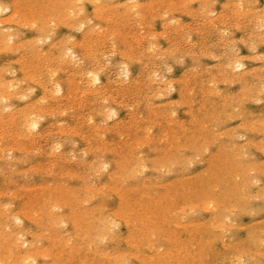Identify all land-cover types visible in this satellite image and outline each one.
<instances>
[{
	"label": "rangeland",
	"instance_id": "1",
	"mask_svg": "<svg viewBox=\"0 0 264 264\" xmlns=\"http://www.w3.org/2000/svg\"><path fill=\"white\" fill-rule=\"evenodd\" d=\"M9 1V2H8ZM14 1V0H13ZM12 0H0V7H2V8H5V7H9L7 10L5 9L4 11H1L0 12V21L2 22H0V27H1V29L3 28V26H4V28H3V30H1L0 29V40H1V38H2V40L0 41V45H2V48H1V46H0V49H2L3 50V45L5 46V50H0V69H2L1 71H0V85L1 84H3L2 86H1V88H0V91L2 90V87H4V88H7L6 87V85H8L9 83V80L10 79H12V80H10V84H9V86L11 85V87H9L8 86V88H10V89H12L11 90V92H10V90L8 89V91L6 90V89H4L5 90V92L7 93V92H9L8 94H10V93H12L13 95H12V97H14V93L16 94V95H18L19 96V93H21L20 95L23 97V95L25 96V94L27 93H29L28 95H29V97H28V95H27V99L24 97V99H26V100H24V99H19L21 96H19L18 98L16 97L15 99L13 98L12 99V97L10 98V99H8L11 95H9L8 96V94L6 95V93H4V92H2V91H4V90H2L1 92H2V94L4 95L5 94V96H8L5 100H4V96L1 94L0 95V117L2 118V119H4V117H5V119L8 117V116H12L11 118H8V120H0V128H2V130H0V135L3 137H1L0 136V148H2V150L0 149V191L3 193L2 195L0 194V230L2 231V233H5L4 235L0 232V238L1 239H3L4 240V236H6V240H2V243H4L5 241H7V242H9L8 243V245H7V242L6 243H4L3 245H1V248H0V254L2 255L3 254V256L5 255V253L7 252V254H6V256H4V257H7L8 255L9 256H11V258H12V260L10 261V257L8 256L7 258H5V259H7L8 260V258H10L8 261L6 260L5 261V259L4 258H2L1 256H0V258H2V260L0 259V263L1 264H11L10 262H15L16 260V262L15 263H12V264H16L17 262H18V260H22L21 259V255L25 252V250H28L31 246H32V244L34 243V247L32 248V250L34 251V252H36V251H38L37 253H38V255H39V252H43V251H41L42 249L44 250V252H46L47 251V253H45V254H42V253H40V256H38L37 255V260H36V262L35 261H31V259H29V260H23L24 262H21V264H23V263H29V264H81V262L83 263H85V264H122L123 262H125L126 261V263H123V264H164V262L165 263H168L169 262V264H176V263H178V264H183V262L185 263V264H200V263H202V264H208V263H210L211 264V262H213L212 264H239V262H240V264H249L248 262L250 261V263H252V264H257V263H255L257 260L256 259H258V264H264V256H261V254H263L264 255V253H262V252H264V246H263V242H264V233H263V235H261L260 236V234H257V233H260V232H262L263 230H264V209H262L261 210V207L262 208H264L263 206H264V196H263V194H264V187H262V185L264 186V174H263V170H264V165L262 164L263 162H264V143H261V139H264V128H263V126H262V128H260L261 127V124H262V120H263V118H264V112H262V111H264V69H262V68H264L263 66H264V16L263 15H261V14H264V0H216V1H213V0H210V2H209V0H188L187 2H188V4L185 2L184 3V1H186V0H182L183 1V3L181 4L182 5V7H180L181 5H180V3L182 2L181 0H165V1H167V3H164V6L162 5V2H165L164 0L163 1H159V2H157L158 0H156V2H155V0H134V2L136 1V4L131 0V2H133L134 4H132L131 2H129L130 0H112V2H111V0H96V1H99V2H97L96 3V1L95 0H74V1H70L69 0V2H68V0H66V2H67V5H65L64 6V4L63 3H66V2H64L65 0H43V3H42V0L40 1V0H15L14 2H13ZM24 1H26L25 3H23ZM78 1V2H77ZM80 1V2H79ZM118 1V2H117ZM153 1L155 2V3H153ZM173 1H175V2H173ZM205 1H206V3H205ZM213 1V2H212ZM237 1H238V4L240 3L241 5H242V9H241V5L239 4H237ZM4 2V3H3ZM11 2H13V5H11ZM16 2V3H15ZM32 2V3H31ZM38 2H40V3H38ZM48 2V3H47ZM61 2V3H60ZM93 2V3H92ZM110 2V3H109ZM115 2V3H114ZM123 3V4H119V5H121L120 7H118V5L116 4V3ZM126 2H127V6H126ZM129 2V3H128ZM137 2H138V4H140V3H142L144 6H142V4L139 6L138 4H137ZM149 2V6H148V3ZM202 2H204L205 4H206V6H204L203 5V3ZM208 2H209V4H208ZM217 2V3H216ZM245 2V3H244ZM249 2V3H248ZM257 2V3H256ZM1 3H3V5H1ZM15 3V4H14ZM35 3H36V5H35ZM58 3L60 4L59 6H58ZM145 3V4H144ZM150 3L152 4L151 5V7H150ZM160 3V4H159ZM169 3H171V5H169ZM174 3V4H173ZM177 3V4H176ZM214 5H213V4ZM235 3V4H234ZM252 3V4H251ZM18 4V5H17ZM98 4V5H97ZM116 6H115V5ZM128 4H130L129 6H128ZM156 4V5H155ZM167 4H168V8H167V11H168V9L170 10L171 9V12H167V11H163V9L165 8V7H167ZM187 4V5H186ZM200 4V6H198ZM223 4H225V5H229L228 7L227 6H225V5H223ZM245 4V5H244ZM250 4V5H249ZM7 5H9V6H7ZM78 7H77V6ZM94 5V6H93ZM132 5V6H131ZM133 5H134V7H136V12L135 13H133L134 11H135V8L133 9V12L131 11L132 9L130 8V7H132L133 8ZM138 5V6H137ZM154 5V6H153ZM173 5H176V7H175V9H174V6ZM180 5V6H179ZM208 5L210 6V7H208ZM62 6H64V7H62ZM79 6H80V8H79ZM83 6V7H82ZM98 6H100V9H101V11L99 10V8H96V7H98ZM108 8H107V7ZM111 6H112V8H111ZM146 6V7H145ZM153 6V7H152ZM171 6V7H170ZM185 6V7H184ZM206 7L205 9H204V7ZM237 6H238V8H237ZM248 7L247 9H245V7ZM48 7H49V9H48ZM62 7V8H61ZM93 7H95V8H93ZM104 7H106V8H104ZM115 7V8H114ZM118 7V8H117ZM138 7V8H137ZM144 7L147 9V11L146 10H144ZM148 7V8H147ZM150 7V8H149ZM156 7L158 8V9H156ZM164 7V8H163ZM170 7V8H169ZM198 7H200V8H198ZM230 7V8H229ZM244 7V8H243ZM253 7H254V11L252 10L253 9ZM16 8V11L14 10ZM25 8H27V9H25ZM31 8V9H30ZM66 8V9H65ZM68 8L70 9L69 11L71 12V14H70V12H68V14H67V11L66 10H68ZM83 9V11H82V13L79 15L78 14V12H80L79 10H82ZM92 8H93V10H92ZM110 8V9H109ZM209 8V9H208ZM211 8V9H210ZM238 9V10H236V9ZM240 8V9H239ZM259 8H261V9H258ZM263 8V9H262ZM13 9V10H12ZM22 9H24L23 11H22ZM30 9V10H29ZM39 9V10H38ZM44 9H47L46 10V12L44 11ZM112 9V10H111ZM129 9V11H127ZM150 9H152V10H150ZM154 9H155V11L157 10V11H159L160 13H162V15H160V13L158 12L157 13V11L155 12L154 11ZM202 9H203V11H204V13H205V15L206 16H204V13H203V11H202ZM10 10V11H9ZM12 10V11H11ZM25 10H28L29 12H27V13H25ZM33 10V11H32ZM43 10V11H42ZM57 10V11H56ZM60 10V11H59ZM62 10V11H61ZM75 10V11H74ZM96 10H98V12L96 11ZM165 10H166V8H165ZM175 10V11H174ZM180 10V11H179ZM187 10V11H186ZM190 10H191V12H190ZM198 10H200V12L198 11ZM210 11V12H207V11ZM215 12H214V11ZM234 10H235V12H234ZM248 12H247V11ZM255 10H258V11H255ZM7 11V12H6ZM120 11H121V13L123 14V12L122 11H124V12H126L125 14H126V16L123 14V15H118V13L120 14ZM140 11V12H139ZM151 11H154L155 13H153L154 15L155 14H158L157 16H154L153 17V14H152V12ZM206 11V12H205ZM241 11V12H240ZM246 11V12H245ZM249 11H251V12H249ZM253 11V12H252ZM3 12V13H2ZM13 12L15 13V14H13ZM17 12V13H16ZM22 12H24L23 14H22ZM33 12H35V13H33ZM45 12V13H44ZM66 12V13H65ZM77 12V13H76ZM83 12H85L84 14H83ZM97 13L96 14V18L94 17V14L95 13ZM109 12H111V13H109ZM138 12V13H137ZM147 12H149V14L151 13L152 14V16H151V14L149 15ZM195 14H194V13ZM213 12V13H212ZM222 12V13H221ZM233 12V13H232ZM245 12V13H244ZM255 12H259V13H255ZM262 12V13H261ZM2 13V14H1ZM12 13V14H11ZM29 13V14H28ZM39 13H41V14H39ZM48 13L50 14V15H52L53 14V16H49L48 15ZM61 13H63V15H59V14H61ZM72 13H73V15H72ZM75 13V14H74ZM108 13V16H105L106 14ZM167 13V14H166ZM189 13V14H188ZM192 13V14H191ZM202 13V14H201ZM224 13L226 14V15H224ZM234 13H235V16H234ZM240 13V14H239ZM248 13V14H247ZM261 13V14H260ZM21 14V15H20ZM28 14V15H27ZM45 14V15H44ZM66 14V16H64ZM93 14V15H92ZM110 14V15H109ZM117 14V16H118V18L116 19L115 18V15ZM134 14V15H133ZM136 14V15H135ZM139 14H140V17H138L139 16ZM163 14H166V16H164ZM218 14V15H217ZM221 14V15H220ZM228 14V15H227ZM242 14V15H241ZM245 14H247V15H245ZM258 14H259V17H260V15H261V19L260 18H258L257 19V16H258ZM15 15H16V17H15ZM24 15H26L25 17H24ZM79 15V16H78ZM99 15V16H98ZM132 15V16H131ZM145 15H148V17L147 16H145ZM170 15V16H169ZM208 15H209V17H208ZM224 15V16H223ZM236 15H238V16H236ZM244 15V16H243ZM254 17H253V16ZM6 16L8 17V19L6 18ZM10 16H12V17H10ZM37 16H38V19H33L34 17L35 18H37ZM56 16H59V17H56ZM62 16V17H61ZM73 16V17H72ZM87 16V17H86ZM124 17V18H126V17H128V18H130V19H122V18H120V17ZM217 18H216V17ZM242 16V17H241ZM262 16H263V18H262ZM24 17V18H23ZM31 17V18H30ZM43 17H47L46 19L45 18H43ZM79 17V18H78ZM88 17H90V18H88ZM106 17H109V18H106ZM153 17V18H152ZM160 17V18H159ZM162 17H164V18H162ZM173 17H177V19L179 18V20H177V21H174L173 22V20L175 19H172ZM203 17V18H202ZM205 17H207V18H205ZM210 17H215V19H213V18H210ZM222 17V18H221ZM226 17H227V19H226ZM245 17V18H244ZM16 18V22L17 21H19L20 19L19 18H23V19H21L20 21L21 22H23L22 20H24L25 19V21L27 22V24H25L26 22H23L22 24V26H21V22L19 23V22H15L14 21V19ZM27 18L29 19V21L32 19V21L33 22H35V23H33L32 21H30L31 22V24H30V22H28V20H27ZM49 18H51L52 19V21H53V23L51 22V21H48V19ZM58 18H59V20H58ZM64 18V19H63ZM77 18V19H76ZM110 18H112V20L110 19ZM114 18L118 21H116L115 22V20H114ZM170 18V19H169ZM6 19L9 21V23L6 21ZM40 19V20H39ZM71 19H73V21L71 20ZM75 19V20H74ZM82 19H83V21H84V23L82 22ZM91 19V20H90ZM101 19H103V20H101ZM106 21H105V20ZM109 19H110V21H112V22H110L109 21ZM172 19V20H171ZM203 19H205V20H203ZM222 19H224V20H222ZM263 19V20H262ZM3 20V21H2ZM42 20H44V21H42ZM50 20V19H49ZM66 20V21H65ZM79 20V21H78ZM99 20V21H98ZM176 20V19H175ZM212 22H211V21ZM236 20H238V21H236ZM258 20V21H257ZM263 21V23L262 22H260V21ZM12 21V22H11ZM60 21H62V22H60ZM88 21H91V22H88ZM103 21H105V22H103ZM131 21V22H130ZM139 21V22H138ZM141 21H143V23L145 22V24H143L142 23V26L144 27L145 25V27L143 28L141 25L139 26V23H141ZM146 21H147V23H146ZM198 21H201V22H198ZM225 21H227L226 23H225ZM236 21V22H235ZM241 21H243L241 24H240V22ZM6 22V23H5ZM10 22H11V24H10ZM15 22V23H14ZM43 22L45 23V24H43ZM68 22V23H67ZM75 22H76V24H75ZM85 22H88V24H86ZM95 22L96 23H99V25H98V28H97V26L95 27ZM115 24H114V23ZM128 22V23H127ZM130 22V23H129ZM136 22V24L135 25H132L133 23H135ZM137 22H138V24H137ZM149 22V23H148ZM164 22V23H163ZM173 22V23H172ZM196 22H198L199 24H197ZM223 22V23H222ZM245 22V23H244ZM256 23V25H255V23ZM260 24H259V23ZM19 23V24H18ZM29 23V24H28ZM43 25H42V24ZM48 23V24H47ZM61 23V24H60ZM65 23V24H69V25H63V24ZM71 23H73V28H69V27H72L70 24ZM78 23H82L83 24V26H82V29L80 30V26H81V24L79 25ZM93 23H94V25H93ZM117 23H118V25H117ZM170 23V24H169ZM178 23V24H177ZM206 23V24H205ZM213 23H215L214 25H213ZM230 23H232V24H230ZM237 23H239V24H237ZM257 23H258V25H257ZM261 23H262V25H263V27H262V25H261ZM3 24V25H2ZM7 24V25H6ZM32 24H36V25H34V26H32L31 27V25ZM53 24V25H52ZM85 24V25H84ZM121 24V25H120ZM148 24V25H147ZM166 24V25H165ZM230 24V25H229ZM238 25V28H237V25ZM244 24V25H243ZM2 25V26H1ZM52 25V26H51ZM58 26L57 28L55 27V26ZM79 25V27H77ZM97 25V24H96ZM104 26L103 28H105V30L107 31V32H105V30L102 28V26ZM117 25V26H116ZM183 27H182V26ZM203 25V26H202ZM216 25V26H215ZM261 25V26H260ZM7 26H8V28H7ZM9 26H11V27H9ZM20 26V27H19ZM27 26V27H26ZM31 28H30V27ZM40 26V28H39V30H38V32H36L37 30H34L35 28L36 29H38V27ZM106 26H107V29L108 30H110V31H108L107 29H106ZM131 26H133V27H131ZM139 26V27H138ZM152 27L153 26V28H150V27ZM255 26H257V27H255ZM15 29H14V28ZM51 27H53V28H51ZM75 27H77L76 29H75ZM93 27V28H92ZM101 29H103L102 30V32L100 31V28ZM114 27H116V28H114ZM131 27V29L129 30V32H128V29L127 28H130ZM149 27V29H147V28ZM173 27V28H172ZM196 27V28H195ZM213 27V28H212ZM216 27V28H215ZM233 27V28H232ZM244 27V28H243ZM260 27H262V28H260ZM11 28V29H10ZM49 28V29H48ZM118 28V29H117ZM179 28V29H178ZM258 28H260V29H258ZM10 29V30H9ZM46 29V30H45ZM73 29V30H72ZM93 31V29H95L93 32H96V34H92V31ZM97 29H99V30H97ZM114 29V30H113ZM145 29V30H144ZM178 29V30H177ZM195 29H197L198 31H196ZM224 29V30H223ZM227 29H228V31H227ZM5 30V31H4ZM43 30V31H42ZM48 30V31H47ZM52 30H54V33H53V31ZM78 30H80V31H78ZM88 30H89V32H88ZM98 32H97V31ZM113 30V32H115V31H120L119 33H125V31L126 32H128V33H126V35L124 34L123 36H125L126 37V39L127 40H125V37H122V35L121 34H119V33H117L116 32V34L114 35V33H112L111 31ZM144 30V31H143ZM195 30V31H194ZM251 30H253L252 32H251ZM21 31V32H20ZM46 31V33H44ZM85 31V32H84ZM100 31V32H99ZM135 31L137 32V34L135 33ZM144 32V33H142V32ZM158 31V32H157ZM164 31V32H163ZM189 31V32H188ZM202 31V32H201ZM222 31L224 32V33H222ZM3 32V36H7L8 35V33H9V35L11 36V35H14L15 36V38H14V36L13 37H11V39L10 38H7V40H6V38L4 37L3 38V36H1V33ZM19 32V33H18ZM49 32V33H48ZM86 32H88V33H86ZM91 32V33H90ZM109 32H111V34L109 33ZM149 32H151V33H153V34H151V33H149ZM154 32H156V33H154ZM161 32H163V33H161ZM179 32V33H178ZM220 32V33H219ZM232 32H233V34H232ZM250 32H251V34H250ZM43 33V34H42ZM48 33V34H47ZM68 34V36H66L67 34ZM105 34V35H103V34ZM110 34V35H107V34ZM135 33V34H134ZM147 35H146V34ZM160 33V34H159ZM166 33V34H165ZM189 33V34H188ZM191 33V34H190ZM230 33V34H229ZM263 33V34H262ZM23 34V35H22ZM41 35V36H39V35ZM54 34V35H53ZM65 34V35H64ZM93 36H92V35ZM127 34H128V36H127ZM144 34V35H143ZM153 35V37L154 38H156V39H153V37H151V36H149V35ZM163 34V35H162ZM228 34V35H227ZM8 35V36H9ZM19 35H21V36H19ZM47 35H50L49 36V38H48V36ZM72 35L74 36V38L72 37ZM87 35V36H86ZM112 35V36H111ZM114 35V36H113ZM120 35V36H119ZM134 35L136 36V37H134ZM140 35V36H139ZM172 35H174V36H172ZM189 35H191V36H189ZM221 35H224V36H221ZM7 36V37H8ZM9 36V37H10ZM36 36L38 37V41L39 40H42L41 42H44V43H42V45L40 44L41 42H38L37 41V38H36ZM46 36H47V38H46ZM95 36V37H94ZM105 36H106V38H105ZM110 36V37H109ZM137 36H139V37H137ZM141 36H144V37H141ZM149 36V37H148ZM157 36V37H156ZM190 38H189V37ZM227 38H226V37ZM249 36V37H248ZM260 36V37H259ZM41 37V39H39ZM43 37V38H42ZM64 37V38H63ZM69 37V38H68ZM84 37H87L86 38V40L84 39ZM110 39H109V38ZM111 37H113L112 39H111ZM172 37V38H171ZM183 37H185V38H183ZM26 38V39H25ZM27 38H28V40H27ZM29 38H32V39H29ZM36 38V41L37 42H33L32 40H34ZM60 38H62V39H60ZM71 38H72V40L73 41H75L76 42V45H75V43L73 44H70L71 42H72V40H71ZM88 38H89V41H90V43H88L89 41H88ZM98 38L99 39H101V38H103L104 40H98ZM124 38V39H123ZM133 38H140L139 40L138 39H136V40H138V41H136L135 39H134V41H132L133 40ZM141 38H143V39H141ZM189 38V39H188ZM219 38V39H218ZM223 40H222V39ZM13 39H16V40H13ZM23 39V40H22ZM45 39V40H44ZM49 39V40H48ZM68 39L70 40V41H68ZM91 39V40H90ZM94 39V40H93ZM188 39V40H187ZM222 41H221V40ZM232 39H233V41L235 40V42H233L232 41ZM237 39H238V41H237ZM243 39V40H242ZM10 40H13V41H10ZM23 42H22V41ZM31 40V42H29ZM47 40V41H46ZM55 40H57V41H55ZM59 40H61L62 42H60L61 44H63V41L65 40V44L66 45H61V44H59ZM109 40H111V41H109ZM130 42H129V41ZM141 40V41H140ZM231 40V41H230ZM248 40H250V41H248ZM258 40H261V42H259ZM11 43H10V42ZM18 43V48H20V49H17V48H15V45H17L16 44V42ZM20 41V42H19ZM35 41V40H34ZM46 41V42H45ZM52 41V42H51ZM55 43H54V42ZM84 41V42H83ZM87 43H86V42ZM121 41H123V42H121ZM128 41V42H127ZM146 41V42H145ZM152 41V42H151ZM228 41V42H227ZM237 41V42H236ZM4 42H5V44H4ZM22 42V43H21ZM27 42V43H26ZM51 42V43H50ZM70 42V43H69ZM80 42H82L81 44H83V45H81L80 44ZM92 42H94L95 43V46H94V43H92ZM102 42H104V43H102ZM133 42V43H132ZM148 42V43H147ZM190 42H196V44H192V43H190ZM210 42H212V44L210 43ZM225 42V43H224ZM244 42H245V44H244ZM257 42V43H256ZM258 42H259V44H258ZM3 43V44H2ZM6 43H8V45H7V47H6ZM10 43V44H9ZM20 43V44H19ZM50 43V44H49ZM53 43V44H52ZM86 43V44H85ZM112 43V44H111ZM132 44V46L130 47V46H128L129 44ZM147 43V44H146ZM151 43V44H150ZM189 43V44H188ZM233 43V44H232ZM236 43V44H235ZM253 44L252 46H251V44ZM254 43H255V45H254ZM14 44V45H13ZM21 44L23 45V47L24 48H22V46H21ZM30 44H33V45H30ZM40 44V45H39ZM56 46H55V45ZM71 46H70V45ZM90 44V45H89ZM109 44H110V46H109ZM148 44H149V47H148ZM154 44V45H153ZM156 44V45H155ZM161 44V45H160ZM232 44V45H231ZM14 47H13V46ZM36 45V46H35ZM62 47H60V46ZM73 45V46H72ZM87 45V47H85ZM93 45V46H92ZM112 45V46H111ZM114 45V46H113ZM152 45V47H150ZM173 45H174V47H173ZM176 45V46H175ZM189 45V46H188ZM193 45V46H192ZM9 46H11L14 50V52L15 53H13V51H12V49L11 48H9L8 49V47ZM20 46V47H19ZM41 47V50L43 51V52H47L45 55L46 56H44V54L42 53V52H40L41 50H39V48ZM48 46H51L50 47V52H49V47ZM70 47V50H68V51H71L72 49V52L74 53V56H73V54H72V52H67V47ZM90 48H89V47ZM92 46V47H91ZM156 46H160L159 48H157ZM225 46V47H224ZM227 46H228V48H227ZM235 46H236V48H235ZM250 46H251V48H250ZM17 47V46H16ZM32 47H33V49H32ZM38 47V48H37ZM61 49H63V53H64V57L62 58L61 56H59L60 54H62V52L60 51V48ZM96 47V48H95ZM97 47H98V49H97ZM112 47V48H111ZM114 47H115V49H114ZM129 47V48H128ZM156 47V48H155ZM178 49H177V48ZM206 47V48H205ZM207 47H208V49H207ZM7 48V49H6ZM27 48V49H26ZM29 48V49H28ZM31 48V49H30ZM35 48V49H34ZM37 48V49H36ZM54 48H56V49H54ZM65 48V49H64ZM91 50L90 52L88 51L89 49ZM169 48H170V50H169ZM237 48H239V49H237ZM17 49V50H16ZM23 49V50H22ZM25 49V50H24ZM95 49H97V50H95ZM110 49V50H109ZM124 49H125V51H126V54H123L125 51H124ZM128 49V50H127ZM163 49V50H162ZM209 49L211 50V51H209ZM229 49V50H228ZM33 50V51H32ZM37 51V53L38 54H35V52ZM38 50H39V52H38ZM53 50V51H52ZM122 50V51H121ZM131 50V51H130ZM169 50V51H168ZM190 50V51H189ZM200 50H202V51H200ZM226 50H228L229 52H231L230 54H227L228 53V51H226ZM254 50V51H253ZM11 51H12V53H11ZM52 51V52H51ZM64 51H66V52H64ZM93 51H95V52H93ZM113 53H112V52ZM121 51V52H120ZM154 51H155V53H154ZM171 51L174 53V54H172L171 53ZM205 51V52H204ZM238 51H239V53H238ZM241 51V52H240ZM2 52H5V53H2ZM34 52V53H33ZM89 52V53H88ZM100 52H102V53H100ZM108 52H110V54H108ZM116 52V53H115ZM130 52V53H129ZM190 54H189V53ZM204 52V53H203ZM208 52V53H207ZM213 52V53H212ZM220 52V53H219ZM226 54H225V53ZM237 52V53H236ZM25 53V54H24ZM52 53V54H51ZM56 54V56L55 57H53V55H55ZM58 53V54H57ZM65 53H68L67 55H65ZM75 53H76V55H75ZM87 53V54H86ZM128 53H129V56H130V58L133 56L134 58L136 57V58H138V55H139V57H140V59H137V61L133 58V59H129V56H128ZM194 53H196V54H194ZM210 53V54H209ZM211 53H212V55H211ZM216 53V54H215ZM260 53V54H259ZM261 53H263V55L261 56ZM9 54H11V55H9ZM23 54H24V56H27V57H25L24 59H23ZM27 54V55H26ZM40 54V55H39ZM47 54L49 55V58H47L48 56H47ZM88 54H91V55H88ZM104 54V55H103ZM105 54H108V55H105ZM113 54V55H112ZM148 54H150V55H148ZM154 54V56H151V55H153ZM162 54H164V56L162 55ZM171 54V55H170ZM220 55V57L221 58H218L217 59V57H219L218 55ZM223 54L225 55V56H223ZM253 54V55H252ZM259 54V55H258ZM34 55V56H33ZM73 57H72V56ZM112 55V56H111ZM123 55H125V56H123ZM137 55V56H136ZM158 55V56H157ZM163 57H162V56ZM183 55H184V57H183ZM205 55V56H204ZM232 55V56H231ZM233 55H235V59H237V56H238V61H240L239 63H238V61L236 62V61H234L235 59H234V56ZM237 55V56H236ZM239 55H240V58H239ZM246 55V58L244 57V56ZM253 57H252V56ZM254 55H255V57H254ZM67 56V57H66ZM78 57L79 56V58H76V57ZM106 56V57H105ZM110 58H109V57ZM127 56H128V58H127ZM157 56V57H156ZM217 56V57H216ZM244 58H243V57ZM259 56H261V57H259ZM34 57H35V59H34ZM39 57V58H38ZM45 57V58H44ZM61 57V60L59 59ZM76 59H75V58ZM154 57V58H153ZM182 57V58H181ZM196 58L197 57V59L196 60H193L192 61V59H194V58ZM213 57H215L214 59H213ZM233 57V58H232ZM247 57H250V58H247ZM257 57H258V59L259 60H256L257 59ZM15 58H17V60H15ZM38 58V59H37ZM44 58V60H42ZM71 58H73V60L71 59ZM149 58H151V59H149ZM243 58V59H242ZM252 58H255V60L254 59H252ZM8 59V60H7ZM10 59H12V60H10ZM21 60V61H18V60ZM51 59H52V61H51ZM79 60V62H77L78 60ZM82 59V60H81ZM110 59V60H109ZM161 59H163V61L161 60ZM179 59H180V61H179ZM15 60V61H14ZM42 60V61H41ZM45 60H47V62H44ZM73 62H72V61ZM77 62V65H76V62ZM105 60H107V61H105ZM133 62H132V61ZM141 60V61H140ZM230 60V61H229ZM33 61V62H32ZM60 61H61V63H60ZM63 61V62H62ZM126 61V65H127V63H128V65L126 66L125 64L124 65H122L121 63L123 62H125ZM183 61V63H181ZM2 62H4V63H2ZM17 62V63H16ZM18 62H21V63H18ZM34 62H36L37 63V65H33L34 64ZM72 62V63H71ZM106 62H108L107 64H106ZM158 62V63H157ZM181 64H180V63ZM221 62V63H220ZM234 62H236V63H234ZM33 63V64H32ZM35 63V64H36ZM44 64V66H40V65H43ZM45 63H47V65L45 64ZM84 63V64H83ZM102 63V64H101ZM155 63V64H154ZM166 63V64H165ZM197 63V64H196ZM229 63H232L233 64V68H232V64H230V66H227ZM238 63V64H237ZM240 63H242L241 64V66H240ZM10 64H11V67H10ZM25 64V65H24ZM33 66H32V65ZM60 64V65H59ZM101 64V65H100ZM110 64V65H109ZM122 66H121V65ZM130 64V65H129ZM165 64V65H164ZM2 65H4V66H6V69H5V67L3 66L2 67ZM12 65H13V67H12ZM48 65H49V67H51V71L54 73V74H56L55 76H54V74L52 73V72H50V70L47 68L48 67ZM168 65H170V66H168ZM194 65H196L195 66V68H194ZM208 65V66H207ZM209 65H211L210 67H209ZM225 65V66H224ZM24 66V67H23ZM79 66V67H78ZM95 66V67H94ZM125 66L127 67V69H128V72L129 73H127V70H126V68H125ZM166 66V67H165ZM169 68H171V70L170 69H167L168 67ZM198 66H199V68H198ZM217 66H220V67H217ZM234 66H236V67H234ZM2 67V68H1ZM36 67H39V69L40 68H42V69H38L39 71H36ZM52 67L53 68H55L56 69V71H55V69H52ZM59 67V69H58V72H57V68ZM67 67V68H66ZM73 67V68H72ZM94 67V68H93ZM105 67V68H104ZM122 69H125V70H121V68ZM192 69H191V68ZM209 67V68H208ZM237 67H238V69H237ZM243 67V68H242ZM260 67H262L261 69H260ZM7 68H9V70L7 69ZM21 70H20V69ZM28 69V71L27 70H24V71H22L23 69ZM30 68V69H29ZM47 68V69H46ZM61 68V69H60ZM70 68H72V69H70ZM119 68V69H118ZM154 68V69H153ZM207 68V70L205 71V69ZM237 69V70H233L232 71V69ZM250 68H252L253 70H251ZM255 68H257V69H255ZM35 71H34V70ZM84 69V70H83ZM88 69L89 70H91V71H89V72H87L88 71ZM99 69V70H98ZM178 69V70H177ZM193 69H195V70H193ZM208 69L210 70V71H212V72H209L208 71ZM245 69H247V70H245ZM250 69V70H249ZM255 69V70H254ZM8 71V73H7V71ZM14 70V71H13ZM30 70H33V71H30ZM49 70V71H48ZM95 71V73H94V71ZM100 70H101V72L102 73H97V71L98 72H100ZM120 70H121V73H120ZM164 70V71H163ZM188 70V71H187ZM244 70H245V72L247 73V75H246V73L244 72ZM4 71H6V72H4ZM15 71H16V73H15ZM83 71V72H82ZM85 71V72H84ZM155 71H158V72H155ZM162 71V72H161ZM167 71H170L169 73L167 72ZM197 71V72H196ZM205 71V72H204ZM224 71H226L225 73H224ZM250 71V72H249ZM253 71H255V72H253ZM262 71V72H261ZM41 72V73H40ZM92 73L93 72V74H99L100 75V78H101V80L99 81V82H97V83H95L94 84V82H92V77H91V75L89 74V73ZM220 72V73H219ZM221 72H223V73H221ZM232 72V73H231ZM244 72V73H243ZM249 72V73H248ZM27 73H28V75H27ZM33 73V74H32ZM40 73V74H39ZM44 73V74H43ZM48 73V74H47ZM51 73H52V75H51ZM76 73H77V75H76ZM80 73V74H79ZM121 75H119V74ZM126 74L127 73V75L129 74V76L128 77H126V75H123V74ZM159 73V74H158ZM160 73L162 74V75H160ZM196 73V74H195ZM198 73V74H197ZM237 73H238V76H237ZM241 73H242V75H241ZM14 74V75H13ZM16 74V75H15ZM23 74H24V76H26L25 78L23 77ZM32 74V75H31ZM37 74H38V76H37ZM86 74H89V76L88 75H86ZM156 74V75H155ZM189 76H188V75ZM212 74V75H211ZM228 74V75H227ZM245 75V78H246V80L245 79H243V77H244V75ZM30 75H31V77H30ZM35 75V76H34ZM40 75H41V77H40ZM118 75V76H117ZM152 77H154V78H152ZM153 75H155V76H153ZM196 75V76H195ZM234 75V76H233ZM256 75H260V77L259 76H256ZM11 76V77H10ZM33 76V77H32ZM50 76H53V77H50ZM72 76V78H70ZM75 76V77H74ZM93 76V75H92ZM149 76V77H148ZM158 76V78H156ZM165 76V78L164 79H162L163 77ZM2 77V78H1ZM20 77H23V78H20ZM30 79H29V78ZM35 77H37V78H35ZM40 77V78H39ZM50 77V78H49ZM89 77H90V79H89ZM125 77H126V79H125ZM188 77V79H185V78H187ZM194 77H196V78H194ZM214 77V78H213ZM259 77V78H258ZM13 78H16L15 80L13 79ZM32 78V79H31ZM33 78H35V80L33 79ZM39 78V79H38ZM68 78V79H67ZM127 78H128V81H127ZM133 78V79H132ZM168 78H170L171 80H172V82L170 81V79H168ZM174 80H173V79ZM181 78L183 79V80H181ZM191 78V79H190ZM211 78L213 79V81L215 80V82L217 83V85H216V83H211ZM232 78V81H230V79ZM233 78H234V80H233ZM20 79V80H19ZM22 79H24V80H22ZM37 79H38V81H37ZM60 79V80H59ZM62 79V80H61ZM70 79V81L68 82V80ZM80 81H79V80ZM89 79V80H88ZM110 79V80H109ZM112 79V80H111ZM115 79V80H114ZM138 80V82L136 81V80ZM156 81H155V80ZM158 79V80H157ZM177 79V80H176ZM219 81H218V80ZM221 79H222V81H221ZM238 79V80H237ZM241 79V80H240ZM30 80H32V81H30ZM56 80V81H55ZM72 80V81H71ZM76 80V81H75ZM91 80V81H90ZM108 80H109V82H108ZM126 80V81H125ZM153 80H154V82H153ZM162 80V82H160ZM176 80V81H175ZM225 80H227V82H224ZM240 80V81H239ZM35 81H37L36 83H35ZM40 81H42V82H40ZM50 81H52L51 83H50ZM55 81V82H54ZM79 81V82H78ZM136 81V82H135ZM144 81V82H143ZM165 81H167V82H165ZM182 81V82H181ZM206 81V82H205ZM234 81H236V82H234ZM238 81V82H237ZM246 81V82H245ZM2 82V83H1ZM22 83V84H19V83ZM25 84H24V83ZM57 82H59V83H57ZM90 82H92V83H90ZM143 84H142V83ZM153 82V83H152ZM171 82V84H169ZM184 82H186V83H184ZM187 82H188V84H187ZM204 82V83H203ZM211 84H210V83ZM219 82V83H218ZM232 82V83H231ZM263 82V83H262ZM39 83H40V85H39ZM46 83V84H45ZM50 83V84H49ZM71 83H74V84H71ZM76 83V84H75ZM166 83V84H165ZM245 83H247V84H245ZM261 83H262V86H261ZM18 84V85H17ZM41 84L43 85V87L41 86ZM52 84V85H51ZM61 85L60 87L62 88V91H60V92H58V91H55V90H57L58 89V87L59 86H57V85ZM89 84H91L90 86H89ZM92 84H94V86H92ZM97 84V85H96ZM131 84V85H130ZM232 84V85H231ZM19 85H20V88H19ZM55 85V86H54ZM69 85H70V87H69ZM74 85H76V86H74ZM158 85V86H157ZM165 85V86H164ZM166 85L168 86V85H173V86H169L170 87V89H169V87H166ZM186 85H188V86H186ZM213 85H215V86H213ZM228 85H230L229 87H228ZM246 85V86H245ZM14 86H15V90H17L18 89V92H13L14 90ZM51 86V87H50ZM96 86V87H95ZM135 86H136V88H135ZM139 86H140V88L142 87V89H140L139 88ZM145 86V87H144ZM210 86V87H209ZM245 86V87H244ZM13 87V88H12ZM24 87V88H23ZM27 87V88H26ZM32 88V89H34V90H30L29 88ZM35 87V88H34ZM72 87H73V90H72ZM77 87H78V89L80 90H78L77 89ZM86 87H87V90H84V89H86ZM92 87H94V88H92ZM148 87V88H147ZM153 87V88H152ZM162 87H163V89H162ZM164 87H166L167 89H164ZM191 87H193L192 89L193 90H191L190 92H188L187 91V89H190ZM207 87V88H206ZM216 87H218V88H216ZM228 87V88H227ZM245 89H249V92H250V94L247 92V90L244 92V91H242L244 88ZM257 87H258V89H257ZM261 87V88H260ZM22 88L24 89V90H22ZM44 88H47V90H45ZM54 88V89H53ZM57 88V89H56ZM70 88V89H69ZM93 89V91H90V93H92V94H90L89 93V90L90 89ZM104 88V89H103ZM108 90H107V89ZM113 88V89H112ZM138 88V89H137ZM172 88V89H171ZM200 88H202V89H200ZM209 88V89H208ZM210 88L212 89V91L210 90ZM215 88L217 89L216 91H214L215 90ZM241 88V89H240ZM243 88V89H242ZM254 88H256V89H254ZM21 89V90H20ZM27 89H29V91H31V92H27ZM53 89V90H52ZM74 89H76V91L74 90ZM91 89V90H92ZM94 89H95V91H94ZM98 89V90H97ZM100 89H102V90H100ZM137 89V90H136ZM157 89H161L160 90V92H159V90H157ZM168 89H169V91H170V94L168 93L167 94V92H168ZM204 89V90H203ZM206 89H207V91H206ZM224 89V90H223ZM240 89V90H239ZM244 89V90H245ZM251 89V90H250ZM254 91H253V90ZM262 89H263V91H262ZM82 90H83V92H82ZM96 90L98 91V92H96ZM149 90V91H148ZM186 90V91H185ZM200 90H202V91H205V92H203L202 93V91H200ZM208 90H210L209 92H208ZM240 92H239V91ZM256 90V91H255ZM23 91L25 92V94H23ZM32 91H33V93H32ZM52 91V92H51ZM55 91V93H57L56 95H55V93H53ZM88 91V92H87ZM103 91V92H102ZM111 91V92H110ZM134 91H136V92H134ZM139 91V92H138ZM158 91V92H157ZM221 91V92H220ZM252 91H253V93L255 92V94L257 95H255V94H253V96H254V98H253V96H252ZM81 92H82V94H81ZM132 92H134V93H132ZM166 92V93H165ZM196 92V93H195ZM216 94H214V93ZM238 92V94H236ZM259 92V93H258ZM261 92V93H260ZM32 93V94H31ZM52 93V94H51ZM71 93V94H70ZM85 95H84V94ZM96 93V94H95ZM110 93H112L111 94V96H110ZM140 93V94H139ZM145 93H147L149 96H147V95H145ZM161 94L162 93V95L164 94V95H168V96H160L159 95V97H158V99H156V97L158 96L157 94ZM214 94V95H211V94ZM224 93V94H223ZM229 93V94H228ZM232 93V94H231ZM245 93V94H244ZM40 94H42L43 96H44V98L40 95ZM62 94V95H61ZM65 95V97L63 98V96ZM107 94H109L107 97H106V95ZM126 94V95H125ZM136 94V95H135ZM150 94H152V95H150ZM184 94V95H183ZM192 94V95H191ZM202 94H204V95H202ZM217 94H219V95H217ZM243 94H244V96H246V97H244L243 96ZM250 95V97H249V95ZM53 95L54 97H56V98H54L53 96L51 97V96ZM61 95V96H60ZM67 95H69L68 96V98H67ZM79 95V96H78ZM99 95V96H98ZM104 95H105V97H104ZM112 95H114V97L112 96ZM154 95H157V96H154ZM222 95V96H221ZM225 95V96H224ZM228 95V96H227ZM230 95H233L232 97H230ZM241 97V98H239V96ZM248 95V96H247ZM261 97H260V96ZM1 96H3V97H1ZM71 96V97H70ZM96 96V97H95ZM102 96H103V99H102ZM203 98H202V97ZM242 96L244 97V98H242ZM252 96V97H251ZM39 97H42V98H39ZM47 97H48V99H47ZM63 99H62V98ZM76 98V100L74 99V103H73V98ZM113 97V98H112ZM123 97H125V98H123ZM143 97V98H142ZM155 99H154V98ZM160 97H162V98H160ZM165 97V98H164ZM224 97V98H223ZM235 97V98H234ZM237 97H238V100H236L237 99ZM247 97H249V98H247ZM256 97H259V98H256ZM1 98H3V100H1ZM38 98V99H37ZM47 100H46V99ZM54 98V99H53ZM60 98V99H59ZM69 98H71V99H69ZM137 100H136V99ZM213 98V99H212ZM228 98V99H227ZM231 98H232V100H231ZM252 98V99H251ZM7 99H8V102H7ZM41 99H43V100H41ZM97 101L96 103H95V101ZM99 99V100H98ZM105 99L107 100V103H106V101H105ZM138 99H140V101H141V104H140V102H139V100ZM175 100L176 101V103H175V101L174 102H172V104H176V106H177V104H179L180 102L182 103H180L177 107H175L174 105H171V107H170V103H168V101L170 102V100ZM178 101H177V100ZM192 99V100H191ZM228 101H227V100ZM236 100V102H235V100ZM240 99H242L241 101H240ZM243 99H244V101H247L246 103L244 102H242L243 101ZM246 99V100H245ZM261 99H262V101H261ZM38 100V101H37ZM66 100V101H65ZM68 100V101H67ZM83 101V103L81 102L80 103V101ZM92 100H93V102H92ZM115 100V101H114ZM142 100H144V101H142ZM153 101V102H151V101ZM214 101V103H213V101ZM231 100V101H230ZM253 100V101H252ZM254 100H256V102L254 101ZM39 101L40 102H42V103H44V104H42V103H39ZM88 101V102H87ZM103 101H104V103H103ZM118 101V102H117ZM136 101H137V104H136ZM146 101V102H145ZM149 101V102H148ZM194 102L193 104L192 103H190V102ZM223 101L225 102V103H223ZM234 101V102H233ZM257 101H259V102H257ZM36 102V103H35ZM50 102V103H49ZM61 102V103H60ZM68 102H69V105H68ZM103 104H102V103ZM110 102V103H109ZM120 102V103H119ZM123 102H126V103H123ZM139 102V103H138ZM163 102H165V104H163ZM228 104H227V103ZM238 102V103H237ZM1 103H4V106H9V107H4L5 109L7 108V110H4V108L3 107H1L2 106V104ZM26 103V104H25ZM33 105H32V104ZM58 103H60L59 105H58ZM63 103V104H62ZM88 103H90V104H88ZM94 103V104H93ZM146 103V104H145ZM148 103H149V105H148ZM158 103H160L159 105H158ZM183 103H185L184 105H183ZM202 103H204L203 105H202ZM235 104V105H233V107H231L232 106V104ZM35 104V105H34ZM81 105V107H83V108H81L80 107V105ZM84 104V105H83ZM107 104H108V106H109V108H108V106H107ZM119 104H122V105H119ZM126 104H127V106H126ZM139 104V105H138ZM152 104H155V105H152ZM186 104H188V105H186ZM219 104V105H218ZM222 104H223V106H224V108L222 109ZM224 104H227V106H225ZM12 105H14V106H12ZM26 105H28L27 106V108L25 107ZM36 105H38V107H39V109L37 110V106ZM49 105V106H48ZM68 105V106H67ZM70 105H72V106H70ZM83 105V106H82ZM89 105V106H88ZM95 105V106H94ZM102 107H101V106ZM104 105V106H103ZM147 105H148V107H147ZM183 105V106H182ZM216 105H217V107H216ZM24 106V107H23ZM36 108V110L33 108ZM57 106V107H56ZM59 106V107H58ZM64 106H65V109L66 110H64L63 112H62V107H63V109H64ZM74 106H75V108H74ZM79 106V107H78ZM85 106V107H84ZM91 106V107H90ZM97 106H100L99 108L97 107ZM107 106V107H106ZM130 106V107H129ZM174 106V107H173ZM199 108H201L200 110H198V107ZM203 106H206V109L205 108H203ZM214 106H215V108H214ZM11 107V108H10ZM42 108V111L40 110L41 108ZM47 107V108H46ZM67 107V108H66ZM69 107V108H68ZM71 107V108H70ZM78 107V108H77ZM106 107V108H105ZM115 107V111L117 110V113L116 112H114L113 111V113L112 112H109L108 110L110 109V111H111V109L113 110V108ZM138 107V108H137ZM173 107V108H172ZM234 107H236V109L234 108ZM8 108H10V109H8ZM30 108V109H29ZM51 108V109H50ZM54 108V109H53ZM59 108V109H58ZM81 108V109H80ZM97 108H98V110H97ZM170 108V109H169ZM171 108H172V110H171ZM217 108V109H216ZM220 108V109H219ZM226 108V109H225ZM231 108H233V109H231ZM244 108H246V109H244ZM248 108H249V110H248ZM1 109H3L4 111H2ZM54 110V111H52L51 112V110ZM67 109H68V111H67ZM70 109V110H69ZM72 109H73V111H72ZM78 109V110H77ZM105 109H107V110H105ZM119 109V110H118ZM151 109H154L155 110V114H154V111H150ZM160 109H161V111H160ZM214 109H216V110H214ZM238 109V110H237ZM24 110V111H23ZM26 110V111H25ZM29 110V111H28ZM33 112H35V113H32V111ZM40 110V111H39ZM58 112H57V111ZM61 110V111H60ZM100 110H102L101 112H100ZM176 111V114H175V112L174 111ZM186 110H188V111H186ZM191 112H190V111ZM219 110H221V113H219L220 111ZM223 110H224V113H223ZM243 110V111H242ZM246 110V112H244ZM248 110V111H247ZM21 111V112H20ZM30 111H31V113H32V115H34L33 117L34 118H36L37 119V115L39 114V112H40V114H39V116H40V118L42 117V119H40L39 117V119L41 120V121H39V125H38V127L36 128V129H33V130H31V128H28L30 131H29V133H28V129L26 130V128L24 127L25 126V122H23L24 121V118H25V116H26V114L28 113V115H31L30 114ZM37 111H39V112H37ZM43 111L45 112V113H43ZM48 111V112H47ZM98 111V112H97ZM129 111V112H128ZM163 111V112H162ZM167 111H168V113H167ZM172 111H173V113H172ZM200 111V112H199ZM212 111H214V112H212ZM252 113H251V112ZM14 112V113H13ZM23 112V113H22ZM42 112V113H41ZM47 112V113H46ZM50 112H51V114H50ZM78 112V113H77ZM102 112H104V113H102ZM106 112H109V113H111V114H113L112 116L114 117H112L110 114H108L107 116H109V117H111L110 118V120H107V119H109V117H106ZM136 112V113H135ZM140 112V113H139ZM213 113L212 115H211V113ZM237 113V115H235L234 116V113ZM259 112H260V114H259ZM10 113V115H8ZM21 113V114H20ZM38 113V114H37ZM66 113V114H65ZM74 114V115H72L71 116V114ZM91 113H94V114H91ZM162 113V114H161ZM171 113V114H170ZM225 113H230L229 114V116H230V118H232V116H234L235 117V119H234V117L232 118V120L233 121H231V119L229 118V116H227L228 114H225ZM235 113V114H236ZM251 115H250V114ZM258 113V114H257ZM263 113V114H262ZM17 114H19L20 116H21V118H20V116L19 115H17ZM84 114V115H83ZM86 114L88 115V116H86ZM130 114V116H128ZM133 114V115H132ZM139 114H141V116L139 115ZM149 114H150V116H149ZM160 114V115H159ZM163 114H165V116L163 115ZM172 115L171 117H170V115ZM218 114L220 115V117L221 118H223L224 119V121L222 122V120L223 119H221V118H218L217 116H218ZM25 115V116H24ZM31 115V116H32ZM49 115V116H48ZM79 115H81V116H79ZM89 115H91L90 117H89ZM116 117H115V116ZM162 115H163V117H162ZM192 115H194L195 117V119L193 118H191V116ZM214 115V116H213ZM224 115H226L227 116V118H226V116H224ZM239 115H240V117H239ZM249 116V118H246V116ZM3 116V117H2ZM16 116V117H15ZM36 116V117H35ZM79 116V117H78ZM85 116V117H84ZM138 116H139V118H140V120L142 119V121H140L139 120V118H138ZM209 116V117H208ZM217 117V120L214 118V117ZM236 116H238V118L236 117ZM245 116V117H244ZM15 117V118H14ZM23 117V118H22ZM45 117V118H44ZM92 117V118H91ZM105 117V118H104ZM155 117V118H154ZM255 117V118H254ZM84 118V119H83ZM90 118V119H89ZM135 118V119H134ZM176 118H178V119H176ZM190 118L192 119V120H190ZM204 118V119H203ZM213 118H214V120H216V121H214L213 120ZM237 118V119H236ZM251 118H252V120L254 119V122L251 120ZM257 118V119H256ZM14 119V120H13ZM38 119V120H39ZM83 119V120H82ZM104 119V120H103ZM119 119H121V120H119ZM125 119L126 120H128V121H125ZM146 119V120H145ZM151 120V122H150V120ZM156 119L157 120H159L160 122H161V124H158V122L159 121H157V123H156ZM164 119H166V120H164ZM167 119H170V123L167 121ZM246 119H248L247 120V123H246V125L244 124V122H246ZM255 119H256V121H255ZM262 121H260V120ZM59 120H60V123H56V122H59ZM64 121V122H61V121ZM89 120H91V121H94V122H89ZM101 120V121H100ZM107 120V121H106ZM172 120H174V121H172ZM178 120V121H177ZM204 120V121H203ZM88 121V122H87ZM104 121H105V124H106V126H105V124H104ZM136 121V122H135ZM220 121L222 122V123H220ZM227 121H229V122H227ZM241 121V123H239ZM251 121H252V123H251ZM257 121L258 122H261V123H257ZM16 122V123H15ZM68 122V123H67ZM118 122V123H117ZM135 122V123H134ZM140 122V123H139ZM159 122V123H160ZM172 122V123H171ZM177 122L179 123V124H177ZM182 123V125H181V123ZM198 122H199V124H198ZM208 122L210 123L211 122V124H208ZM256 122V123H255ZM63 123H64V125H63ZM100 124L101 126H102V128H103V131H104V133L102 132V129L101 128H98V127H100L98 124ZM124 123V124H123ZM136 123H139V124H136ZM147 123H150V124H148L147 125ZM167 123H169V124H167ZM204 123H206V128H204L203 126H204ZM242 123H243V125H245V128L244 129H242L243 128V126H242ZM255 123V124H254ZM10 126H8V125ZM15 124V125H14ZM66 124V125H65ZM67 124H68V126H70V125H72V127H74V125H75V127H76V129H75V127L72 129V127L70 126L69 128H68V126H67ZM94 124V125H93ZM133 124H136V125H133ZM156 124V125H155ZM184 124V125H183ZM203 126H202V125ZM224 124V125H223ZM238 126H237V125ZM239 124H241V126L239 125ZM248 124V125H247ZM254 124V125H253ZM51 125H53V126H51ZM117 125V126H116ZM122 125H124V127H122L121 128V126ZM133 125V126H132ZM145 125H147V126H145ZM155 125V126H154ZM158 125H160L159 127H158ZM186 125V130H184V128H183V126H185ZM212 125V126H211ZM221 125V126H220ZM238 127V128H236V126ZM250 125H252L253 127H254V129H253V127L251 126V127H249ZM263 125H264V122H263ZM5 126H7V127H5ZM59 126V127H58ZM105 126V127H104ZM144 126L145 127H147V128H144ZM153 126V128H151ZM171 126V127H170ZM214 126V127H213ZM218 126V127H217ZM220 126V127H219ZM229 126H234L235 127V129H232V128H234V127H230L229 128ZM240 126V127H239ZM65 127V128H64ZM95 127H96V129H95ZM128 127V128H127ZM129 127L131 128H133V127H135V128H131V129H129ZM140 128V130H139V128ZM213 129H212V128ZM216 127V129H214ZM226 127V128H225ZM242 127V128H241ZM249 127V128H248ZM47 128V129H46ZM50 128V129H49ZM98 128V129H97ZM127 128V129H126ZM171 128H173V129H171ZM190 128L192 129L191 131H190ZM194 128H195V130H194ZM200 130H202V131H200ZM205 129V131H204V129ZM225 128V129H224ZM253 129V132H252V130H251V132H250V129ZM255 128H257V129H255ZM59 129V130H58ZM60 129H62V130H60ZM69 131H68V130ZM70 129H72V132L70 131ZM83 129V130H82ZM93 129V130H92ZM137 129L139 130V131H137ZM145 129H147L146 131L147 132H149L150 131V134L149 133H147L146 131L144 132V130ZM150 129V130H149ZM175 129V133H173L174 130ZM212 129V130H211ZM228 129V130H227ZM249 131H248V130ZM259 129V131H261V129H263V131L262 132H257L256 130H258ZM4 130H6V131H4ZM26 130V131H25ZM63 130H66V131H64V133H63ZM92 130V131H91ZM107 130H109V131H107ZM116 130H119V132H117ZM167 130H168V132H167ZM184 130V131H183ZM189 130V131H188ZM224 130V131H223ZM233 130V131H232ZM235 130V131H234ZM237 130V131H236ZM79 131V132H78ZM95 131V132H94ZM98 131V132H97ZM137 131V132H136ZM141 131H143L144 133H145V135H141V134H143V132L141 133ZM162 131V132H161ZM165 131V132H164ZM172 131V132H171ZM184 133H183V132ZM214 131H221V132H214ZM227 132V134H226V132ZM230 131H232V133H234L232 136L233 137H231V135L230 134H232V133H230ZM255 131V132H254ZM51 132V133H50ZM53 132V133H52ZM65 132H67L68 134H66ZM75 132H76V134H75ZM91 132V133H90ZM101 132L104 134L103 135V137L101 136L102 134H101ZM128 132H130V133H128ZM133 132V133H132ZM163 132H164V134H166V135H164L163 134ZM167 132V133H166ZM213 132L215 133V134H219V135H215V136H213L212 137V134H213ZM223 132L225 133L224 135H222L223 134ZM242 135V137H244V138H242L241 137V135L239 136L238 134L239 133ZM8 133V134H7ZM11 134V136H10V134ZM14 133V134H13ZM24 133H25V136H24ZM27 133H28V135L30 136H28L27 135ZM30 133H34V135H32V134H30ZM35 133H36V135H35ZM40 133V135H37V134H39ZM78 133V134H77ZM80 133V134H79ZM90 133V134H89ZM98 133V134H97ZM126 133V134H125ZM153 133V134H152ZM172 133V134H171ZM235 133H236V135L238 136H236L235 135ZM246 133V134H245ZM16 134V135H15ZM18 134H21V135H18ZM83 135V137H82V135ZM85 134V135H84ZM119 134V135H118ZM128 134H130L129 135V138H127L126 136L128 135ZM135 134V135H134ZM138 135V137H137V135ZM192 134L194 135V136H192ZM203 134H204V136H203ZM259 134V135H258ZM17 135H18V137H17ZM91 135H92V137H91ZM122 137H121V136ZM149 135V136H148ZM172 135L174 136V137H172ZM192 136L191 138L189 137V136ZM222 136V138H221V136ZM226 135L228 136V137H226ZM230 135V136H229ZM8 136H10V137H8ZM19 136H21V137H19ZM43 136V137H42ZM85 136V137H84ZM87 136H88V138H87ZM162 136V137H161ZM197 136V138L199 139H195V137ZM199 136H201V137H199ZM217 136V137H216ZM262 136V137H261ZM28 137V138H27ZM98 137V139H96ZM145 137V138H144ZM149 137H150V139H151V141H150V139H149ZM151 137H153V138H151ZM176 137H178V139L176 138ZM210 137V138H209ZM215 137V138H214ZM246 137V138H245ZM254 139H253V138ZM5 138V139H4ZM16 138H18V139H16ZM137 138H139L140 140H142V142H143V144L141 145V141L139 140V139H137ZM143 138V139H142ZM149 139V141H148V139ZM162 138V139H161ZM193 138V139H192ZM214 138V142L215 143H211V141L213 142V140H211V139H213ZM237 138V139H236ZM239 138V139H238ZM241 138V139H240ZM247 138H249V139H251V140H255L254 142L255 143H257L256 145L258 146H254L253 144H255V143H253V141H251L252 142V145H251V143L249 142L250 140L249 139H247ZM261 138V139H260ZM100 139H101V141H100ZM147 139V140H146ZM158 139V140H157ZM165 139L166 140H168V141H165ZM175 139H177V142H176V140ZM209 139V141H207ZM220 139V140H219ZM245 139H246V144L245 143H243L244 141H245ZM33 140V141H32ZM87 140H89L90 142H88L87 143ZM107 140V141H106ZM111 140V143L109 142ZM114 140V141H113ZM125 140H126V142H125ZM135 140V141H134ZM160 140H162L161 142H160ZM219 140V143H217V141ZM232 140H234V141H232ZM247 140H248V142L250 143V145H248L249 143L247 142ZM258 140V141H257ZM33 142V143H30V142ZM112 141H113V143H112ZM146 141V142H145ZM148 141V142H147ZM194 141H196L198 144H196ZM205 141V142H204ZM222 141V142H221ZM229 142V146L227 145V143ZM264 141V140H263ZM262 141V142H263ZM57 143V144H55V143ZM58 142H60L61 143V146H58ZM115 142V143H114ZM139 145H136V143ZM145 142V143H144ZM160 142V143H159ZM190 142V143H189ZM195 144H194V143ZM202 142H204L205 143V145H203L204 143H202ZM208 142L209 143H211L209 146L207 145L208 144ZM14 143V144H13ZM102 145H101V144ZM110 143V144H109ZM129 143H131V145H130V147H128L129 146ZM132 143H134V145L132 144ZM146 143H148V144H146ZM223 143V144H222ZM233 143H238V144H240V146L237 144L236 146L235 145H233ZM242 143H243V145H242ZM10 146H9V145ZM24 144V145H23ZM38 144V145H37ZM72 144H73V146H72ZM89 144H90V146H89ZM92 144V145H91ZM105 144V146L108 148V149H110L111 151H109L108 149H105V146H103ZM118 146H117V145ZM146 144V145H145ZM170 144H171V146L173 147H171L170 146ZM177 144H180V145H177ZM190 144H193V146L192 147H189V148H191V150H189L188 148H186L185 149V147L187 146V145H190ZM13 145H15V146H13ZM16 145H18V147H16ZM23 145V146H22ZM52 145V146H51ZM59 147V149H58V147ZM101 145V146H100ZM120 145V146H119ZM128 145V146H127ZM144 145V146H143ZM182 145H186L184 148L182 147V149H181V147L179 148V146H182ZM207 145V147H205ZM225 147H224V146ZM231 145H233L234 147H236V148H232L231 147ZM262 146V148H260V146ZM12 146V147H11ZM20 146V147H19ZM36 146V147H35ZM37 146H39V148L37 147ZM54 146H56V148L54 147ZM99 146L101 147V148H99ZM132 146H135V147H133L132 148ZM138 146V147H137ZM142 146V147H141ZM191 146V145H190ZM198 148H197V147ZM221 146V147H220ZM230 147V148H228V147ZM5 147V148H4ZM9 147V148H8ZM14 147V149H12ZM15 147H16V149H15ZM21 147H22V149H21ZM23 147H25V148H23ZM139 147H140V149H139ZM177 147V148H176ZM188 147V146H187ZM205 147V149H201V148H204ZM209 147V148H208ZM220 147V148H219ZM227 147V148H226ZM249 149H248V148ZM27 148L28 149H30V151L29 150H27ZM43 148V149H42ZM52 149V151H51V149ZM93 148H98V149H93ZM120 148V149H119ZM154 148H156V149H154ZM162 148V149H161ZM169 148V149H168ZM171 148V149H170ZM192 148H194L193 150H192ZM198 150H197V149ZM224 148H226L225 150H224ZM237 148L240 150H237ZM244 148V149H243ZM19 151H18V150ZM24 149V150H23ZM70 149H72V150H70ZM177 149V150H176ZM179 149H181L180 151H182L181 153L180 152H177V151H179ZM207 149V153H205L206 150ZM222 149V150H221ZM231 149V151H229ZM234 149H236V150H234L235 151V153L233 152V154H237V155H239L238 153H240V156H238L239 158L240 157H242L243 158V160H241L242 158H240V160H241V162H239V163H241L242 165H241V168H239L240 167V165H239V167H238V169H236V170H234V166L236 165V161H237V159L235 158V160L233 159V161L234 162H232V159H230L229 157H237V155L235 156H233L232 155V151ZM263 149V150H262ZM12 150V151H11ZM21 150H23L22 152H21ZM26 150V151H25ZM34 150V151H33ZM43 150V151H42ZM44 150H46V151H44ZM58 150V151H57ZM61 151V153H60V151ZM89 150V151H88ZM103 150H105V152L103 151ZM132 150V151H131ZM165 150L167 151V152H165ZM196 150V151H195ZM201 151V152H198V151ZM203 150V151H202ZM224 150V151H223ZM251 150V151H250ZM28 151H29V153H28ZM40 151H42L41 153H38V152H40ZM53 151H55V153H53ZM59 152V153H57V152ZM93 151H94V153H93ZM108 151V152H107ZM205 151V152H204ZM219 151V152H218ZM221 151H223V152H221ZM228 152V153H226V152ZM247 151V152H246ZM251 153H250V152ZM263 151V152H262ZM2 152H3V154H2ZM45 152V153H44ZM48 152V153H47ZM104 152V153H103ZM127 152V153H126ZM133 152V153H132ZM165 152V153H164ZM202 152H204L205 154H203V155H201L202 154ZM216 154H214V153ZM216 152H218V153H216ZM224 152H225V155L226 154H228V156L226 155V157H227V159H230L229 161L227 160V159H225V161H224ZM229 152H231V154L229 153ZM241 152H242V154H241ZM56 153H57V155H56ZM120 153V154H119ZM129 153H132V155L131 154H129ZM139 153H141V156L140 157H138L140 154ZM174 153V154H173ZM211 153V154H210ZM245 154V156H244V154ZM253 153V154H252ZM257 153V154H256ZM24 154V155H23ZM47 154H49V155H47ZM59 154V155H58ZM102 154V155H101ZM164 154V155H163ZM174 155V157H172L173 155ZM210 154V155H209ZM214 154V155H213ZM221 154V155H220ZM230 154V155H229ZM255 154V160L256 161H260V162H257V164H258V166H260V164H261V166L259 167V169H257L258 168V166H257V168H254L257 164H253V163H256L255 162V160H254V157H253V155ZM7 157H6V156ZM39 155V156H38ZM61 155V156H60ZM67 155V156H66ZM82 155H83V159H81L82 158ZM85 155V156H84ZM120 155L122 156V158L120 157ZM163 155V156H162ZM172 155V156H171ZM195 155L198 157V156H200L201 155V157H198V158H201V159H203L204 161L203 162H201L202 160L201 159H199V160H197L195 163L193 162V164H192V158H194L195 157ZM2 156V157H1ZM15 156V157H14ZM26 156V157H25ZM58 156V157H57ZM81 156V157H80ZM169 156H171V157H169ZM181 156H184V157H181ZM187 156V158L190 156V157H192V158H188L187 160H185V157ZM207 156H209L208 158H207ZM220 157L219 159H218V161H219V163H216L217 162V158L215 159V158H213V157ZM245 158H244V157ZM248 156V157H247ZM6 159H5V158ZM9 157V158H8ZM13 157V158H12ZM20 157H22V158H20ZM66 157V158H65ZM68 157V158H67ZM127 157V158H126ZM223 157V158H222ZM237 157V158H238ZM250 157V158H249ZM251 157H253V158H251ZM17 158V160H15V159ZM21 160H20V159ZM23 158L24 159H27L26 161H25V163L26 164H24V160H23ZM93 158H95V159H93ZM97 158H99V159H97ZM121 158V159H120ZM124 158H126V159H129L130 158V160H128V162H130V163H128L127 162V160L126 159H124ZM159 158V159H158ZM161 158V159H160ZM179 158H181V159H179ZM184 158V159H183ZM196 158V157H195ZM194 158V159H195ZM197 158V159H198ZM213 158V159H212ZM222 158V159H221ZM238 158V159H239ZM247 158V161H249V162H251V163H249V162H247L246 161V163H248V165H246V163H243V162H245L244 160ZM14 159V160H13ZM18 159L20 160V161H18ZM28 159H29V161H28ZM55 159H56V161H55ZM59 159V160H58ZM67 159V160H66ZM80 159V160H79ZM85 159V160H84ZM102 159V160H101ZM121 160V162H120V160ZM175 159H177L176 160V162H175ZM7 160V161H6ZM50 160H52V161H50ZM81 160H83V161H81ZM94 162H93V161ZM119 160V161H118ZM141 160V162H139ZM170 160H172L173 161V164H172V162L170 161ZM196 160V159H195ZM201 160V161H200ZM210 160V161H209ZM212 160V161H211ZM215 161V163L214 164H212V162H214ZM226 160H227V163H225L226 162ZM239 160V161H240ZM254 162H253V161ZM47 161V162H46ZM77 161V162H76ZM93 163H92V162ZM108 161V162H107ZM117 161H118V163H117ZM136 161H138L137 163H139V164H143V165H139V164H137L136 163ZM177 161H178V164H176L175 165V163H177ZM201 162V163H197V162ZM221 161H223V162H221ZM261 161H263L262 163H261ZM52 162H54L55 164H52ZM90 162V163H89ZM103 162V163H102ZM168 162V163H167ZM169 162H171V163H169ZM175 162V163H174ZM190 162H191V164H190ZM231 162H232V164H231ZM32 163V164H31ZM85 163V164H84ZM90 164V166H91V168L89 167V164ZM107 163H109L108 165L109 166H107V165H104V164H107ZM127 163V165L129 166V167H127V166H124L125 164ZM135 163H136V165L138 166V168H137V166L135 165ZM163 163H164V168H159L160 167V165L162 164V167H163ZM168 165H167V164ZM181 163V164H180ZM184 163V165L185 164H189V165H191L192 167L190 168V166H187V168H189V169H187V170H184L183 169V171L181 172L180 170H182L181 168L183 167V168H185L186 166H184V165H182ZM229 163V164H228ZM34 164L36 165V167L34 168ZM38 164V165H37ZM48 164V165H47ZM62 164V165H61ZM102 164V165H101ZM121 164H123V167H122V165ZM134 164V165H133ZM166 164V165H165ZM171 164L173 165V166H171ZM215 164H218V165H222V166H218V168H221L222 170L220 171V169L219 170H217V171H215L216 169H214V168H217V167H215ZM224 164V165H223ZM237 164H238V162H237ZM31 165V166H30ZM43 165V168L41 167ZM79 167H78V166ZM103 165H104V167L105 166H107V168H106V170L105 169H102V167H103ZM159 165V166H158ZM212 165H214V166H212ZM225 165H227L226 167H225ZM253 166L251 169L250 168H248V166L250 167V166ZM10 166V167H9ZM30 166V167H29ZM33 166V167H32ZM97 166V167H96ZM98 166H99V168H98ZM121 166V167H120ZM132 166H135V167H132ZM140 166L142 167V170H143V174H142V170H141V168H140ZM151 166H154V168H151L150 169V167ZM207 166H209V167H207ZM238 166V165H237ZM242 166H245V167H242ZM26 167V168H25ZM40 167L42 168L41 169V171L39 170L40 169ZM46 167H47V170H46ZM61 167V168H60ZM96 167V168H95ZM127 167V170L126 169H124V168H126ZM144 167L146 168H148V169H144ZM157 169H156V168ZM166 167H167V170H168V168L170 169V170H168L167 172H166V170H164V169H166ZM203 167H205V169L203 168ZM224 167V168H223ZM229 167H230V169H229ZM236 167V166H235ZM263 167V170L261 169ZM30 168V169H29ZM69 168H70V170H69ZM130 168H132V169H130ZM140 168V169H139ZM160 170H159V169ZM193 168V169H192ZM208 168L210 169V170H208ZM228 168V169H227ZM12 169V170H11ZM91 169V170H90ZM93 169V170H92ZM95 169V170H94ZM99 169V170H98ZM102 169V170H101ZM121 169V170H120ZM136 169V170H135ZM137 169H139L140 170V172L137 170ZM205 170L204 172L206 173H208L209 171H211L212 169H214V172H213V174L211 173L210 174V178H207V177H205L206 175L204 174V172H200L201 170ZM227 169V170H226ZM248 169H250V171H251V173H254L253 172V170L252 169H254L255 170V174H256V176L258 175V177H256V179H254L255 178V174H248L247 175V173L249 172V170ZM22 170H26V171H24V172H22ZM103 170H104V173H103ZM123 170H124V172H126V173H123ZM173 170H175V172L173 173L172 171ZM208 170V171H207ZM224 170H226V171H228L227 172V174L226 173H224V172H226V171H224ZM232 170V172H233V170L235 171L234 173L235 174H230V172L229 171H231ZM238 170V171H237ZM242 170V171H241ZM73 171H74V174H73ZM101 172V174H100V177L98 176L97 178L95 177L96 176V173L95 172H97V175H99L98 174V172ZM116 171V172H115ZM136 171H138V173L140 174V176H139V174L137 173L136 174ZM161 171H163V172H161ZM172 173V174H170V172ZM236 171L237 172H239L240 171V173H245L246 172V174H244L243 175V179H240L239 178V180H241V181H243L244 180V177L246 178H250V177H254L253 179H254V181H252L253 179L252 178H250V179H247L248 181H250V182H245L246 180H244L243 182H244V184L242 185V186H244V185H246V187H247V189H246V187H244V188H239V185L240 184H242V183H240L239 184V182H237L236 181V179H238V178H236ZM245 171V172H244ZM259 171V172H258ZM261 171V172H260ZM263 171V172H262ZM62 172V173H61ZM109 172V173H108ZM114 172V173H113ZM135 172V173H134ZM164 172H166V175L165 174H163ZM168 172H169V174H168ZM197 172H199L200 174H202L203 173V175H201L204 179H201V176L199 177L198 175H200L199 173L198 174H196ZM216 172V173H215ZM218 172V173H217ZM221 172V173H220ZM61 173V174H60ZM78 173V175H80L79 176V178H78V176L76 175ZM89 173V174H88ZM133 173V174H132ZM195 173V174H194ZM210 173V172H209ZM208 173V174H209ZM222 173H224V175L222 176V175H220V174H222ZM239 173V174H240ZM258 173V174H257ZM67 174V175H66ZM69 174H72V175H69ZM91 174H93L92 176H91ZM103 174V175H102ZM113 174H116V176L115 175H113ZM118 174V175H117ZM124 174H126V175H124ZM131 174H132V177H131ZM135 174H136V176H135ZM190 174H191V178L190 177H186L187 175L188 176H190ZM192 174H194V175H192ZM216 174H219V175H216ZM229 174L231 175V176H229ZM238 174V173H237ZM238 174V175H239ZM76 175V176H75ZM120 175V176H119ZM122 175H124V176H126L125 178H124V176H123V178H122ZM129 177H131V178H129ZM156 175V176H155ZM160 175V176H159ZM161 175H163L162 177H165L166 176V178L165 179H162V177H161ZM165 175V176H164ZM184 175V176H183ZM214 175V176H213ZM229 176L228 178H227V176ZM238 175H237V177H238ZM246 175V176H245ZM62 176V177H61ZM111 176V177H110ZM114 176V177H113ZM208 177H209V175H207ZM211 176H213V179L211 178ZM216 176H218L217 178H216ZM239 176V177H240ZM67 177H68V179H67ZM70 177V178H69ZM117 177V178H116ZM129 178V180L127 179L126 180V178ZM156 177H158V178H156ZM184 177V178H183ZM200 178V180L199 179H197V178ZM221 177H223V182L220 180V178ZM231 177L234 179V181H233V179H232V182H231ZM72 178V179H71ZM94 178V179H93ZM111 178H112V180H111ZM119 178V179H118ZM171 178H173L174 180H172ZM181 178H183L184 180H185V182H184V180H182V182H180L181 181ZM193 178H195V179H193ZM206 178H207V180H206ZM215 178V179H214ZM261 179V180H258V179ZM89 179H90V182L88 183L87 182V180L89 181ZM118 179V180H117ZM121 179H125L124 181H122ZM158 179V180H157ZM170 179L172 180V181H170ZM209 179H211V180H209ZM92 180H93V182H92ZM95 180V181H94ZM99 180V181H98ZM119 180H120V182H119ZM144 180V181H143ZM197 180H198V182H197ZM205 180V181H204ZM228 180V181H227ZM229 180H230V182L233 184V187L232 188H229L230 187V185H232L230 182H229ZM64 182V185H62L63 184V182ZM126 181V182H125ZM168 181H170V183H171V186L172 185H174V186H168V185H170V184H168L169 182ZM175 181H176V183H175ZM177 181H179V182H177ZM190 181V182H189ZM197 182V183H195V182ZM220 181V182H219ZM236 181V182H235ZM261 181H262V183H261ZM50 182V184H48ZM52 182V183H51ZM57 182V183H56ZM60 182V183H59ZM62 182V183H61ZM115 182V183H114ZM117 182V183H116ZM124 182V183H123ZM166 182H168V183H166ZM184 182V183H183ZM201 182H202V184H201ZM207 182V183H206ZM213 182H217L218 183V185H216L215 187L217 188H214V183ZM229 183V186H228V184H226L225 185V183ZM234 182V183H233ZM257 184V182L259 183V184H257V186L254 184ZM40 183H41V185H42V188L44 189V191H43V189L42 188H40ZM105 183V184H104ZM124 185H123V184ZM156 183H159V184H161L160 186H163V187H160V186H157V185H159V184H156ZM187 183V184H186ZM191 183H192V185H191ZM210 184V185H207V184ZM216 183V184H217ZM220 183H221V185H220ZM237 183V184H236ZM249 183V185L250 184H252V185H250V187H248L247 186V184ZM39 184V185H38ZM56 184V186H54ZM66 184V185H65ZM107 185V187L109 186V188L110 189H112V187H114V190L118 187L120 190V192L122 193V191L124 192H127V194L125 193H123L125 196H123V194H122V196H119V194H120V192L119 191H117L116 192V194L114 193L116 190H118V188L114 191L113 190V192H112V190H108V189H106L107 187H103V186H101L99 189H97L98 187H99V185ZM120 184H122V185H120ZM144 184V185H143ZM166 184H167V186H168V188L169 187H171L169 190H171V189H173L172 191H170L169 192V190H168V188H167V186H166ZM186 184V185H185ZM200 184H201V187H203V189H205L206 191H207V193L209 192V193H211V195L208 193V194H206V196L204 197L203 195H200V194H202L205 190H203V189H201L200 191H203V192H199L198 193V191H199V188H201L200 187ZM214 184V185H213ZM223 184H224V186H223ZM23 185V186H22ZM68 185H70V188H69V186ZM87 185H89V186H87ZM98 185V186H97ZM110 185H113V186H111L110 187ZM115 185V186H114ZM156 185V186H155ZM178 185V186H177ZM193 185H195L194 187H193ZM197 185H198V189H197ZM204 185V186H203ZM238 186L237 187V189L238 190H236V186ZM258 185H260L261 186V188L262 189H260L259 187L260 186H258ZM51 186V187H50ZM85 186H87L86 188H88L89 187V190L88 189H86V188H84ZM95 188H94V187ZM121 186V187H120ZM138 186V187H137ZM143 186V187H142ZM151 186V187H150ZM165 186V187H164ZM214 188V189H216V190H214L212 187ZM218 186V187H217ZM220 186V187H219ZM228 186V187H227ZM252 186V187H251ZM21 187V188H20ZM82 187V188H81ZM94 188V189H92V188ZM104 189H103V188ZM134 187H137L136 189H134ZM175 187H178V188H175ZM193 187V188H192ZM235 187V188H234ZM241 187V186H240ZM20 188V189H19ZM24 188V189H23ZM65 188H68L67 190H69L68 192H67V190L65 189ZM78 188V189H77ZM84 188V189H83ZM90 188H91V190H90ZM102 188V189H101ZM139 188H141V189H139ZM151 188V189H150ZM188 188L189 189H191V192L190 191H188V192H186L187 190H188ZM195 188V192L192 190V189H194ZM219 188H221V189H219ZM227 188H229V190L232 192V190H233V194L229 191V193H231L230 194V196H232V198L230 197V199H232V200H229V198H226L227 200H228V202H226L225 203V198H223L224 196H226V195H228L227 194V192L228 191H226V189ZM258 188V190L256 191L255 189H257ZM11 189L13 190V191H11ZM144 189V190H143ZM174 189H175V192H173L174 191ZM187 189V190H186ZM222 189H223V191H222ZM251 189V190H250ZM6 190V191H5ZM8 190V191H7ZM9 190H10V193L11 194H13L14 193V195H13V197H11V194H9V193H7V194H9V195H5V193L6 192H9ZM92 190H93V192H92ZM97 190H99L98 192H96ZM103 192H101V191ZM103 190H105V192L103 191ZM127 190V191H126ZM177 190V191H176ZM210 190H211V192H210ZM226 192H225V191ZM240 190V191H239ZM245 190V191H244ZM246 190H248V192H249V190H250V194H251V196H250V194H249V198H248V193L246 194ZM255 190V191H254ZM42 191V192H41ZM71 191L73 192V193H71ZM91 191V192H90ZM131 191V192H130ZM143 191V192H142ZM150 192L151 194H149L148 192ZM153 191V192H152ZM205 191V192H206ZM222 192V194H221V196L220 195H217L218 193H215V192ZM259 191V194L261 195L260 196V198L258 197L259 196V194H256L257 192ZM19 192H20V194H19ZM25 192V193H24ZM41 192V193H40ZM49 192H51L50 194H49ZM107 192L109 193L108 195H107ZM119 192V193H118ZM142 192V193H141ZM177 192H178V195L177 196H179V198L176 196V194H177ZM225 192V193H224ZM254 192H256V193H254ZM66 193V194H65ZM77 193V194H76ZM93 193V194H92ZM105 193V194H104ZM145 193V194H144ZM168 193H169V195L170 196H168L167 197V195H168ZM171 193H172V195H171ZM175 193V194H174ZM185 193V194H184ZM188 193H191V194H189V196H192V195H194L193 197H194V199L192 198H190L189 196H187V194ZM195 193L197 194V195H195ZM216 194L215 195V197H214V194ZM244 193V194H243ZM21 194H22V197H21ZM24 194V195H23ZM70 194H71V197H70ZM72 194H73V196H72ZM76 194V195H75ZM89 194V195H88ZM91 194H92V196H91ZM95 194V197H93V195ZM141 194H144V195H146V196H142ZM148 194V195H147ZM204 194V195H205ZM224 194V195H223ZM242 196H241V195ZM254 194V195H253ZM255 194H256V196L260 199H258L257 197H255ZM20 195V196H19ZM35 195V196H34ZM57 195V196H56ZM109 195H112V196H109ZM121 195V194H120ZM164 195H166V196H164ZM173 195H174V197H173ZM209 195V196H208ZM235 195H237V197L235 196ZM254 196V198H253V196ZM20 198H19V197ZM79 196V197H78ZM103 196V197H102ZM107 196V197H106ZM127 196H128V198H127ZM176 196V197H175ZM199 196V197H198ZM200 196H203L202 197V199L200 198ZM208 196V197H207ZM238 196H240L239 197V199H237L238 198ZM81 197H84L83 199V202L81 201ZM86 197V198H85ZM90 197H91V199H90ZM93 197V198H92ZM105 197H106V199H105ZM109 197V198H108ZM131 197H133V198H131ZM148 197V198H147ZM161 197L163 198V199H161ZM181 197H183V198H181ZM190 198L189 199V201H193V202H191L192 204H194L195 205V203H196V201H197V203L199 202L200 203V205H201V208H200V211L198 212L197 210H199L197 207L199 206L200 207V205H199V203H198V205H197V203H196V206H195V208H193V210L196 212L197 211V213H195L194 214V211H192L193 212V216L190 214V216L188 215L189 214V212L190 213H192L191 212V208L194 206V205H190V203H189V201H187L186 203H184V199L186 198L187 200H188V198ZM207 197V199L206 200H204L203 198H206ZM212 197H213V200L215 201V199L216 200H218L219 199V201H220V199L221 200H223L224 199V201H216V204L217 205H219V207L220 206H223V205H221L222 203H225V206L229 209V205H231V203H232V205H235V203L236 204H238V205H236V206H233L232 208H230L232 211L230 212L228 209H226L225 210V208L226 207H223V212L221 213V215L222 214H227V213H229V214H231V213H233L232 215H231V218H233V215H234V217L236 216V215H238V217H235L234 218V220H233V222L231 223V222H229L228 220H229V216H225L226 218H224V216H223V218L222 217H219V216H221V215H215V213L214 212H216L215 210H217L216 208H213V210L214 211H212V210H210V209H207V207H205V206H207V205H204V204H207V201H208V199L211 201L212 200ZM218 197H220V198H218ZM226 197H229V196H226ZM235 197H236V199H235ZM242 197V199H240ZM244 197V198H243ZM252 197V198H251ZM263 197V198H262ZM22 198V199H21ZM43 198H46V199H44V202H45V204H44V202H43ZM47 198H49L48 200H50L49 202L48 201H45V200H47ZM79 198H80V200H79ZM142 198V199H141ZM156 198L158 199V200H160V202L158 201V200H156ZM167 199V200H165V199ZM169 198H170V200H169ZM171 198H173V199H171ZM175 198V199H174ZM178 198V207H176L174 204H176V199ZM198 198H200V199H198ZM255 198H257L258 200H256ZM28 199H30V200H28ZM93 199V200H92ZM127 199V200H126ZM130 199V200H129ZM141 201H140V200ZM186 199H185V201H186ZM233 199H234V201H235V203L233 202ZM244 199H248L247 200V202H248V204L250 203V200L252 201L250 204V206H248V204H247V206H246V204L244 203ZM32 200V201H31ZM37 200V201H36ZM54 200H56V201H59V202H54ZM63 201V202H61L60 203V201ZM65 200V201H64ZM92 200V201H91ZM156 200V201H155ZM163 200V201H162ZM172 200H175V201H173L174 202V204L172 203ZM183 200V201H182ZM199 200V201H198ZM201 200H204V201H202L201 202ZM226 200V201H227ZM237 200L239 201V202H237ZM246 200H245V202H246ZM27 201V202H26ZM32 202V203H30V202ZM132 201V202H131ZM136 201V202H135ZM150 201V202H149ZM170 201V202H169ZM185 204V206H184V204H181L182 202ZM205 201H206V203H205ZM231 203H230V202ZM240 201H242L241 203H240ZM255 201V202H254ZM22 202V203H21ZM35 202V203H34ZM52 202H54V204H55V206L57 205V206H60L61 204L63 205L64 203V205H66V207H61L60 208V210L58 209L57 210V208H59V207H57V208H55V209H53V211H52V209L51 208H53V206H54V204L52 203ZM82 202V203H81ZM152 202V204H150ZM167 202V203H166ZM218 202H219V204H218ZM8 203V204H7ZM23 203H24V206H23ZM34 203V204H33ZM59 203V204H58ZM122 203H124V205L122 204ZM147 203V204H146ZM155 203V204H154ZM166 203V204H165ZM189 203V204H188ZM202 203V204H201ZM240 203V204H239ZM10 204H13V206L11 205L10 206ZM31 204V205H30ZM33 204V205H32ZM50 204H52V205H50ZM78 204H80V205H78ZM122 204V205H121ZM174 205V207H173V205ZM229 204V205H228ZM3 205H5V206H7V208H4V206ZM63 205V206H64ZM106 205V206H105ZM117 205H118V209H117ZM140 205H143V206H141L140 207ZM148 205V206H147ZM157 205V206H156ZM166 205V206H165ZM172 205V207L175 209L176 208V212H174V209L173 210H171L170 211V209L172 208V207H169V206H171ZM204 205V206H203ZM231 205V206H232ZM260 205V206H259ZM1 206H3V208L1 207ZM52 206V207H51ZM103 207V209H102V207ZM133 208H132V207ZM139 206V207H138ZM184 206V207H183ZM188 206V207H187ZM252 206V207H251ZM255 206V207H254ZM260 207V209H259V207ZM10 207V208H9ZM12 207V208H11ZM48 207H51L50 209L48 208ZM76 207V208H75ZM92 207V208H91ZM94 207V208H93ZM101 207V208H100ZM106 209H105V208ZM126 207V208H125ZM179 207H181V208H179ZM187 207V208H186ZM203 207H205V211H203L204 209H203ZM234 207L235 208H237V207H239V209L237 210V209H235L234 210ZM248 207V208H247ZM250 207V208H249ZM253 207H254V209H253ZM256 207H258V208H256ZM84 208L86 209V210H84ZM91 208V210H89ZM99 208V209H98ZM141 208V209H140ZM152 208H154V209H152ZM156 208V209H155ZM163 208H164V210H163ZM167 208H169V212H168V214L167 213H165L166 212V210H167ZM179 208V209H178ZM190 208V210H188ZM79 209V210H78ZM80 209H81V212H80V214H79V211H80ZM111 209L113 210H115V211H117V213H116V215L114 214V213H111ZM117 209V210H116ZM121 209L123 210V214H122V211H121ZM134 209V212H132V210ZM162 209V210H161ZM177 209L179 210V213H177ZM184 209H187L186 211L183 210ZM243 209V211H241ZM247 211H246V210ZM249 209H251V211L249 210ZM256 209V210H255ZM3 210H5V211H3ZM6 210H7V212H6ZM15 210V211H14ZM22 210H23V213H22ZM40 210V211H39ZM41 210H42V212H41ZM44 210V211H43ZM93 210V211H92ZM96 210V211H95ZM99 210H102L101 212H99ZM112 211V212H115V211ZM119 210L121 211V213L119 212ZM138 210H143L142 212H140V211H138ZM145 210V211H144ZM183 212H182V211ZM202 210V211H201ZM246 212H245V211ZM254 210V211H253ZM260 210V211H259ZM24 211H26V215H24V216H22L21 214H24L25 212ZM39 211V212H38ZM51 211V212H50ZM55 211V212H54ZM83 211L85 212V213H83ZM87 211H90V212H87ZM109 211V212H108ZM125 211V212H124ZM128 211V212H127ZM129 211H130V213H129ZM146 211H147V214L149 213V215H147L146 214ZM238 211H241L240 213H238ZM259 213H258V212ZM13 212V213H12ZM16 212H18V213H16ZM32 212V213H31ZM53 212V213H52ZM132 212V213H131ZM150 212H153V213H150ZM155 212V213H154ZM186 212H188V214L185 213ZM227 212V213H226ZM245 212V213H244ZM249 212H251L252 214L250 215V213ZM254 212H256V216H254L255 214H254ZM15 213V214H14ZM43 213V214H42ZM50 213V214H49ZM77 213V215H78V217H81V218H76L75 219V214ZM128 213V214H127ZM139 213H141V214H139ZM169 213H171L172 215L170 216L169 215ZM174 213H176V215L177 214H180V215H177V217H172L173 216V214ZM199 213V214H198ZM238 213V214H237ZM246 213H248V214H246ZM258 213V214H257ZM29 214H31V217H33L32 216V214H34V215H36V216H38V218L37 217H35V219H33V218H31L30 216H29ZM54 214V215H53ZM57 214H58V216H57ZM60 214V215H59ZM84 214H85V216H84ZM100 214V215H99ZM119 214V215H118ZM122 214V215H121ZM125 214V215H124ZM127 214V215H126ZM132 214V215H131ZM145 216H144V215ZM168 216H167V215ZM211 216H215V218H214V216L213 217H211ZM216 214H217V212H216ZM11 215H13V216H15V215H19V216H21L22 218L24 217V220L23 221H20V222H14L15 220L14 219H12V217H11ZM66 215V216H65ZM80 215V216H79ZM115 215V216H114ZM118 215V216H117ZM121 215V216H120ZM136 215V216H135ZM152 215H157V216H155V217H153ZM252 215H253V217H252ZM29 216V217H28ZM41 216V217H40ZM64 217V218H66V221H65V224L63 223V222H61V223H63L64 225H65V227H64V225L62 224V226H61V224H59L60 223V218H62V217ZM69 216H70V218H69ZM108 216H110V217H108ZM122 217V219L120 218V217ZM139 216V217H138ZM140 216H142V217H140ZM146 218H144V217ZM178 216L179 217H181V219L183 220H179L178 219ZM185 216V217H184ZM112 217H114V218H116V219H114L115 220V222L116 221H119L120 222V224L118 223L117 225L115 224L114 225V221H113V219H112ZM118 217V218H117ZM124 217V218H123ZM126 217L128 218V220L126 219ZM138 217V219H136ZM150 217V218H149ZM153 217V218H152ZM183 217H184V219H183ZM186 217H188V218H186ZM210 217L211 218H213V219H215L214 221H215V223L218 221V222H220L221 223V221H223L224 222V220H226L224 223H225V225H222V223H221V228L219 229V225H220V223H219V225L218 224H215L214 222H213V219H210ZM248 217V218H247ZM104 218V219H103ZM108 218V221L110 222V220H111V222H112V225H111V222L109 223L110 225H108L109 227L108 228H106V229H101L100 230V224H101V222H104V220H106ZM139 218H142L143 220H141V219H139ZM172 218H177L176 220L178 221H176V220H172ZM262 218V219H261ZM29 219H32V221L31 220H29ZM82 219H84L83 220V225H80V223L82 222ZM124 219H126V220H124ZM130 219V220H129ZM136 219V220H135ZM147 219H148V221H147ZM153 219V220H152ZM204 219H206V220H204ZM211 221H210V220ZM224 219V220H223ZM239 220V222H237L238 220ZM255 219H257V220H255ZM260 219V220H259ZM53 220H54V222H53ZM72 220V221H71ZM74 220H76V221H74ZM86 220H88L87 221V223L86 222H84V221H86ZM89 220H90V223L88 224V222H89ZM92 220H93V222H92ZM144 220H145V222H148V224L146 223H144ZM169 220V221H168ZM196 220V221H195ZM198 220H200V221H202L201 223H200V221H198ZM204 220V221H203ZM221 220V221H220ZM232 220V219H231ZM235 220H236V222H235ZM254 222H253V221ZM77 221H79L78 223L79 224H77L76 222ZM124 221L126 222V223H124ZM134 221H136V222H134ZM160 221V222H159ZM186 221H187V223H191L192 224V221H194V225L192 224V226L191 225H186L187 223H186ZM198 221V222H197ZM259 222V223H261V224H256L255 226H254V224H255V222ZM261 221V222H260ZM4 222H7V223H4ZM72 222H74V224L72 223ZM128 222V223H127ZM138 222V223H137ZM141 222H143V224L141 223ZM153 222V223H152ZM203 222H205V224H203L204 226H202L201 224L203 223ZM210 222L212 223L213 222V225H214V227L213 226H210V225H212V224H210ZM217 222V223H218ZM226 222H227V224H228V226L229 225H234V226H232L231 225V227L229 228L228 226H226L227 224H226ZM250 222H251V224H250ZM14 223V224H13ZM16 223H18V224H16ZM19 223H20V225H19ZM58 223V224H57ZM108 223H106V224H108ZM137 223V225H135ZM149 223H151V224H149ZM175 223H178V224H175ZM183 223H185V225H182ZM198 223V224H197ZM209 223V224H208ZM230 223V224H229ZM238 223V225H236ZM243 223L244 224H246V226L244 225L243 226ZM250 224V225H248V224ZM5 224V225H4ZM13 224V225H12ZM50 224H52V226H50V227H48ZM54 224V225H53ZM175 224V225H174ZM179 224H181L182 226H180ZM197 224V225H196ZM208 224V225H207ZM4 225V226H3ZM16 225H18V226H16ZM44 225H45V227H44ZM56 225H58V226H56ZM60 225V226H59ZM80 225V226H79ZM86 225V226H85ZM113 225H114V227H113ZM136 227H134V226ZM150 225V226H149ZM152 225H154L153 227H155V228H157V229H154L153 227H152ZM198 225H200L199 227H198ZM216 225H217V227H216ZM248 225V226H247ZM261 225H263V226H261ZM75 226V227H74ZM79 226V227H78ZM113 227V228H111V227ZM119 226V227H118ZM133 226V227H132ZM148 226V227H147ZM175 226V227H174ZM186 226V227H185ZM219 226V227H218ZM237 226L239 227V228H237ZM240 226H242V227H240ZM253 226V227H252ZM6 227H8V228H6ZM15 227V228H14ZM26 227H29V228H26ZM54 227V228H53ZM83 227H85L84 229H83ZM122 227V229H120ZM137 227H139L138 229H137ZM143 227V228H142ZM145 227V228H144ZM164 227V228H163ZM203 227V228H202ZM224 227V228H223ZM233 227V228H232ZM255 227V228H254ZM260 227V228H259ZM26 228V230H24ZM53 228V229H52ZM79 228V229H78ZM117 229V230H113V229ZM128 228H129V232H127L128 231ZM133 228V229H132ZM158 228H159V230H158ZM215 228H218V229H215ZM238 229V230H234V229ZM261 228H263L262 230H261ZM6 229V231H4ZM30 229V230H29ZM61 229V230H60ZM112 230L111 232L109 231V230ZM136 229V230H135ZM139 229H140V231H139ZM145 229V230H144ZM147 229V230H146ZM151 229H152V232H151ZM173 229V230H172ZM204 229L206 230L205 231V233L203 232L204 231ZM257 229V230H256ZM258 229H260V230H258ZM46 230V231H45ZM56 230V231H55ZM104 230V231H103ZM144 230V231H143ZM149 230V231H148ZM165 230V231H164ZM176 230V231H175ZM201 230V231H200ZM231 230H232V234H229V233H231ZM253 230H255L256 231V233H255V231H253ZM4 231V232H3ZM15 231H17L16 233H15ZM26 231V232H25ZM39 231H40V233H41V235H39L40 233H39ZM44 231V232H43ZM53 231H55V232H53ZM68 231V232H67ZM87 233H86V232ZM101 231V232H100ZM122 231V232H121ZM160 231V232H159ZM164 231V232H163ZM169 231H171V232H169ZM200 231V232H199ZM210 231H213V232H215V234L213 233V232H210ZM222 231H224V235H223V233H222ZM234 231V232H233ZM253 231V232H252ZM10 232L12 233V234H10ZM19 232H23V235L25 234V237L23 236V240L24 241H26L25 243V247H24V244L23 245H21V247H22V249H17V248H15L14 247V245L12 244L13 242H11V241H14L13 239V236L15 235V234H17V233H19ZM30 232V233H29ZM35 232L37 233V235L35 234ZM65 234H64V233ZM67 232V233H66ZM80 234H79V233ZM100 232V233H99ZM110 232V233H109ZM119 232V233H118ZM144 232V233H143ZM150 232V233H149ZM166 232V233H165ZM190 232V233H189ZM198 232V233H197ZM203 232V233H202ZM207 232H210V233H207ZM27 233H29V234H27ZM44 233V234H43ZM49 233H50V235H49ZM117 233H118V235H117ZM147 235H146V234ZM152 233H154V235H155V237H153L152 235H151V237H153V238H151V237H149L150 236V234H152ZM165 233V234H164ZM197 233V234H196ZM206 234V235H202V234ZM234 233L235 234H237V235H234ZM248 233V234H247ZM251 233H253V235L251 234ZM76 234V235H75ZM103 234V235H102ZM104 234H106L105 236H107L108 237V235H110V237H106L105 238V236H104ZM208 234V235H207ZM218 234V236H216ZM222 234V235H221ZM228 234V235H227ZM257 234V235H256ZM262 234V233H261ZM11 235V237L9 238V236ZM33 235H36L37 236V238H36V236H33ZM66 235V236H65ZM82 235V236H81ZM117 235V236H116ZM135 235V237H133ZM138 235V236H137ZM203 237V236H205V237H201V236ZM221 235V236H220ZM1 236H3V237H1ZM8 236V237H7ZM40 236V237H39ZM47 236H50V237H47ZM56 236V237H55ZM70 236L72 237L71 239H69L71 242H67V241H69L67 238L69 237L70 238ZM94 236H96V237H94ZM98 236H102V237H104V239H100L101 237H98ZM132 236V237H131ZM141 236H144V238H142ZM215 236V237H214ZM224 236V237H223ZM259 236H260V238H259ZM44 237H46L45 239H44ZM67 237V238H66ZM114 237V238H113ZM130 237V238H129ZM145 237H146V239H145ZM168 237H170V239L168 238ZM201 237V238H200ZM219 237H222L221 239L219 238ZM254 237H257V238H255L254 239ZM8 238V239H7ZM54 238V239H53ZM56 238V239H55ZM110 238V239H109ZM120 238V239H119ZM124 238H127V239H125V240H127V241H125L124 240ZM131 238H132V241H131ZM133 238H134V240H133ZM137 238H139V239H137ZM225 240H224V239ZM230 238H232V240L230 239ZM259 238V239H258ZM1 239H0V241H1ZM30 239V240H29ZM66 239H67V241H66ZM100 239V240H99ZM107 239H109V240H107ZM112 239V240H111ZM147 239H149V240H147ZM167 239V240H166ZM175 239V240H174ZM212 239L213 241H210V240ZM229 239V241H226V240H228ZM233 239H234V241H233ZM240 239V240H239ZM247 239H248V241H247ZM253 239H254V241H253ZM37 240H39V241H37ZM94 240V241H93ZM104 240V242H103V244H102V241ZM107 240V241H106ZM130 240V241H129ZM139 240V241H138ZM140 240H142V242H140ZM156 240H157V242H156ZM186 240V241H185ZM195 240V241H194ZM237 240V241H236ZM258 240H261V241H259L258 242ZM29 241L32 243H29ZM92 241H93V243L94 244H91L92 243ZM117 241V242H116ZM137 241V243H139L138 244V248L136 247L137 245H136V243L134 244V242H136ZM151 241H153V243H151ZM182 241V242H181ZM220 241V242H219ZM237 243H236V242ZM239 241H241L240 243H239ZM11 242V243H10ZM15 242V241H14ZM38 242H39V245H38ZM88 242H91L89 245L91 246V248L89 249V247L90 246H88ZM112 242H114V243H112ZM128 242H131V243H129L128 245H127V243ZM133 242V243H132ZM155 242V243H154ZM186 244H185V243ZM198 242V243H197ZM213 242V243H212ZM227 244H226V243ZM232 242H233V244H232ZM247 242L249 243V244H247ZM1 242H0V244H2ZM68 243V244H67ZM119 243V244H118ZM175 245H174V244ZM213 244V245H211V244ZM220 243V244H219ZM258 243V244H257ZM262 243V244H261ZM29 244V245H28ZM30 244H31V246H30ZM66 244H67V246H66ZM71 244L73 245V246H71ZM96 244H99V245H96ZM130 244H132V245H130ZM191 244V245H190ZM192 244H194L195 246L193 247L192 246ZM205 244V245H204ZM231 244V245H230ZM245 244V245H244ZM248 246H247V245ZM259 244H261V245H259ZM56 245V246H55ZM79 245V246H78ZM95 245V246H94ZM134 245V246H133ZM154 246V248H153V246ZM188 245V246H187ZM211 245V246H210ZM224 245V246H223ZM239 245H240V247H239ZM9 246H11V250H10V247ZM86 246H88V247H86ZM133 246V247H132ZM158 246V247H157ZM164 246V247H163ZM184 246V247H183ZM187 248H186V247ZM203 246V247H202ZM205 246V247H204ZM214 246V247H213ZM256 246L258 247V248H256ZM260 246H262V247H260ZM8 248L9 247V249H7V250H4L3 248ZM53 247V248H52ZM98 247V248H97ZM160 247V249H158V250H156L157 248H159ZM162 247V248H161ZM174 247L176 248V249H174ZM183 247V248H182ZM188 247H190V249L188 248ZM201 247V248H200ZM209 248V250H210V248H211V250L212 251H208V249L207 248ZM219 249H218V248ZM232 247H233V249H232ZM244 247V248H243ZM248 247H250V249L248 250V249H245V248H248ZM45 248V249H44ZM51 248H52V250H51ZM94 248V249H93ZM97 248V250L99 251V252H97V250H95ZM149 248H151V249H149ZM180 248V249H179ZM204 248V249H203ZM217 248V249H216ZM222 248H224V249H222ZM228 248V249H227ZM239 248H241V249H239ZM260 248V249H259ZM68 249V251H66ZM107 249H109L108 251H107ZM162 249V250H161ZM164 249H166V250H168L167 252H162V253H160L161 251H166V250H164ZM192 249V250H191ZM198 252H195V250ZM201 249H203V250H201ZM216 249V250H215ZM227 249V250H226ZM236 249V250H235ZM9 250H10V252H9ZM56 250V251H55ZM85 250H87V251H85ZM89 250H92V251H89ZM96 251V253H94L95 251ZM147 250V251H146ZM149 250V251H148ZM172 250V251H171ZM180 250V251H179ZM193 250H194V253H193ZM235 250V251H234ZM245 250H247L246 252H245ZM251 250H255V251H259L260 250V252H258V254L254 251V253H253V251H251ZM12 251V252H11ZM60 251L62 252V254H60ZM94 251V252H93ZM157 251H160V252H157ZM177 251H179V252H177ZM187 253H186V252ZM189 251V252H188ZM202 251L205 253V254H203L202 253ZM207 251V252H206ZM217 251V252H216ZM251 251V252H250ZM262 251V252H261ZM54 252H56L55 254H54ZM78 252V253H77ZM110 252H111V254H110ZM112 252H113V254H112ZM124 252V253H123ZM125 252H128L129 253V255H131V257L130 256H128V253H125ZM131 252H133L132 254H131ZM170 252V254H172V256L173 257H175V260L174 259H172L173 257H171V255H169L168 254V256H167V254L166 253H169ZM185 252V253H184ZM208 252L210 253V254H208ZM215 252V253H214ZM10 253H11V255H10ZM97 253H99V254H97ZM105 254V253H108V254H106V255H104V257H103V255H101V254ZM117 253H123L122 254V256L125 254V255H127L126 257H128V258H125V257H118L116 254ZM137 253H138V255H140V256H138L137 255ZM147 253V254H146ZM163 253H165V254H163ZM184 253V254H183ZM191 253H193V255L194 256H190V255H192ZM197 253V254H196ZM240 254V256H242V257H240L241 258V261H240V259H238V257H239V254ZM246 253V254H245ZM253 253V254H252ZM18 255V256H16V258H15V256L14 255ZM41 254L42 255H45L44 257H42L41 256ZM115 254V255H114ZM136 255V257L138 256L139 258H136L135 257V255ZM145 254V255H144ZM157 254H158V256H157ZM163 256H162V255ZM176 254H178V255H176ZM181 254H183V256H181ZM200 254V255H199ZM207 254H208V256L209 257H207L206 258V256H207ZM225 254V255H224ZM228 254V255H227ZM238 254V257L236 258L235 256ZM107 255H111L110 257L108 256L107 257ZM124 255V256H125ZM146 255H148V256H146ZM152 255V258H149L151 261H149V259H147L148 257H150ZM164 255L166 256V257H164ZM204 255H205V257H204ZM244 255V256H243ZM250 255H252V256H250ZM258 255H260V256H258ZM47 256H50L49 258H45V257H47ZM54 256H55V258H54ZM157 256V257H156ZM171 257V259L172 260H170V257ZM187 256V257H186ZM190 256V257H189ZM201 256V257H200ZM212 256V257H211ZM221 256L223 257V258H221ZM246 256H248L247 258H246ZM254 256H258V257H255L256 259V261L254 260ZM120 258V259H118V258ZM153 257H156V258H153ZM159 257H161V258H159ZM164 257V258H163ZM168 257H169V259H168ZM196 257V261L194 260V258ZM210 257H211V259H210ZM216 257V258H215ZM233 257H235V258H233ZM252 257V259L250 260V258ZM20 258V259H19ZM121 258L123 259V260H121ZM183 258H186V259H184L183 260ZM189 259V261H188V259ZM203 258H206V259H203ZM130 259V260H129ZM143 259V261H141ZM156 259H158V261H155ZM165 259H168V261L166 262V261H164ZM213 259V260H212ZM236 259H237V261L239 260V262L238 263H234V261H236ZM249 261H248V260ZM261 259V260H260ZM40 260V261H39ZM115 260V261H114ZM125 260V261H124ZM144 260L146 261V262H144ZM148 260V261H147ZM178 260V261H177ZM205 260V261H204ZM215 260V261H214ZM10 261V262H9ZM27 261H29V262H27ZM161 261V262H160ZM164 261V262H163ZM182 261V262H181ZM188 261V262H187ZM195 263H194V262ZM219 261V262H218ZM255 261V262H254ZM259 261H260V263H259ZM3 262V263H2ZM33 262V263H32ZM156 262V263H155ZM158 262V263H157ZM187 262V263H186ZM192 262V263H191ZM206 262V263H205ZM215 262V263H214ZM216 262H218V263H216ZM221 262V263H220ZM17 264H19V262L17 263Z\"/></svg>",
	"mask_w": 264,
	"mask_h": 264
},
{
	"label": "bare ground",
	"instance_id": "2",
	"mask_svg": "<svg viewBox=\"0 0 264 264\" xmlns=\"http://www.w3.org/2000/svg\"><path fill=\"white\" fill-rule=\"evenodd\" d=\"M12 1H13V0H12ZM14 1H15V0H14ZM14 1H13V2H14ZM40 1H41V0H40ZM44 1H45V0H44ZM70 1H71V0H70ZM72 1H74V0H72ZM80 1H81V0H80ZM80 1H79V2H80ZM84 1H85V0H84ZM86 1H87V0H86ZM90 1H91V0H90ZM95 1H96V0H95ZM123 1H124V0H123ZM125 1H126V0H125ZM125 1H124V2H125ZM132 1L134 2V0H132ZM159 1H163V0H158L157 2H159ZM164 1H165V0H164ZM177 1H178V0H177ZM181 1H182V0H181ZM183 1H184V0H183ZM183 1L180 3V5L183 3ZM187 1H188V0L184 1V3L186 2V3L188 4V2H189L190 0H189L188 2H187ZM202 1H203V0H202ZM206 1H207V0H206ZM206 1H205V3H206ZM213 1H216V0H213ZM213 1H212V2H213ZM8 2H9V1H8ZM13 2H11V5H13ZM22 2H23V1H22ZM25 2H26V1H24L23 3H25ZM64 2H66V0H65ZM68 2H69V0H68ZM77 2H78V1H77ZM97 2H99V1H96V3H97ZM111 2H112V0H111ZM117 2H118V1H117ZM124 2H123V3H124ZM129 2H131V0H130ZM129 2H128V3H129ZM133 2H131V3H132V4H134V3L136 4V1H135L134 3H133ZM155 2H156V0H155ZM155 2L153 1V3H155ZM173 2H175V1H173ZM190 2H191V1H190ZM209 2H210V0H209ZM209 2H208V4H209ZM3 3H4V2H3ZM3 3H1V5H3ZM15 3H16V2H15ZM15 3H14V4H15ZM31 3H32V2H31ZM38 3H40V2H38ZM42 3H43V0H42ZM47 3H48V2H47ZM60 3H61V2H60ZM92 3H93V2H92ZM109 3H110V2H109ZM114 3H115V2H114ZM123 3L121 2V3H116V4L118 5V7H120L121 5H119V4H123ZM164 3H167V1L162 2V5H163V6H164ZM202 3H203V5L205 4L204 2H202ZM216 3H217V2H216ZM240 3H241V2H240ZM240 3H239V4H240ZM244 3H245V2H244ZM248 3H249V2H248ZM256 3H257V2H256ZM63 4H64V6H65V5H67V2H66V3H63ZM135 4H134V5H135ZM137 4H138V2H137ZM141 4H142V3H140V4H138V5L140 6ZM144 4H145V3H144ZM147 4H148V6H149V2H148ZM159 4H160V3H159ZM173 4H174V3H173ZM176 4H177V3H176ZM187 4H186V5H187ZM212 4H213V3H212ZM234 4H235V3H234ZM237 4H238V1H237ZM239 4H238V5H239ZM251 4H252V3H251ZM17 5H18V4H17ZM35 5H36V3H35ZM59 5H60V4L58 3V6H59ZM97 5H98V4H97ZM114 5H115V4H114ZM129 5H130V4H128V6H129ZM134 5H133V8L130 7V8L132 9V10H131L132 12H133V9L135 8V11H134L133 13H135V12L137 11V10H136V7H134ZM138 5H137V6H138ZM151 5H152V4L150 3V7H151ZM155 5H156V4H155ZM169 5H171V3H169ZM180 5H179V6H180ZM213 5H214V4H213ZM223 5H225V4H223ZM240 5H241V4H240ZM244 5H245V4H244ZM249 5H250V4H249ZM7 6H9V5H7ZM64 6H62V7H64ZM76 6H77V5H76ZM93 6H94V5H93ZM115 6H116V5H115ZM126 6H127V2H126ZM131 6H132V5H131ZM142 6H144V5L142 4ZM153 6H154V5H153ZM153 6H152V7H153ZM171 6H172V5H171ZM171 6H170V7H171ZM173 6H174V9H175L176 5H173ZM198 6H200V4H199ZM204 6H206V4H205ZM204 6H203V7H204ZM225 6H227V5H225ZM228 6H229V5H228ZM228 6H227V7H228ZM62 7H61V8H62ZM77 7H78V6H77ZM82 7H83V6H82ZM106 7H107V6H106ZM106 7H104V8H106ZM118 7H117V8H118ZM140 7H141V6H140ZM145 7H146V6H145ZM145 7H144V10L147 11V9H146ZM150 7H149V8H150ZM170 7H169V8H170ZM180 7H182V5H181ZM184 7H185V6H184ZM200 7H201V6H200ZM200 7H198V8H200ZM208 7H210V6L208 5ZM248 7H249V6H248ZM248 7L246 6L245 9H247ZM8 8H9V7H5V8L0 7V12H1V11H4L5 9L7 10ZM79 8H80V6H79ZM93 8H95V7H93ZM93 8H92V10H93ZM96 8H99L100 11H101V9H102V8L100 9V6H98V7H96ZM107 8H108V7H107ZM111 8H112V6H111ZM114 8H115V7H114ZM137 8H138V7H137ZM141 8H142V7H141ZM147 8H148V7H147ZM163 8H164V7H163ZM165 8H166V10H165ZM165 8L163 9V11H167L168 4H167V7H165ZM176 8H177V7H176ZM205 8H206V7H204V9H205ZM229 8H230V7H229ZM237 8H238V6H237ZM243 8H244V7H243ZM249 8H250V7H249ZM25 9H27V8H25ZM30 9H31V8H30ZM30 9H29V10H30ZM48 9H49V7H48ZM65 9H66V8H65ZM81 9H82V8H81ZM109 9H110V8H109ZM156 9H158V8L156 7ZM208 9H209V8H208ZM210 9H211V8H210ZM235 9H236V8H235ZM239 9H240V8H239ZM241 9H242V5H241ZM257 9H258V8H257ZM259 9H261V8H259ZM259 9H258V10H259ZM262 9H263V8H262ZM12 10H13V9H12ZM12 10H11V11H12ZM14 10L16 11V8H15ZM23 10H24V9H22V11H23ZM38 10H39V9H38ZM46 10H47V9H44L45 12H46ZM69 10H70L69 8H68V10H66V11H67V14H68V12H70ZM94 10H95V9H94ZM94 10H93V11H94ZM111 10H112V9H111ZM150 10H152V9H150ZM236 10H238V9H236ZM252 10L254 11V7H253ZM258 10H255V11H258ZM9 11H10V10H9ZM26 11L29 12L28 10H25V13H27ZM32 11H33V10H32ZM42 11H43V10H42ZM56 11H57V10H56ZM59 11H60V10H59ZM61 11H62V10H61ZM74 11H75V10H74ZM79 11H80V12H78V14L80 15V14L82 13L83 9H82V10H79ZM96 11L98 12V10H96ZM127 11H129V9H128ZM154 11H155V9H154ZM154 11H151L152 14L155 13L157 10H156L155 12H154ZM168 11L171 12V9H170V10L168 9ZM168 11H167V12H168ZM174 11H175V10H174ZM179 11H180V10H179ZM186 11H187V10H186ZM198 11L200 12V10H198ZM202 11H203V9H202ZM206 11H207V10H206ZM206 11H205V12H206ZM210 11H211V10H210ZM210 11H207V12H210ZM213 11H214V10H213ZM246 11H247V10H246ZM246 11H245V12H246ZM253 11H252V12H253ZM259 11H260V10H259ZM6 12H7V11H6ZM45 12H44V13H45ZM122 12H123V14L126 16V14H125L126 12H124V11H122ZM139 12H140V11H139ZM158 12H159V11H157V13H158ZM190 12H191V10H190ZM214 12H215V11H214ZM234 12H235V10H234ZM240 12H241V11H240ZM245 12H244V13H245ZM247 12H248V11H247ZM249 12H251V11H249ZM2 13H3V12H2ZM2 13H1V14H2ZM16 13H17V12H16ZM23 13H24V12H22V14H23ZM25 13H24V14H25ZM33 13H35V12H33ZM65 13H66V12H65ZM76 13H77V12H76ZM84 13H85V12H83V14H84ZM94 13H95V12H94ZM109 13H111V12H109ZM137 13H138V12H137ZM147 13L149 14V12H147ZM159 13H160V12H159ZM193 13H194V12H193ZM203 13H204V11H203ZM212 13H213V12H212ZM221 13H222V12H221ZM232 13H233V12H232ZM255 13L257 14V13H259V12H255ZM261 13H262V12H261ZM261 13H260V14H261ZM11 14H12V13H11ZM13 14H15V13L13 12ZM28 14H29V13H28ZM28 14H27V15H28ZM39 14H41V13H39ZM70 14H71V12H70ZM74 14H75V13H74ZM96 14H97V13L94 14V17L96 16ZM123 14L121 13V11H120V14L118 13V15H123ZM150 14H151V13H150ZM150 14H149V15H150ZM152 14H151V16H152ZM166 14H167V13H166ZM166 14H163V15L166 16ZM188 14H189V13H188ZM191 14H192V13H191ZM194 14H195V13H194ZM201 14H202V13H201ZM239 14H240V13H239ZM247 14H248V13H247ZM247 14H245V15H247ZM20 15H21V14H20ZM44 15H45V14H44ZM48 15H49L50 17L53 16V14L50 15L49 13H48ZM59 15H63V13H61V14H59ZM72 15H73V13H72ZM79 15H78V16H79ZM92 15H93V14H92ZM109 15H110V14H109ZM133 15H134V14H133ZM135 15H136V14H135ZM157 15H158V14H155V15L153 14V17H154V16H157ZM160 15H162V13H160ZM217 15H218V14H217ZM220 15H221V14H220ZM224 15H226V14L224 13ZM224 15H223V16H224ZM227 15H228V14H227ZM241 15H242V14H241ZM261 15L264 16V14H261ZM261 15H260V17H261ZM25 16H26V15H24V17H25ZM64 16H66V14H65ZM98 16H99V15H98ZM105 16H108V13H107ZM131 16H132V15H131ZM145 16L148 17V15H145ZM158 16H159V15H158ZM158 16H157V17H158ZM169 16H170V15H169ZM204 16H206L205 13H204ZM234 16H235V13H234ZM236 16H238V15H236ZM243 16H244V15H243ZM252 16H253V15H252ZM263 16H262V18H263ZM10 17H12V16H10ZM15 17H16V15H15ZM24 17H23V18H24ZM56 17H59V16H56ZM61 17H62V16H61ZM72 17H73V16H72ZM86 17H87V16H86ZM119 17H120V16H119ZM138 17H140V14H139ZM153 17H152V18H153ZM166 17H167V16H166ZM208 17H209V15H208ZM215 17H216V16H215ZM215 17H210V18L215 19ZM241 17H242V16H241ZM253 17H254V16H253ZM260 17H259V14H258L257 19L260 18ZM6 18L8 19L7 16H6ZM23 18H19V19L21 20V19H23ZM30 18H31V17H30ZM30 18H29V19H30ZM43 18H45V17H43ZM46 18H47V17H46ZM46 18H45V19H46ZM78 18H79V17H78ZM88 18H90V17H88ZM95 18H96V17H95ZM106 18H109V17H106ZM115 18H116V19L118 18L117 14L115 15ZM115 18H114V20H115V22H116L117 20H116ZM120 18L123 19L124 17H120ZM154 18H155V17H154ZM159 18H160V17H159ZM162 18H164V17H162ZM174 18H175V17H173L172 19H174ZM179 18H180V17H179ZM179 18L177 19V17H176V18H175L176 20L174 19L173 22L179 20ZM202 18H203V17H202ZM205 18H207V17H205ZM216 18H217V17H216ZM221 18H222V17H221ZM244 18H245V17H244ZM0 19H1V18H0ZM7 19H6V21L9 23V21H8ZM29 19L27 18L28 22L32 21V19H31L30 21H29ZM33 19H38V16H37V18L34 17ZM49 19H50V20H49ZM49 19H48V21H51V22L53 23L52 19H51V18H49ZM63 19H64V18H63ZM76 19H77V18H76ZM110 19L112 20V18H110ZM110 19H109V21H110ZM124 19H130V18L126 17V18H124ZM169 19H170V18H169ZM172 19H171V20H172ZM226 19H227V17H226ZM260 19H261V18H260ZM15 20H16V18L14 19V21H15ZM20 20L17 21V22L20 23V22H21ZM39 20H40V19H39ZM58 20H59V18H58ZM71 20L73 21V19H71ZM74 20H75V19H74ZM90 20H91V19H90ZM101 20H103V19H101ZM104 20H105V19H104ZM203 20H205V19H203ZM222 20H224V19H222ZM262 20H263V19H262ZM2 21H3V20H2ZM22 21H23V22H26L25 19L22 20ZM42 21H44V20H42ZM65 21H66V20H65ZM78 21H79V20H78ZM98 21H99V20H98ZM105 21H106V20H105ZM105 21H103V22H105ZM112 21H113V20H112ZM112 21H110V22H112ZM210 21H211V20H210ZM212 21H213V20H212ZM212 21H211V22H212ZM236 21H238V20H236ZM236 21H235V22H236ZM257 21H258V20H257ZM259 21H260V20H259ZM0 22H1V21H0ZM11 22H12V21H11ZM11 22H10V24H11ZM15 22H16V21H15ZM15 22H14V23H15ZM17 22H16V23H17ZM23 22H21V26L24 24ZM32 22H33V21H32ZM44 22H45V21H44ZM44 22H43V24L46 23V22H45V23H44ZM60 22H62V21H60ZM82 22L84 23L83 19H82ZM88 22H91V21H88ZM88 22H85V23L88 24ZM117 22H118V21H117ZM130 22H131V21H130ZM130 22H129V23H130ZM138 22H139V21H138ZM138 22H137V24H138ZM173 22H172V23H173ZM177 22H178V21H177ZM198 22H201V21H198ZM198 22H196V23L199 24ZM226 22H227V21H225V23H226ZM242 22H243V21H241L240 24H241ZM260 22L263 23V21H260ZM1 23H2V22H1ZM5 23H6V22H5ZM19 23H18V24H19ZM22 23H23V24H22ZM33 23H35V22H33ZM67 23H68V22H67ZM105 23H106V22H105ZM113 23H114V22H113ZM127 23H128V22H127ZM142 23H143V21H141V23H139V26H140V25L142 26ZM146 23H147V21H146ZM148 23H149V22H148ZM163 23H164V22H163ZM222 23H223V22H222ZM244 23H245V22H244ZM254 23H255V22H254ZM258 23H259V22H258ZM258 23H257V25H258ZM262 23H261V25H262ZM25 24H27V22H26ZM28 24H29V23H28ZM30 24H31V22H30ZM41 24H42V23H41ZM43 24H42V25H43ZM47 24H48V23H47ZM60 24H61V23H60ZM62 24H63V23H62ZM64 24H65V23H64ZM64 24H63V25H64ZM75 24H76V22H75ZM78 24H79V25L81 24V26H80V27H81L80 30H81L83 24H82V23H78ZM96 24H97V25H96ZM114 24H115V23H114ZM135 24H136V22L133 23L132 25H135ZM143 24H145V22H144ZM169 24H170V23H169ZM177 24H178V23H177ZM205 24H206V23H205ZM214 24H215V23H213V25H214ZM230 24H232V23H230ZM230 24H229V25H230ZM237 24H239V23H237ZM237 24H236V25H237ZM259 24H260V23H259ZM2 25H3V24H2ZM2 25H1V26H2ZM6 25H7V24H6ZM34 25H36V24H32L31 27L34 26ZM52 25H53V24H52ZM52 25H51V26H52ZM65 25H69V24H65ZM70 25H71L72 27H69V28H73V27H74V26H73V23H71ZM79 25H78L77 27H79ZM84 25H85V24H84ZM93 25H94V23H93ZM98 25H99V23H96V22H95V27L97 26V28H98ZM117 25H118V23H117ZM117 25H116V26H117ZM120 25H121V24H120ZM147 25H148V24H147ZM165 25H166V24H165ZM241 25H242V24H241ZM243 25H244V24H243ZM255 25H256V23H255ZM261 25H260V26H261ZM101 26H102V25H101ZM139 26H138V27H139ZM145 26H146V25H145ZM145 26H144V27H145ZM181 26H182V25H181ZM202 26H203V25H202ZM215 26H216V25H215ZM9 27H11V26H9ZM19 27H20V26H19ZM22 27H23V26H22ZM26 27H27V26H26ZM29 27H30V26H29ZM31 27H30V28H31ZM55 27L57 28L58 26L56 25ZM77 27H75V29H76ZM103 27H104V26H102V28H103ZM131 27H133V26H131ZM131 27H130V28H127V29H128V32H129V30L131 29ZM142 27H143V26H142ZM144 27H143V28H144ZM149 27H150V26H149ZM149 27H148V28L146 27V28L149 29ZM182 27H183V26H182ZM255 27H257V26H255ZM262 27H263V25H262ZM262 27H260V28H262ZM3 28H4V26H3ZM3 28L1 29V27H0L1 30H3ZM7 28H8V26H7ZM13 28H14V27H13ZM39 28H40V26L38 27V29L35 28L34 30H37L36 32H38ZM51 28H53V27H51ZM92 28H93V27H92ZM99 28H100V27H99ZM114 28H116V27H114ZM133 28H134V27H133ZM150 28H153V26L150 27ZM172 28H173V27H172ZM195 28H196V27H195ZM212 28H213V27H212ZM215 28H216V27H215ZM232 28H233V27H232ZM237 28H238V25H237ZM243 28H244V27H243ZM260 28H258V29H260ZM4 29H5V28H4ZM10 29H11V28H10ZM10 29H9V30H10ZM14 29H15V28H14ZM48 29H49V28H48ZM73 29H74V28H73ZM73 29H72V30H73ZM77 29H78V28H77ZM103 29L105 30V28H103ZM103 29L100 28V31L102 32ZM106 29H107V26H106ZM117 29H118V28H117ZM178 29H179V28H178ZM178 29H177V30H178ZM45 30H46V29H45ZM80 30H78V31H80ZM90 30H91V29H90ZM94 30H95V29H93V31H94ZM97 30H99V29H97ZM97 30H96V31H97ZM107 30H108V29H107ZM113 30H114V29H113ZM113 30H112L111 32L114 33V35H115L117 31L113 32ZM144 30H145V29H144ZM144 30H143V31H144ZM195 30L198 31L197 29H195ZM195 30H194V31H195ZM223 30H224V29H223ZM4 31H5V30H4ZM39 31H40V30H39ZM42 31H43V30H42ZM47 31H48V30H47ZM52 31H53V33H54V30H52ZM91 31H92V30H91ZM93 31H92V34H93V33L96 34V32H93ZM100 31H99V32H100ZM108 31H110V30H108ZM227 31H228V29H227ZM252 31H253V30H251V32H252ZM20 32H21V31H20ZM84 32H85V31H84ZM88 32H89V30H88ZM88 32H86V33H88ZM97 32H98V31H97ZM105 32H107V31L105 30ZM111 32H109V33L111 34ZM119 32H120V31H118L117 33H119ZM128 32L125 31V33H124V32H123V33L126 35V33H128ZM141 32H142V31H141ZM157 32H158V31H157ZM163 32H164V31H163ZM163 32H161V33H163ZM188 32H189V31H188ZM201 32H202V31H201ZM251 32H250V34H251ZM18 33H19V32H18ZM44 33H46V31H45ZM48 33H49V32H48ZM48 33H47V34H48ZM90 33H91V32H90ZM109 33H108L107 35H110ZM123 33L121 32V33H119V34H121L122 37H125V36H123V35H124ZM135 33L137 34L136 31H135ZM135 33H134V34H135ZM142 33H144V32H142ZM149 33H151V32H149ZM154 33H156V32H154ZM178 33H179V32H178ZM219 33H220V32H219ZM222 33H224V32L222 31ZM2 34H3V32L1 33V36H3ZM42 34H43V33H42ZM66 34H67V33H66ZM92 34H91V35H92ZM102 34H103V33H102ZM145 34H146V33H145ZM151 34H153V33H151ZM151 34H150L149 36L153 37V35H151ZM156 34H157V33H156ZM159 34H160V33H159ZM163 34H164V33H163ZM163 34H162V35H163ZM165 34H166V33H165ZM188 34H189V33H188ZM190 34H191V33H190ZM229 34H230V33H229ZM232 34H233V32H232ZM262 34H263V33H262ZM8 35H9V33H8ZM8 35H7V36H8ZM14 35H15V34H14ZM14 35H11V36L9 35L10 37H9V36H8V37H7V36H6V37L3 36V38L5 37L6 40H7V38H10V39H11V37H13ZM16 35H17V34H16ZM16 35H15V36H16ZM22 35H23V34H22ZM38 35H39V34H38ZM53 35H54V34H53ZM64 35H65V34H64ZM103 35H105V34H103ZM114 35H113V36H114ZM143 35H144V34H143ZM146 35H147V34H146ZM227 35H228V34H227ZM263 35H264V34H263ZM15 36H14V38H15ZM17 36H18V35H17ZM19 36H21V35H19ZM39 36H41V35H39ZM39 36H38V37H39ZM47 36H48V38H49L50 35H47ZM47 36H46V38H47ZM66 36H68V34H67ZM86 36H87V35H86ZM92 36H93V35H92ZM111 36H112V35H111ZM119 36H120V35H119ZM127 36H128V34H127ZM139 36H140V35H139ZM139 36H137V37H139ZM149 36H148V37H149ZM172 36H174V35H172ZM189 36H191V35H189ZM189 36H188V37H189ZM221 36H224V35H221ZM38 37L36 36L37 41H38ZM72 37L74 38L73 35H72ZM94 37H95V36H94ZM109 37H110V36H109ZM109 37H108V38H109ZM134 37H136V36L134 35ZM141 37H144V36H141ZM156 37H157V36H156ZM225 37H226V36H225ZM227 37H228V36H227ZM227 37H226V38H227ZM248 37H249V36H248ZM259 37H260V36H259ZM36 38L34 39L35 41H34V40H32V41H33V42H37V41H36ZM42 38H43V37H42ZM63 38H64V37H63ZM68 38H69V37H68ZM86 38H87V37H84L85 40H86ZM105 38H106V36H105ZM112 38H113V37H111V39H112ZM171 38H172V37H171ZM183 38H185V37H183ZM189 38H190V37H189ZM189 38H188V39H189ZM25 39H26V38H25ZM29 39H32V38H29ZM39 39H41V37H40ZM60 39H62V38H60ZM101 39L104 40L103 38H101ZM101 39L98 38L99 41H100ZM106 39H107V38H106ZM109 39H110V38H109ZM123 39H124V38H123ZM134 39H135V38H133L132 41H134ZM136 39H138V38H136ZM136 39H135V40H136ZM139 39H140V38H139ZM139 39H138V40H139ZM141 39H143V38H141ZM153 39H156V38L153 37ZM188 39H187V40H188ZM218 39H219V38H218ZM221 39H222V38H221ZM221 39H220V40H221ZM1 40H2V38H1ZM1 40H0V41H1ZM13 40H16V39H13ZM13 40H10V41H13ZM22 40H23V39H22ZM22 40H21V41H22ZM27 40H28V38H27ZM42 40H43V39H42ZM42 40H39L38 42H41ZM44 40H45V39H44ZM48 40H49V39H48ZM71 40H72V38H71ZM73 40H74V39H73ZM73 40H72L71 43H70V42H69V43H70V44H72V43L74 44V43H75V45H76V42L73 41ZM90 40H91V39H90ZM93 40H94V39H93ZM125 40H127L126 37H125ZM138 40H136V41H138ZM222 40H223V39H222ZM222 40H221V41H222ZM242 40H243V39H242ZM10 41H9V42H10ZM46 41H47V40H46ZM46 41H45V42H46ZM55 41H57V40H55ZM68 41H70V40L68 39ZM88 41H89V38H88ZM109 41H111V40H109ZM128 41H129V40H128ZM128 41H127V42H128ZM140 41H141V40H140ZM230 41H231V40H230ZM232 41H233V39H232ZM237 41H238V39H237ZM237 41H236V42H237ZM248 41H250V40H248ZM258 41L261 42V40H258ZM15 42H16V41H15ZM17 42H18V41H17ZM17 42H16L17 45H15V48L20 49V48H18V43H17ZM19 42H20V41H19ZM22 42H23V41H22ZM22 42H21V43H22ZM29 42H31V40H30ZM51 42H52V41H51ZM51 42H50V43H51ZM53 42H54V41H53ZM60 42H62V41L59 40V44H61ZM64 42H65V40L63 41V44L66 45V44H65L66 42H65V43H64ZM83 42H84V41H83ZM85 42H86V41H85ZM111 42H112V41H111ZM121 42H123V41H121ZM129 42H130V41H129ZM145 42H146V41H145ZM151 42H152V41H151ZM227 42H228V41H227ZM233 42H235V40H234ZM259 42H258V44H259ZM10 43H11V42H10ZM10 43H9V44H10ZM26 43H27V42H26ZM42 43H44V42H41L40 44L42 45ZM50 43H49V44H50ZM54 43H55V42H54ZM81 43H82V42H80V44H81ZM86 43H87V42H86ZM86 43H85V44H86ZM88 43H90V41H89ZM92 43H94V42H92ZM102 43H104V42H102ZM112 43H113V42H112ZM112 43H111V44H112ZM132 43H133V42H132ZM147 43H148V42H147ZM147 43H146V44H147ZM190 43L193 44L194 42H190ZM210 43L212 44V42H210ZM224 43H225V42H224ZM256 43H257V42H256ZM2 44H3V43H2ZM4 44H5V42H4ZM19 44H20V43H19ZM40 44H39V45H40ZM52 44H53V43H52ZM63 44H61V45H63ZM70 44H69V45H70ZM150 44H151V43H150ZM188 44H189V43H188ZM194 44H196V42H195ZM232 44H233V43H232ZM232 44H231V45H232ZM235 44H236V43H235ZM244 44H245V42H244ZM250 44H251V43H250ZM7 45H8V43H6V47H7ZM13 45H14V44H13ZM13 45H12V46H13ZM23 45H24V44H23ZM23 45L21 44L22 48L25 47V46L23 47ZM30 45H33V44H30ZM54 45H55V44H54ZM64 45H63V46H64ZM81 45H83V44H81ZM89 45H90V44H89ZM130 45L132 46L131 43H130L128 46H130ZM153 45H154V44H153ZM155 45H156V44H155ZM160 45H161V44H160ZM212 45H213V44H212ZM252 45H253V44H251V46H252ZM254 45H255V43H254ZM0 46H1V48H2V45H0ZM16 46H17V47H16ZM35 46H36V45H35ZM55 46H56V45H55ZM59 46H60V45H59ZM70 46H71V45H70ZM72 46H73V45H72ZM92 46H93V45H92ZM92 46H91V47H92ZM94 46H95V43H94ZM109 46H110V44H109ZM111 46H112V45H111ZM113 46H114V45H113ZM131 46H130V47H131ZM175 46H176V45H175ZM188 46H189V45H188ZM192 46H193V45H192ZM251 46H250V48H251ZM3 47L5 48L4 45H3ZM13 47H14V46H13ZM19 47H20V46H19ZM39 47H40V46H39ZM48 47H49V52H50V47H51V46H48ZM60 47H61V46H60ZM60 47H59V48H60ZM66 47H67V46H66ZM85 47H87V45H86ZM88 47H89V46H88ZM148 47H149V44H148ZM150 47H152V45H151ZM156 47L159 48L160 46H159V47L156 46ZM156 47H155V48H156ZM173 47H174V45H173ZM224 47H225V46H224ZM4 48H3V50H5ZM9 48H11L12 51L15 49V48L13 49L11 46H9L8 49H9ZM37 48H38V47H37ZM37 48H36V49H37ZM61 48H62V47H61ZM61 48H60V51L62 52L63 49H61ZM67 48H68V49H67V52H69V53L72 52L73 49H72L71 51H68V50H70V47H67ZM89 48H90V47H89ZM89 48H88V49H89ZM95 48H96V47H95ZM111 48H112V47H111ZM128 48H129V47H128ZM176 48H177V47H176ZM205 48H206V47H205ZM227 48H228V46H227ZM235 48H236V46H235ZM6 49H7V48H6ZM17 49H16V50H17ZM26 49H27V48H26ZM28 49H29V48H28ZM30 49H31V48H30ZM32 49H33V47H32ZM34 49H35V48H34ZM54 49H56V48H54ZM64 49H65V48H64ZM97 49H98V47H97ZM97 49H95V50H97ZM114 49H115V47H114ZM177 49H178V48H177ZM207 49H208V47H207ZM237 49H239V48H237ZM0 50H2V49H0ZM3 50H2V51H3ZM22 50H23V49H22ZM24 50H25V49H24ZM39 50H41V47L39 48ZM39 50H38V52H39ZM109 50H110V49H109ZM127 50H128V49H127ZM162 50H163V49H162ZM169 50H170V48H169ZM169 50H168V51H169ZM228 50H229V49H228ZM228 50H226V51H228ZM12 51H11V53H12ZM32 51H33V50H32ZM35 51H36V50H35ZM52 51H53V50H52ZM52 51H51V52H52ZM88 51L90 52L91 50L89 49ZM121 51H122V50H121ZM121 51H120V52H121ZM124 51H125V49H124ZM130 51H131V50H130ZM189 51H190V50H189ZM200 51H202V50H200ZM209 51H211V50L209 49ZM253 51H254V50H253ZM40 52H42V53L44 54V56H46L45 54H46L47 52H43L42 50H41ZM64 52H66V51H64ZM89 52H88V53H89ZM93 52H95V51H93ZM111 52H112V51H111ZM173 52H174V51H173ZM173 52L171 51L172 54H174ZM204 52H205V51H204ZM204 52H203V53H204ZM240 52H241V51H240ZM0 53H1V52H0ZM2 53H5V52H2ZM13 53H15V52L13 51ZM13 53H12V54H13ZM33 53H34V52H33ZM100 53H102V52H100ZM112 53H113V52H112ZM115 53H116V52H115ZM129 53H130V52H129ZM129 53H128V56H129ZM154 53H155V51H154ZM188 53H189V52H188ZM207 53H208V52H207ZM212 53H213V52H212ZM212 53H211V55H212ZM219 53H220V52H219ZM224 53H225V52H224ZM226 53H227V52H226ZM226 53H225V54H226ZM230 53H231V52L228 51L227 54H230ZM236 53H237V52H236ZM238 53H239V51H238ZM24 54H25V53H24ZM24 54H23V56H24ZM35 54H38L37 51L35 52ZM51 54H52V53H51ZM54 54H55V53H54ZM57 54H58V53H57ZM67 54H68V53H65V55H67ZM70 54H71V53H70ZM72 54H73V56H74V53H73V52H72ZM86 54H87V53H86ZM108 54H110V52H108ZM108 54H105V55H108ZM123 54H126V51H125ZM189 54H190V53H189ZM194 54H196V53H194ZM209 54H210V53H209ZM215 54H216V53H215ZM259 54H260V53H259ZM259 54H258V55H259ZM9 55H11V54H9ZM26 55H27V54H26ZM39 55H40V54H39ZM61 55H62V56H61ZM75 55H76V53H75ZM88 55H91V54H88ZM103 55H104V54H103ZM112 55H113V54H112ZM112 55H111V56H112ZM148 55H150V54H148ZM162 55L164 56V54H162ZM162 55H161V56H162ZM170 55H171V54H170ZM217 55H218V54H217ZM252 55H253V54H252ZM252 55H251V56H252ZM262 55H263V53H261V56H262ZM0 56H1V55H0ZM33 56H34V55H33ZM47 56H48L47 58H49V55H48V54H47ZM55 56H56V54L53 55V57H55ZM59 56H61V57L63 58V57H64V53L62 52V54H60ZM67 56H68V55H67ZM67 56H66V57H67ZM71 56H72V55H71ZM73 56H72V57H73ZM123 56H125V55H123ZM128 56H127V58H128ZM136 56H137V55H136ZM151 56H154V54L151 55ZM157 56H158V55H157ZM157 56H156V57H157ZM163 56H162V57H163ZM204 56H205V55H204ZM212 56H213V55H212ZM218 56H219V57L216 56L217 59H218V58H221L220 55H218ZM223 56H225V55L223 54ZM231 56H232V55H231ZM233 56H234V59H235V55H233ZM236 56H237V55H236ZM243 56H244V55H243ZM243 56H242V57H243ZM261 56H259V57H261ZM25 57H27V56H24L23 59H24ZM61 57L59 58L60 60H61ZM75 57H76V56H75ZM75 57H74V58H75ZM105 57H106V56H105ZM108 57H109V56H108ZM183 57H184V55H183ZM244 57L246 58V55H245ZM244 57H243V58H244ZM252 57H253V56H252ZM254 57H255V55H254ZM38 58H39V57H38ZM38 58H37V59H38ZM44 58H45V57H44ZM44 58H43L42 60H44ZM76 58H79V56L76 57ZM76 58H75V59H76ZM109 58H110V57H109ZM133 58H134L133 56H132L131 58H130V56H129V59H133ZM153 58H154V57H153ZM181 58H182V57H181ZM193 58H194V57H193ZM214 58H215V57H213V59H214ZM232 58H233V57H232ZM239 58H240V55H239ZM243 58H242V59H243ZM247 58H250V57H247ZM255 58H256V57H255ZM255 58H252V59L255 60ZM261 58H262V57H261ZM263 58H264V57H263ZM263 58H262V59H263ZM25 59H26V58H25ZM34 59H35V57H34ZM71 59L73 60V58H71ZM134 59H135L136 61H137V59H140L139 55H138V58L135 57ZM149 59H151V58H149ZM196 59H197V57L194 58V59H192V61H193V60H196ZM215 59H216V58H215ZM237 59H238V56H237ZM237 59H235L234 61H236ZM7 60H8V59H7ZM10 60H12V59H10ZM15 60H17V58H15ZM15 60H14V61H15ZM21 60H22V59H21ZM21 60L19 59L18 61H21ZM42 60H41V61H42ZM72 60H71V61H72ZM77 60H78V59H77ZM81 60H82V59H81ZM109 60H110V59H109ZM161 60L163 61V59H161ZM256 60H259L258 57H257ZM12 61H13V60H12ZM51 61H52V59H51ZM74 61H75V60H74ZM105 61H107V60H105ZM131 61H132V60H131ZM133 61H134V60H133ZM133 61H132V62H133ZM140 61H141V60H140ZM179 61H180V59H179ZM229 61H230V60H229ZM237 61H238V60H237ZM237 61H236V62H237ZM21 62H22V61H21ZM21 62H18V63H21ZM32 62H33V61H32ZM44 62H47V60H45ZM62 62H63V61H62ZM72 62H73V61H72ZM72 62H71V63H72ZM75 62H76V61H75ZM77 62H79V60H78ZM77 62H76V65H77ZM236 62H234V63H236ZM239 62H240V61H238V63H239ZM2 63H4V62H2ZM16 63H17V62H16ZM35 63H36V62H34V64H33V63H32V64H33V65H37V63H36V64H35ZM60 63H61V61H60ZM107 63H108V62H106V64H107ZM125 63H126V61H125L124 63L122 62L121 64L124 65ZM157 63H158V62H157ZM179 63H180V62H179ZM181 63H183V61H182ZM181 63H180V64H181ZM220 63H221V62H220ZM238 63H237V64H238ZM32 64H31V65H32ZM42 64H43V63H42ZM45 64L47 65V63H45ZM83 64H84V63H83ZM101 64H102V63H101ZM101 64H100V65H101ZM121 64H120V65H121ZM154 64H155V63H154ZM165 64H166V63H165ZM165 64H164V65H165ZM196 64H197V63H196ZM230 64H232V63H229L227 66H230ZM241 64H242V63H240V66H241ZM24 65H25V64H24ZM33 65H32V66H33ZM59 65H60V64H59ZM109 65H110V64H109ZM122 65H121V66H122ZM125 65H126V64H125ZM127 65H128V63H127ZM127 65H126V66H127ZM129 65H130V64H129ZM3 66H4V65H2V67H3ZM6 66H7V65H6ZM6 66H4L5 69H6ZM40 66H44V64H43V65H40ZM126 66H125V68H126V70H127V73H129V72H128V69H127ZM168 66H170V65H168ZM168 66H167V67H168ZM195 66H196V65H194V68H195ZM207 66H208V65H207ZM210 66H211V65H209V67H210ZM224 66H225V65H224ZM231 66H232V68H233V64H232ZM2 67H1V68H2ZM7 67H8V66H7ZM10 67H11V64H10ZM12 67H13V65H12ZM23 67H24V66H23ZM78 67H79V66H78ZM94 67H95V66H94ZM94 67H93V68H94ZM165 67H166V66H165ZM209 67H208V68H209ZM217 67H220V66H217ZM234 67H236V66H234ZM263 67H264V66H263ZM13 68H14V67H13ZM37 68L39 69V67H36V71H39L40 69H42V68H40V69L38 70ZM47 68H48V69H49V68L51 69V67H49V65H48ZM47 68H46V69H47ZM66 68H67V67H66ZM72 68H73V67H72ZM72 68H70V69H72ZM104 68H105V67H104ZM120 68H121V67H120ZM171 68H172V67H171ZM171 68L168 67L167 69H170V70H171ZM190 68H191V67H190ZM198 68H199V66H198ZM242 68H243V67H242ZM261 68H262V67H260V69H261ZM7 69L9 70V68H7ZM19 69H20V68H19ZM29 69H30V68H29ZM50 69H49V70H50ZM52 69H55V68L52 67ZM58 69H59V67L57 68V72H58ZM60 69H61V68H60ZM118 69H119V68H118ZM153 69H154V68H153ZM191 69H192V68H191ZM204 69H205V68H204ZM237 69H238V67H237ZM237 69L234 68V69H232V71H233V70H237ZM250 69L253 70L252 68H250ZM250 69H249V70H250ZM255 69H257V68H255ZM255 69H254V70H255ZM262 69H264V68H262ZM1 70H2V69H0V71H1ZM20 70H21V69H20ZM24 70H27V71H28V69H26V68L23 69L22 71H24ZM33 70H34V69H33ZM33 70H30V71H33ZM49 70H48V71H49ZM83 70H84V69H83ZM98 70H99V69H98ZM121 70L123 71V70H125V69H122V68H121ZM121 70H120V73H121ZM177 70H178V69H177ZM193 70H195V69H193ZM206 70H207V68L205 69V71H206ZM245 70H247V69H245ZM245 70H244V72H245ZM2 71H3V70H2ZM2 71H1V72H2ZM6 71H7V70H6ZM6 71H4V72H6ZM13 71H14V70H13ZM34 71H35V70H34ZM55 71H56V69H55ZM89 71H91V70L88 69L87 72H89ZM93 71H94V70H93ZM95 71H96V70H95ZM95 71H94V73H95ZM163 71H164V70H163ZM187 71H188V70H187ZM205 71H204V72H205ZM208 71H209V72H212V71H210L209 69H208ZM263 71H264V70H263ZM50 72H52V71L50 70ZM53 72H54V71H53ZM53 72H52V73H53ZM82 72H83V71H82ZM84 72H85V71H84ZM155 72H158V71H155ZM161 72H162V71H161ZM167 72L169 73L170 71H167ZM196 72H197V71H196ZM225 72H226V71H224V73H225ZM244 72H243V73H244ZM249 72H250V71H249ZM249 72H248V73H249ZM253 72H255V71H253ZM261 72H262V71H261ZM7 73H8V71H7ZM15 73H16V71H15ZM40 73H41V72H40ZM40 73H39V74H40ZM52 73H51V75H52ZM97 73H102V72H101V70H100V72L97 71ZM127 73H126V74H123V73H122V74H123V75H126V77H128L129 74L127 75ZM219 73H220V72H219ZM221 73H223V72H221ZM231 73H232V72H231ZM245 73H246V72H245ZM32 74H33V73H32ZM32 74H31V75H32ZM43 74H44V73H43ZM47 74H48V73H47ZM53 74H54V73H53ZM79 74H80V73H79ZM89 74L91 75V77H92V82H94V84L97 83V82H99V81L101 80L99 74H93V72H92V73L90 72ZM89 74H86V75L89 76ZM118 74H119V73H118ZM158 74H159V73H158ZM195 74H196V73H195ZM197 74H198V73H197ZM13 75H14V74H13ZM15 75H16V74H15ZM27 75H28V73H27ZM31 75H30V77H31ZM55 75H56V74H54V76H55ZM76 75H77V73H76ZM92 75H93V76H92ZM119 75H120V74H119ZM155 75H156V74H155ZM155 75H153V76H155ZM160 75H162V74L160 73ZM187 75H188V74H187ZM211 75H212V74H211ZM227 75H228V74H227ZM241 75H242V73H241ZM243 75H244V74H243ZM246 75H247V73H246ZM34 76H35V75H34ZM37 76H38V74H37ZM117 76H118V75H117ZM120 76H121V75H120ZM150 76H151V75H150ZM188 76H189V75H188ZM195 76H196V75H195ZM233 76H234V75H233ZM237 76H238V73H237ZM256 76H259V77H260V75H256ZM10 77H11V76H10ZM23 77L25 78L26 76H24V74H23ZM23 77H20V78H23ZM32 77H33V76H32ZM40 77H41V75H40ZM40 77H39V78H40ZM50 77H53V76H50ZM50 77H49V78H50ZM74 77H75V76H74ZM126 77H125V79H126ZM148 77H149V76H148ZM151 77H152V76H151ZM259 77H258V78H259ZM1 78H2V77H1ZM28 78H29V77H28ZM35 78H37V77H35ZM35 78H33V79L35 80ZM39 78H38V79H39ZM70 78H72V76H71ZM152 78H154V77H152ZM156 78H158V76H157ZM159 78H160V77H159ZM159 78H158V79H159ZM164 78H165V76H164L162 79H164ZM194 78H196V77H194ZM213 78H214V77H213ZM13 79L15 80L16 78H13ZM29 79H30V78H29ZM31 79H32V78H31ZM38 79H37V81H38ZM67 79H68V78H67ZM89 79H90V77H89ZM89 79H88V80H89ZM132 79H133V78H132ZM158 79H157V80H158ZM168 79H170V78H168ZM172 79H173V78H172ZM185 79H188V77L185 78ZM190 79H191V78H190ZM243 79L246 80L245 75H244ZM10 80H12V79H10ZM10 80H9V82H8L9 84H10ZM19 80H20V79H19ZM22 80H24V79H22ZM59 80H60V79H59ZM61 80H62V79H61ZM78 80H79V79H78ZM109 80H110V79H109ZM109 80H108V82H109ZM111 80H112V79H111ZM114 80H115V79H114ZM135 80H136V79H135ZM154 80H155V79H154ZM154 80H153V82H154ZM173 80H174V79H173ZM176 80H177V79H176ZM176 80H175V81H176ZM181 80H183V79L181 78ZM211 80H212L211 83H213V82L216 83V82H217V81L215 82V80L213 81L212 78H211ZM217 80H218V79H217ZM233 80H234V78H233ZM237 80H238V79H237ZM240 80H241V79H240ZM240 80H239V81H240ZM12 81H13V80H12ZM15 81H16V80H15ZM30 81H32V80H30ZM37 81H35V83H36ZM55 81H56V80H55ZM55 81H54V82H55ZM69 81H70V79L68 80V82H69ZM71 81H72V80H71ZM75 81H76V80H75ZM79 81H80V80H79ZM79 81H78V82H79ZM90 81H91V80H90ZM125 81H126V80H125ZM127 81H128V78H127ZM136 81L138 82V80H136ZM136 81H135V82H136ZM155 81H156V80H155ZM170 81L172 82L171 79H170ZM218 81H219V80H218ZM221 81H222V79H221ZM230 81H232V78L230 79ZM40 82H42V81H40ZM51 82H52V81H50V83H51ZM92 82H90V83H92ZM143 82H144V81H143ZM153 82H152V83H153ZM160 82H162V80H161ZM165 82H167V81H165ZM171 82H170L169 84H171ZM181 82H182V81H181ZM205 82H206V81H205ZM224 82H227V80H225ZM234 82H236V81H234ZM237 82H238V81H237ZM245 82H246V81H245ZM1 83H2V82H1ZM23 83H24V82H23ZM42 83H43V82H42ZM50 83H49V84H50ZM57 83H59V82H57ZM141 83H142V82H141ZM172 83H173V82H172ZM184 83H186V82H184ZM203 83H204V82H203ZM209 83H210V82H209ZM211 83H210V84H211ZM218 83H219V82H218ZM227 83H228V82H227ZM231 83H232V82H231ZM262 83H263V82H262ZM262 83H261V86H262ZM9 84L6 85L7 88L2 87V90L6 89V90L8 91V89H9L10 92H11L12 89L8 88ZM19 84H22V83L20 82ZM24 84H25V83H24ZM45 84H46V83H45ZM71 84H74V83H71ZM75 84H76V83H75ZM94 84H92V86H94ZM142 84H143V83H142ZM165 84H166V83H165ZM187 84H188V82H187ZM245 84H247V83H245ZM2 85H3V84L0 85V88H1ZM17 85H18V84H17ZM39 85H40V83H39ZM51 85H52V84H51ZM90 85H91V84H89V86H90ZM96 85H97V84H96ZM130 85H131V84H130ZM216 85H217V83H216ZM231 85H232V84H231ZM3 86H4V85H3ZM41 86L43 87L42 84H41ZM54 86H55V85H54ZM57 86H59V87H58V89L56 88L57 90H55V91H58V92L62 91V88L60 87L61 85L58 84ZM74 86H76V85H74ZM157 86H158V85H157ZM164 86H165V85H164ZM169 86L171 87V86H173V85H168V86L166 85V87H169ZM186 86H188V85H186ZM213 86H215V85H213ZM229 86H230V85H228V87H229ZM245 86H246V85H245ZM245 86H244V87H245ZM9 87H11V85H10ZM50 87H51V86H50ZM69 87H70V85H69ZM95 87H96V86H95ZM144 87H145V86H144ZM166 87H164V89H167ZM170 87H169V89H170ZM209 87H210V86H209ZM228 87H227V88H228ZM244 87H243V88H244ZM3 88H4V89H3ZM12 88H13V87H12ZM19 88H20V85H19ZM23 88H24V87H23ZM23 88H22V90H24ZM26 88H27V87H26ZM34 88H35V87H34ZM92 88H94V87H92ZM92 88H91V89H92ZM135 88H136V86H135ZM139 88H140V86H139ZM147 88H148V87H147ZM152 88H153V87H152ZM192 88H193V87H191L190 89H187V91L189 90L188 92H190L191 90H193ZM206 88H207V87H206ZM216 88H218V87H216ZM216 88H215L214 91L217 90ZM243 88H242V89H243ZM260 88H261V87H260ZM15 89H16V88H15V86H14V89H13L14 91H13V92H18V89H17V90H15ZM29 89H30V90H34V89H32L31 87H30ZM29 89H27V92L29 91ZM44 89L47 90V88H44ZM53 89H54V88H53ZM53 89H52V90H53ZM69 89H70V88H69ZM77 89H78V87H77ZM91 89L89 90V93H90V91H93V89H92V90H91ZM103 89H104V88H103ZM106 89H107V88H106ZM112 89H113V88H112ZM137 89H138V88H137ZM137 89H136V90H137ZM140 89H142V87H141ZM162 89H163V87H162ZM169 89H168L167 94H168V93L170 94ZM171 89H172V88H171ZM200 89H202V88H200ZM208 89H209V88H208ZM240 89H241V88H240ZM240 89H239V90H240ZM244 89H245V88H244ZM244 89H243L242 91L245 92L247 89H245V90H244ZM254 89H256V88H254ZM257 89H258V87H257ZM257 89H256V90H257ZM2 90H1V91H2ZM20 90H21V89H20ZM72 90H73V87H72ZM74 90L76 91V89H74ZM78 90H79V89H78ZM84 90H87V87H86V89H84ZM97 90H98V89H97ZM97 90H96V92H98ZM100 90H102V89H100ZM107 90H108V89H107ZM157 90H159V89H157ZM160 90H161V89H160ZM160 90H159V92H160ZM203 90H204V89H203ZM210 90L212 91L211 88H210ZM210 90H208V92H209ZM223 90H224V89H223ZM239 90H238V91H239ZM250 90H251V89H250ZM252 90H253V89H252ZM256 90H255V91H256ZM1 91H0L1 94H2V92L6 93L5 90L2 91V92H1ZM55 91H54L53 93H55ZM79 91H80V90H79ZM94 91H95V89H94ZM148 91H149V90H148ZM185 91H186V90H185ZM200 91H202V90H200ZM206 91H207V89H206ZM211 91H210V92H211ZM253 91H254V90H253ZM253 91H252V96H253V94H255V92L253 93ZM257 91H258V90H257ZM262 91H263V89H262ZM25 92H26V91H25ZM25 92L23 91V94H25ZM29 92H31V91H29ZM51 92H52V91H51ZM82 92H83V90H82ZM82 92H81V94H82ZM87 92H88V91H87ZM102 92H103V91H102ZM110 92H111V91H110ZM134 92H136V91H134ZM134 92H132V93H134ZM138 92H139V91H138ZM157 92H158V91H157ZM191 92H192V91H191ZM191 92H190V93H191ZM203 92H205V91H202V93H203ZM216 92H217V91H216ZM216 92H215V93H216ZM220 92H221V91H220ZM239 92H240V91H239ZM247 92L250 94L251 91L249 92V89H248ZM8 93H9V92H7L6 95H7ZM18 93H19V92H18ZM32 93H33V91H32ZM32 93H31V94H32ZM92 93H93V92H92ZM92 93H90V94H92ZM165 93H166V92H165ZM165 93H164V94H165ZM195 93H196V92H195ZM213 93H214V92H213ZM213 93H212L211 95H214V94H215V93H214V94H213ZM245 93H246V92H245ZM245 93H244V94H245ZM258 93H259V92H258ZM260 93H261V92H260ZM1 94H0V95H1ZM16 94H17V93H16ZM16 94L14 93V97H12V95H13L12 93L8 94V96L11 95L8 99H10L11 97H12V99H13V98L15 99L16 97L18 98L19 96L22 95L21 93H19V96L16 95ZM20 94H21V95H20ZM28 94H29V93H28ZM28 94L26 93L25 96L23 95V97L21 96L19 99H24V97L26 98ZM51 94H52V93H51ZM56 94H57V93H55V95H56ZM70 94H71V93H70ZM83 94H84V93H83ZM95 94H96V93H95ZM111 94H112V93H110V96H111ZM139 94H140V93H139ZM156 94H157V93H156ZM164 94L162 95V93H161V94L159 93V94H157L158 96H157V95H154V96H157L156 99H158L159 95H160V96H168V95H164ZM223 94H224V93H223ZM228 94H229V93H228ZM231 94H232V93H231ZM236 94H238V92H237ZM244 94H243V96H244ZM249 94H248V95H249ZM263 94H264V93H263ZM2 95H3V94H2ZM40 95L44 98V96H43L42 94H40ZM61 95H62V94H61ZM61 95H60V96H61ZM63 95H64V94H63ZM84 95H85V94H84ZM108 95H109V94H107L106 97H107ZM125 95H126V94H125ZM135 95H136V94H135ZM145 95L149 96L147 93H145ZM150 95H152V94H150ZM183 95H184V94H183ZM191 95H192V94H191ZM202 95H204V94H202ZM215 95H216V94H215ZM217 95H219V94H217ZM248 95H247V96H248ZM255 95H256V94H255ZM3 96L5 97L4 100L8 97V96H5V94H4ZM3 96H1V97H3ZM50 96H51V95H50ZM52 96H53V95H52ZM52 96H51V97H52ZM68 96H69V95H67V98H68ZM78 96H79V95H78ZM98 96H99V95H98ZM112 96L114 97V95H112ZM221 96H222V95H221ZM224 96H225V95H224ZM227 96H228V95H227ZM232 96H233V95H230V97H232ZM238 96H239V95H238ZM243 96H242V98L246 97V96H244V97H243ZM252 96H251V97H252ZM256 96H257V95H256ZM259 96H260V95H259ZM28 97H29V95H28ZM42 97H39V98H42ZM53 97H54V96H53ZM64 97H65V95L63 96V98H64ZM70 97H71V96H70ZM95 97H96V96H95ZM104 97H105V95H104ZM106 97H105V98H106ZM113 97H112V98H113ZM149 97H150V96H149ZM201 97H202V96H201ZM249 97H250V95H249ZM249 97H247V98H249ZM260 97H261V96H260ZM54 98H56V97H54ZM54 98H53V99H54ZM61 98H62V97H61ZM63 98H62V99H63ZM65 98H66V97H65ZM123 98H125V97H123ZM142 98H143V97H142ZM153 98H154V97H153ZM160 98H162V97H160ZM164 98H165V97H164ZM202 98H203V97H202ZM223 98H224V97H223ZM234 98H235V97H234ZM239 98H241V97L239 96ZM253 98H254V96H253ZM256 98H259V97H256ZM8 99H7V102H8ZM26 99H27V98H26ZM26 99H24V100H26ZM37 99H38V98H37ZM45 99H46V98H45ZM47 99H48V97H47ZM47 99H46V100H47ZM56 99H57V98H56ZM59 99H60V98H59ZM69 99H71V98H69ZM74 99L76 100V98L74 97V98L72 99V100H73V103H74ZM102 99H103V96H102ZM135 99H136V98H135ZM154 99H155V98H154ZM212 99H213V98H212ZM227 99H228V98H227ZM227 99H226V100H227ZM251 99H252V98H251ZM1 100H3V98H1ZM4 100H3V101H4ZM41 100H43V99H41ZM93 100H94V99H93ZM93 100H92V102H93ZM98 100H99V99H98ZM103 100H104V99H103ZM136 100H137V99H136ZM138 100H139V102H140V104H141L140 99H138ZM169 100H170V99H169ZM176 100H177V99H176ZM191 100H192V99H191ZM231 100H232V98H231ZM231 100H230V101H231ZM234 100H235V99H234ZM236 100H238V97H237ZM236 100H235V102H236ZM241 100H242V99H240V101H241ZM245 100H246V99H245ZM5 101H6V100H5ZM37 101H38V100H37ZM43 101H44V100H43ZM65 101H66V100H65ZM67 101H68V100H67ZM94 101H95V100H94ZM105 101H106V103H107V100H106V99H105ZM114 101H115V100H114ZM142 101H144V100H142ZM150 101H151V100H150ZM174 101H175V100H173V101L170 100V102L168 101V103H170V107H171V105H174V104H172V102H174ZM177 101H178V100H177ZM212 101H213V100H212ZM227 101H228V100H227ZM238 101H239V100H238ZM247 101H248V100H247ZM247 101H244V99H243L242 102H243V103H244V102L246 103ZM252 101H253V100H252ZM254 101L256 102V100H254ZM261 101H262V99H261ZM81 102L83 103L82 100L80 101V103H81ZM87 102H88V101H87ZM96 102H97V101H95V103H96ZM117 102H118V101H117ZM139 102H138V103H139ZM145 102H146V101H145ZM148 102H149V101H148ZM151 102H153V101H151ZM233 102H234V101H233ZM257 102H259V101H257ZM262 102H263V101H262ZM35 103H36V102H35ZM39 103H42V102L39 101ZM49 103H50V102H49ZM60 103H61V102H60ZM60 103H58V105H59ZM101 103H102V102H101ZM103 103H104V101H103ZM103 103H102V104H103ZM109 103H110V102H109ZM119 103H120V102H119ZM123 103H126V102H123ZM175 103H176V101H175ZM180 103H181V102H180ZM180 103H179V104H180ZM190 103L193 104L194 102L192 101V102H190ZM213 103H214V101H213ZM223 103H225V102L223 101ZM226 103H227V102H226ZM228 103H229V102H228ZM228 103H227V104H228ZM237 103H238V102H237ZM1 104H2L1 107H3V106H4V103H1ZM25 104H26V103H25ZM31 104H32V103H31ZM42 104H44V103H42ZM62 104H63V103H62ZM88 104H90V103H88ZM93 104H94V103H93ZM136 104H137V101H136ZM145 104H146V103H145ZM159 104H160V103H158V105H159ZM163 104H165V102H163ZM179 104H177V106H178ZM181 104H182V103H181ZM184 104H185V103H183V105H184ZM203 104H204V103H202V105H203ZM227 104H224V105L227 106ZM32 105H33V104H32ZM34 105H35V104H34ZM68 105H69V102H68ZM68 105H67V106H68ZM79 105H80V104H79ZM83 105H84V104H83ZM83 105H82V106H83ZM119 105H122V104H119ZM138 105H139V104H138ZM148 105H149V103H148ZM148 105H147V107H148ZM152 105H155V104H152ZM183 105H182V106H183ZM186 105H188V104H186ZM204 105H205V104H204ZM218 105H219V104H218ZM233 105H235V104L233 103L231 107H233ZM12 106H14V105H12ZM27 106H28V105H26L25 107L27 108ZM36 106H37V110H38L39 107H38V105H36ZM48 106H49V105H48ZM59 106H60V105H59ZM59 106H58V107H59ZM70 106H72V105H70ZM88 106H89V105H88ZM94 106H95V105H94ZM100 106H101V105H100ZM100 106H97V107L99 108ZM103 106H104V105H103ZM107 106H108V104H107ZM107 106H106V107H107ZM126 106H127V104H126ZM174 106L177 107L176 104H175ZM174 106H173V107H174ZM235 106H236V105H235ZM4 107H9V106H4ZM4 107H3V108H4ZM23 107H24V106H23ZM32 107H33V106H32ZM34 107H35V106H34ZM34 107H33V108H34ZM56 107H57V106H56ZM78 107H79V106H78ZM78 107H77V108H78ZM80 107H81V105H80ZM84 107H85V106H84ZM90 107H91V106H90ZM101 107H102V106H101ZM106 107H105V108H106ZM129 107H130V106H129ZM173 107H172V108H173ZM197 107H198V106H197ZM199 107H200V106H199ZM199 107H198V110L201 109V108H199ZM216 107H217V105H216ZM10 108H11V107H10ZM10 108H8V109H10ZM40 108H41V107H40ZM46 108H47V107H46ZM66 108H67V107H66ZM68 108H69V107H68ZM70 108H71V107H70ZM74 108H75V106H74ZM81 108H83V107H81ZM81 108H80V109H81ZM98 108H97V110H98ZM108 108H109V106H108ZM112 108H113V107H112ZM137 108H138V107H137ZM172 108H171V110H172ZM203 108L206 109V106H203ZM214 108H215V106H214ZM223 108H224V106H223V104H222V109H223ZM234 108L236 109V107H234ZM29 109H30V108H29ZM34 109L36 110V108H34ZM50 109H51V108H50ZM53 109H54V108H53ZM53 109L51 110V112L54 111ZM58 109H59V108H58ZM114 109H115V107L113 108V110L111 109V111H110V109H109L108 111H109V112H112V113H113V111H114V112L117 113V110L115 111ZM169 109H170V108H169ZM216 109H217V108H216ZM216 109H214V110H216ZM219 109H220V108H219ZM225 109H226V108H225ZM231 109H233V108H231ZM244 109H246V108H244ZM1 110L4 111V110H7V108H6V109L4 108V110L1 109ZM40 110L42 111V108H41ZM40 110H39V111H40ZM61 110H62V112H63L64 110H66V109H65V106H64V109H63V107H62ZM61 110H60V111H61ZM69 110H70V109H69ZM77 110H78V109H77ZM105 110H107V109H105ZM118 110H119V109H118ZM149 110H150V109H149ZM151 110L154 111V114H155V110H154V109H151ZM151 110H150V111H151ZM237 110H238V109H237ZM248 110H249V108H248ZM248 110H247V111H248ZM23 111H24V110H23ZM25 111H26V110H25ZM28 111H29V110H28ZM31 111H32V110H31ZM31 111H30V114H31V115H32V113H35V112H33V111H32V113H31ZM39 111H37V112H39ZM56 111H57V110H56ZM67 111H68V109H67ZM72 111H73V109H72ZM101 111H102V110H100V112H101ZM160 111H161V109H160ZM173 111H174V110H173ZM173 111H172V113H173ZM186 111H188V110H186ZM189 111H190V110H189ZM219 111H220L219 113H221V110H219ZM242 111H243V110H242ZM20 112H21V111H20ZM47 112H48V111H47ZM47 112H46V113H47ZM51 112H50V114H51ZM54 112H55V111H54ZM57 112H58V111H57ZM64 112H65V111H64ZM97 112H98V111H97ZM109 112H106V117H109V116H107L108 114H110L111 116L114 114V113L111 114V113H109ZM128 112H129V111H128ZM162 112H163V111H162ZM174 112H175V114H176V111H174ZM190 112H191V111H190ZM199 112H200V111H199ZM212 112H214V111H212ZM244 112H246V110H245ZM250 112H251V111H250ZM262 112H264V111H262ZM13 113H14V112H13ZM22 113H23V112H22ZM28 113H29V112H28ZM28 113L26 114V116L24 115V116H25L24 121H23V122H25V126H24V127L26 128V130H27L28 128H31V130L36 129V128L38 127V125H39V121H41L40 119H42V117L40 118V116H39L40 112H39V114L37 113V114H38V115H37V119L33 117L35 114L31 116V115H28ZM41 113H42V112H41ZM43 113H45V112L43 111ZM52 113H53V112H52ZM77 113H78V112H77ZM102 113H104V112H102ZM135 113H136V112H135ZM139 113H140V112H139ZM167 113H168V111H167ZM210 113H211V112H210ZM214 113H215V112H214ZM223 113H224V110H223ZM235 113H236V112H235ZM235 113H234V116L237 115V113H236V114H235ZM251 113H252V112H251ZM20 114H21V113H20ZM53 114H54V113H53ZM65 114H66V113H65ZM70 114H71V113H70ZM74 114H75V113H74ZM74 114H71V116L74 115ZM91 114H94V113H91ZM161 114H162V113H161ZM170 114H171V113H170ZM170 114H169V115H170ZM212 114H213V113H211V115H212ZM225 114H228V113H225ZM229 114H230V113H229ZM229 114H228L227 116H229ZM249 114H250V113H249ZM257 114H258V113H257ZM259 114H260V112H259ZM262 114H263V113H262ZM8 115H10V113H9ZM17 115H19V114H17ZM54 115H55V114H54ZM83 115H84V114H83ZM132 115H133V114H132ZM139 115L141 116V114H139ZM159 115H160V114H159ZM163 115L165 116V114H163ZM163 115H162V117H163ZM250 115H251V114H250ZM250 115H249V116H250ZM0 116H1V115H0ZM19 116H20V115H19ZM21 116H22V115H21ZM21 116H20V118H21ZM48 116H49V115H48ZM79 116H81V115H79ZM79 116H78V117H79ZM86 116H88V115L86 114ZM90 116H91V115H89V117H90ZM114 116H115V115H114ZM128 116H130V114H129ZM149 116H150V114H149ZM171 116H172V115H170V117H171ZM213 116H214V115H213ZM224 116H226V115H224ZM227 116H226V118H227ZM234 116H232V118H233ZM249 116L247 115L246 118H249ZM2 117H3V116H2ZM11 117H12V116H11ZM11 117L8 116L6 119H5V117H4V119H5V120H8V118H11ZM15 117H16V116H15ZM15 117H14V118H15ZM35 117H36V116H35ZM38 117H39L40 119H39ZM84 117H85V116H84ZM112 117H113V116H112ZM115 117H116V116H115ZM192 117L194 118L195 116L192 115L191 118H192ZM208 117H209V116H208ZM217 117H218V118H221L219 114H218ZM217 117L215 116L214 118L217 120ZM236 117L238 118V116H236ZM239 117H240V115H239ZM244 117H245V116H244ZM22 118H23V117H22ZM44 118H45V117H44ZM91 118H92V117H91ZM104 118H105V117H104ZM110 118H111V117H109V119H107V120H110ZM113 118H114V117H113ZM138 118H139V116H138ZM154 118H155V117H154ZM191 118H190V120L193 119V118H192V119H191ZM214 118H213V120H214ZM229 118H230V116H229ZM232 118H230L231 121H233V120L235 119V117H234L233 120H232ZM237 118H236V119H237ZM254 118H255V117H254ZM4 119H2V118L0 117V120L3 121ZM38 119H39V120H38ZM83 119H84V118H83ZM83 119H82V120H83ZM89 119H90V118H89ZM111 119H112V118H111ZM134 119H135V118H134ZM176 119H178V118H176ZM194 119H195V118H194ZM203 119H204V118H203ZM221 119H223V118H221ZM256 119H257V118H256ZM256 119H255V121H256ZM13 120H14V119H13ZM42 120H43V119H42ZM103 120H104V119H103ZM107 120H106V121H107ZM119 120H121V119H119ZM139 120H140V118H139ZM145 120H146V119H145ZM149 120H150V119H149ZM164 120H166V119H164ZM216 120H214V121H216ZM247 120H248V119H246V122H244L245 125H246V123H247ZM251 120H252V118H251ZM259 120H260V119H259ZM261 120H262V119H261ZM261 120H260V121H261ZM90 121H91V120H89V122H90ZM100 121H101V120H100ZM125 121H128V120L125 119ZM140 121H142V119H141ZM157 121H159V120L156 119V123H157ZM167 121L169 122L170 119H167ZM172 121H174V120H172ZM177 121H178V120H177ZM203 121H204V120H203ZM223 121H224V119L222 120V122H223ZM252 121L254 122V119H253ZM252 121H251V123H252ZM262 121L264 122V118H263ZM262 121H261V122H262ZM61 122H64V121L62 120ZM87 122H88V121H87ZM91 122H94V121H91ZM135 122H136V121H135ZM135 122H134V123H135ZM150 122H151V120H150ZM159 122H160V121H159ZM159 122H158V124H161V122H160V123H159ZM222 122L220 121V123H222ZM227 122H229V121H227ZM261 122H258V121H257V123H261ZM263 122H262L260 128H262V126H263V128H264ZM15 123H16V122H15ZM56 123H57V124L60 123V120H59V122H56ZM67 123H68V122H67ZM117 123H118V122H117ZM139 123H140V122H139ZM139 123H136V124H139ZM151 123H152V122H151ZM169 123H170V122H169ZM169 123H167V124H169ZM171 123H172V122H171ZM180 123H181V122H180ZM239 123H241V121H240ZM255 123H256V122H255ZM255 123H254V124H255ZM61 124H62V123H61ZM61 124H60V125H61ZM97 124H98V123H97ZM104 124H105V121H104ZM123 124H124V123H123ZM136 124H133V125H136ZM148 124H150V123H147V125H148ZM177 124H179V123L177 122ZM198 124H199V122H198ZM208 124H211V122H210V123L208 122ZM254 124H253V125H254ZM7 125H8V124H7ZM14 125H15V124H14ZM58 125H59V124H58ZM60 125H59V126H60ZM63 125H64V123H63ZM65 125H66V124H65ZM93 125H94V124H93ZM98 125L100 126V127H98V128H101V129H102V132L104 133L102 126H101L100 124H98ZM133 125H132V126H133ZM147 125H145V126H147ZM155 125H156V124H155ZM155 125H154V126H155ZM161 125H162V124H161ZM181 125H182V123H181ZM183 125H184V124H183ZM201 125H202V124H201ZM205 125H206V123H204V126H203V125H202V126H203L204 128H206ZM223 125H224V124H223ZM236 125H237V124H236ZM236 125H235V126H236ZM239 125L241 126V124H239ZM245 125H243V123H242L243 128H242V127H241V128L244 129V128H245ZM247 125H248V124H247ZM8 126H9V125H8ZM51 126H53V125H51ZM59 126H58V127H59ZM67 126H68V124H67ZM70 126L72 127V125H70ZM70 126H68V128H69ZM105 126H106V124H105ZM105 126H104V127H105ZM116 126H117V125H116ZM136 126H137V125H136ZM145 126H144V128H147V127H145ZM159 126H160V125H158V127H159ZM211 126H212V125H211ZM220 126H221V125H220ZM220 126H219V127H220ZM237 126H238V125H237ZM237 126H236V128H238ZM240 126H239V127H240ZM251 126H252V125H250L249 127H251ZM5 127H7V126H5ZM9 127H10V126H9ZM74 127H75V125H74ZM74 127H72V129H73ZM122 127H124V125H122L121 128H122ZM170 127H171V126H170ZM184 127H185V128H184ZM213 127H214V126H213ZM217 127H218V126H217ZM230 127H234V126H229V128H230ZM249 127H248V128H249ZM252 127H253V126H252ZM254 127H255V126H254ZM254 127H253V129H254ZM2 128H3V127H2ZM2 128H0V130H2ZM64 128H65V127H64ZM98 128H97V129H98ZM124 128H125V127H124ZM127 128H128V127H127ZM127 128H126V129H127ZM131 128H132V127H131ZM131 128L129 127V129H131ZM133 128H135V127H133ZM133 128H132V129H133ZM138 128H139V127H138ZM151 128H153V126H152ZM183 128H184V130H186V125L183 126ZM204 128H203V129H204ZM211 128H212V127H211ZM225 128H226V127H225ZM225 128H224V129H225ZM46 129H47V128H46ZM49 129H50V128H49ZM72 129H70L71 132H72ZM75 129H76V127H75ZM95 129H96V127H95ZM171 129H173V128H171ZM198 129H199V128H198ZM200 129H201V128H200ZM200 129H199V130H200ZM212 129H213V128H212ZM212 129H211V130H212ZM214 129H216V127H215ZM232 129H235V127L232 128ZM253 129L251 128V129H250V132H251V130H252V132H253ZM255 129H257V128H255ZM26 130H25V131H26ZM58 130H59V129H58ZM60 130H62V129H60ZM67 130H68V129H67ZM82 130H83V129H82ZM92 130H93V129H92ZM92 130H91V131H92ZM139 130H140V128H139ZM139 130L137 129V131H139ZM146 130H147V129H145L144 132H145ZM149 130H150V129H149ZM184 130H183V131H184ZM191 130H192V129L190 128V131H191ZM194 130H195V128H194ZM227 130H228V129H227ZM247 130H248V129H247ZM4 131H6V130H4ZM29 131H30V130L28 129V133H29ZM64 131H66V130H63V133H64ZM68 131H69V130H68ZM107 131H109V130H107ZM116 131L119 132V130H116ZM137 131H136V132H137ZM173 131H174L173 133H175V129H174ZM183 131H182V132H183ZM188 131H189V130H188ZM200 131H202V130H200ZM204 131H205V129H204ZM223 131H224V130H223ZM232 131H233V130H232ZM232 131H230V133H232ZM234 131H235V130H234ZM236 131H237V130H236ZM248 131H249V130H248ZM256 131H257V132H262L263 129H261V131H259V129L256 130ZM30 132H31V131H30ZM73 132H74V131H73ZM73 132H72V133H73ZM78 132H79V131H78ZM94 132H95V131H94ZM97 132H98V131H97ZM102 132H101V134H102L101 136L103 137L104 134H103ZM142 132H143V131H141V133H142ZM144 132H143V134H141V135H145ZM146 132H147V131H146ZM161 132H162V131H161ZM164 132H165V131H164ZM164 132H163V134H164ZM167 132H168V130H167ZM167 132H166V133H167ZM171 132H172V131H171ZM202 132H203V131H202ZM214 132H216V133L218 132V133H219V132H221V131H214ZM214 132H213V134H212V137L215 136V135H219V134H220V133H219V134H215ZM225 132H226V131H225ZM254 132H255V131H254ZM28 133H27V135H28ZM50 133H51V132H50ZM52 133H53V132H52ZM65 133L68 134L67 132H65ZM90 133H91V132H90ZM90 133H89V134H90ZM128 133H130V132H128ZM132 133H133V132H132ZM147 133L150 134V131L147 132ZM183 133H184V132H183ZM238 133H239V132H238ZM7 134H8V133H7ZM9 134H10V133H9ZM13 134H14V133H13ZM30 134L34 135V133H30ZM75 134H76V132H75ZM77 134H78V133H77ZM79 134H80V133H79ZM97 134H98V133H97ZM125 134H126V133H125ZM152 134H153V133H152ZM171 134H172V133H171ZM224 134H225V133L223 132L222 135H224ZM226 134H227V132H226ZM233 134H234V133L230 134L231 137H233V136H232ZM245 134H246V133H245ZM1 135H2V134H1ZM1 135H0V136H1ZM15 135H16V134H15ZM18 135H21V134H18ZM18 135H17V137H18ZM35 135H36V133H35ZM37 135H40V133L37 134ZM81 135H82V134H81ZM84 135H85V134H84ZM118 135H119V134H118ZM129 135H130V134H128L126 137L129 138ZM134 135H135V134H134ZM136 135H137V134H136ZM164 135H166V134H164ZM194 135H195V134H194ZM194 135L192 134V136H194ZM230 135H229V136H230ZM235 135H236V133H235ZM238 135L240 136L241 134L239 133ZM258 135H259V134H258ZM10 136H11V134H10ZM10 136H8V137H10ZM24 136H25V133H24ZM28 136H29V135H28ZM30 136H31V135H30ZM30 136H29V137H30ZM120 136H121V135H120ZM148 136H149V135H148ZM192 136L190 135L189 137L191 138ZM203 136H204V134H203ZM220 136H221V135H220ZM224 136H225V135H224ZM236 136H237V135H236ZM1 137H2V136H1ZM11 137H12V136H11ZM19 137H21V136H19ZM42 137H43V136H42ZM82 137H83V135H82ZM84 137H85V136H84ZM91 137H92V135H91ZM121 137H122V136H121ZM137 137H138V135H137ZM161 137H162V136H161ZM172 137H174V136L172 135ZM199 137H201V136H199ZM204 137H205V136H204ZM216 137H217V136H216ZM226 137H228V136L226 135ZM237 137H238V136H237ZM241 137H242V135H241ZM261 137H262V136H261ZM2 138H3V137H2ZM27 138H28V137H27ZM87 138H88V136H87ZM144 138H145V137H144ZM151 138H153V137H151ZM176 138L178 139V137H176ZM196 138H197V136L195 137V139H196ZM209 138H210V137H209ZM214 138H215V137H214ZM214 138L211 139V140H213V142L211 141V143H215V142H214ZM221 138H222V136H221ZM242 138H244V137H242ZM245 138H246V137H245ZM252 138H253V137H252ZM252 138H251V139H252ZM0 139H1V138H0ZM4 139H5V138H4ZM16 139H18V138H16ZM96 139H98V137H97ZM137 139H139V138H137ZM142 139H143V138H142ZM147 139H148V138H147ZM147 139H146V140H147ZM149 139H150V137H149ZM149 139H148V141H149ZM161 139H162V138H161ZM177 139H175L176 142H177ZM192 139H193V138H192ZM197 139H198V138H197ZM236 139H237V138H236ZM238 139H239V138H238ZM240 139H241V138H240ZM247 139H249V138H247ZM251 139H249V140H250L249 142H250L251 145H252V142H251V141H253V140H251ZM253 139H254V138H253ZM260 139H261V138H260ZM139 140H140V139H139ZM157 140H158V139H157ZM178 140H179V139H178ZM198 140H199V139H198ZM219 140H220V139H219ZM219 140L217 141V143H219ZM263 140H264V139H261V140H260L261 143H264ZM32 141H33V140H32ZM32 141H31L30 143H33ZM100 141H101V139H100ZM106 141H107V140H106ZM113 141H114V140H113ZM113 141H112V143H113ZM134 141H135V140H134ZM140 141L142 142V140H140ZM148 141H147V142H148ZM150 141H151V139H150ZM150 141H149V142H150ZM161 141H162V140H160V142H161ZM165 141H168V140L165 139ZM207 141H209V139H208ZM232 141H234V140H232ZM254 141H255V140H254ZM254 141H253V143H255ZM257 141H258V140H257ZM262 141H263V142H262ZM0 142H1V141H0ZM88 142H90V141L87 140V143H88ZM109 142L111 143V140H110ZM125 142H126V140H125ZM145 142H146V141H145ZM145 142H144V143H145ZM160 142H159V143H160ZM194 142H195L196 144H198L196 141H194ZM194 142H193V143H194ZM204 142H205V141H204ZM204 142H202V143H204ZM221 142H222V141H221ZM227 142H228V141H227ZM245 142H246V139H245V141H244L243 143H245ZM247 142H248V140H247ZM249 142H248V143H249ZM54 143H55V142H54ZM110 143H109V144H110ZM114 143H115V142H114ZM135 143H136V142H135ZM189 143H190V142H189ZM195 143H194V144H195ZM211 143L208 142L207 145L209 146ZM243 143H242V145H243ZM250 143H249L248 145H250ZM13 144H14V143H13ZM55 144H57V143H55ZM100 144H101V143H100ZM132 144L134 145V143H132ZM142 144H143V142L141 143V145H142ZM146 144H148V143H146ZM146 144H145V145H146ZM222 144H223V143H222ZM228 144H229V142L227 143V145H228ZM237 144H238V143H236V144L233 143V145H235V146H236ZM245 144H246V143H245ZM256 144H257V143H255V144H253V145L255 146ZM8 145H9V144H8ZM10 145H11V144H10ZM10 145H9V146H10ZM23 145H24V144H23ZM23 145H22V146H23ZM37 145H38V144H37ZM91 145H92V144H91ZM101 145H102V144H101ZM101 145H100V146H101ZM116 145H117V144H116ZM130 145H131V143H129V146H128V145H127V146L130 147ZM136 145H138V144L136 143ZM177 145H180V144H177ZM190 145H191V146H190ZM190 145H187L188 147H187L186 145H185L186 147H185L184 145H182V146H179V148L181 147V149H182V147L184 146L185 149L188 148L189 150H191V148H189V147H192L193 144H190ZM203 145H205V143H204ZM207 145H206L205 147H207ZM229 145H230V144H229ZM229 145H228V146H229ZM233 145H231L232 148L234 147ZM238 145L240 146V144H238ZM251 145H250V146H251ZM263 145H264V144H263ZM13 146H15V145H13ZM51 146H52V145H51ZM56 146H57V145H56ZM56 146H54V147L56 148ZM58 146H61V143H60V142H58ZM58 146H57V147H58ZM72 146H73V144H72ZM89 146H90V144H89ZM100 146H99V148H101ZM103 146H105V144H104ZM117 146H118V145H117ZM119 146H120V145H119ZM138 146H139V145H138ZM138 146H137V147H138ZM143 146H144V145H143ZM170 146H171V144H170ZM223 146H224V145H223ZM228 146H227V147H228ZM256 146H257V145H256ZM259 146H260V145H259ZM11 147H12V146H11ZM16 147H18V145H16ZM16 147H15V149H16ZM19 147H20V146H19ZM35 147H36V146H35ZM37 147L39 148V146H37ZM133 147H135V146H132V148H133ZM141 147H142V146H141ZM171 147H172V146H171ZM184 147H183V148H184ZM196 147H197V146H196ZM205 147H204V148H201V149H205ZM220 147H221V146H220ZM220 147H219V148H220ZM224 147H225V146H224ZM227 147H226V148H227ZM236 147H237V146H236ZM236 147H234V148H236ZM257 147H258V146H257ZM2 148H3V147H2ZM2 148H0V149L2 150ZM4 148H5V147H4ZM8 148H9V147H8ZM23 148H25V147H23ZM172 148H173V147H172ZM176 148H177V147H176ZM197 148H198V147H197ZM197 148H196V149H197ZM208 148H209V147H208ZM226 148H224V150H225ZM228 148H230V147H228ZM247 148H248V147H247ZM260 148H262V146H260ZM263 148H264V147H263ZM12 149H14V147H13ZM21 149H22V147H21ZM25 149H26V148H25ZM42 149H43V148H42ZM50 149H51V148H50ZM58 149H59V147H58ZM93 149H98V148H93ZM105 149H108V148L105 146ZM119 149H120V148H119ZM139 149H140V147H139ZM154 149H156V148H154ZM161 149H162V148H161ZM168 149H169V148H168ZM170 149H171V148H170ZM181 149H179V151H177V152H180V153H181V152L183 151V150L180 151ZM193 149H194V148H192V150H193ZM243 149H244V148H243ZM248 149H249V148H248ZM17 150H18V149H17ZM23 150H24V149H23ZM23 150H21V152H22ZM27 150L30 151V149H28V148H27ZM70 150H72V149H70ZM108 150L111 151L110 149H108ZM176 150H177V149H176ZM197 150H198V149H197ZM221 150H222V149H221ZM224 150H223V151H224ZM232 150H233V149H232ZM234 150H236V149H234ZM234 150L232 151V155H233V156L235 155V154H233V152L235 153ZM237 150H239V149L237 148ZM262 150H263V149H262ZM11 151H12V150H11ZM18 151H19V150H18ZM25 151H26V150H25ZM29 151H28V153H29ZM33 151H34V150H33ZM42 151H43V150H42ZM42 151H40V152H38V153H41ZM44 151H46V150H44ZM51 151H52V149H51ZM57 151H58V150H57ZM57 151H56V152H57ZM59 151H60V150H59ZM88 151H89V150H88ZM103 151L105 152V150H103ZM131 151H132V150H131ZM195 151H196V150H195ZM202 151H203V150H202ZM205 151H206V152H205ZM205 151H204V152L207 153V149H206ZM223 151H221V152H223ZM229 151H231V149H230ZM239 151H240V150H239ZM250 151H251V150H250ZM250 151H249V152H250ZM263 151H264V150H263ZM263 151H262V152H263ZM104 152H103V153H104ZM107 152H108V151H107ZM165 152H167V151L165 150ZM165 152H164V153H165ZM198 152H201V151L199 150ZM204 152H202L201 155L205 154ZM218 152H219V151H218ZM218 152H216V153H218ZM225 152H226V151H225ZM225 152H224V157H225V158H224V161H225V159H227L226 155L228 156V154L225 155ZM246 152H247V151H246ZM44 153H45V152H44ZM47 153H48V152H47ZM53 153H55V151H53ZM57 153H59V152H57ZM57 153H56V155H57ZM60 153H61V151H60ZM60 153H59V154H60ZM93 153H94V151H93ZM126 153H127V152H126ZM132 153H133V152H132ZM132 153H129V154L132 155ZM213 153H214V152H213ZM226 153H228V152H226ZM229 153L231 154V152H229ZM250 153H251V152H250ZM263 153H264V152H263ZM0 154H1V153H0ZM2 154H3V152H2ZM59 154H58V155H59ZM119 154H120V153H119ZM139 154H140V155H139L138 157L141 156V153H139ZM173 154H174V153H173ZM173 154H172V155H173ZM210 154H211V153H210ZM210 154H209V155H210ZM214 154H215V153H214ZM214 154H213V155H214ZM230 154H229V155H230ZM238 154H239V155L236 154L237 157L240 156V153H238ZM241 154H242V152H241ZM243 154H244V153H243ZM252 154H253V153H252ZM256 154H257V153H256ZM23 155H24V154H23ZM47 155H49V154H47ZM101 155H102V154H101ZM163 155H164V154H163ZM163 155H162V156H163ZM172 155H171V156H172ZM201 155L198 156V157H201ZM215 155H216V154H215ZM220 155H221V154H220ZM236 155H235V156H236ZM5 156H6V155H5ZM38 156H39V155H38ZM60 156H61V155H60ZM66 156H67V155H66ZM84 156H85V155H84ZM171 156H169V157H171ZM244 156H245V154H244ZM244 156H243V157H244ZM1 157H2V156H1ZM6 157H7V156H6ZM14 157H15V156H14ZM25 157H26V156H25ZM57 157H58V156H57ZM80 157H81V156H80ZM120 157L122 158L121 155H120ZM172 157H174V155H173ZM181 157H184V156H181ZM195 157H196V158H195ZM195 157H194V158H195L196 160H195L194 158L190 157V156L188 157V158H192V159H191V160H192V161H191L192 164H193L194 161L196 162L197 160L201 159V158H198L196 155H195ZM208 157H209V156H207V158H208ZM220 157H221V156H220ZM220 157H219V158H220ZM228 157H229V156H228ZM237 157H233V158H232V157H229L230 159H232V162H234L233 159H234V160H235V158L237 159V161L235 162V163H236V165H235L236 167L234 166V170L238 169L239 165H240L239 168H241V165H242V164H241V163H242L241 160H243V158L240 157V158H242V159L240 160V158L238 157V158H239V159H238ZM247 157H248V156H247ZM253 157H254V160H255V157H256L255 154L253 155ZM253 157H251V158H253ZM4 158H5V157H4ZM8 158H9V157H8ZM12 158H13V157H12ZM20 158H22V157H20ZM20 158H19V159H20ZM65 158H66V157H65ZM67 158H68V157H67ZM121 158H120V159H121ZM126 158H127V157H126ZM126 158H124V159H126ZM188 158H187V156H186V157H185V160H187ZM197 158H198V159H197ZM213 158H215V159L217 158V159H216V160H217L216 163H219V161H218L219 158H218L217 156H216V157H213ZM213 158H212V159H213ZM222 158H223V157H222ZM222 158H221V159H222ZM244 158H245V157H244ZM249 158H250V157H249ZM5 159H6V158H5ZM14 159H15V158H14ZM14 159H13V160H14ZM19 159H18V161L21 160V159H20V160H19ZM81 159H83V155H82V158H81ZM93 159H95V158H93ZM97 159H99V158H97ZM120 159H119V160H120ZM158 159H159V158H158ZM160 159H161V158H160ZM179 159H181V158H179ZM183 159H184V158H183ZM230 159H227V160L229 161ZM15 160H17V158H16ZM23 160H24V164H26L25 161H26L27 159H24V158H23ZM58 160H59V159H58ZM66 160H67V159H66ZM79 160H80V159H79ZM84 160H85V159H84ZM101 160H102V159H101ZM119 160H118V161H119ZM126 160H127V162H128V160H130V158H129V159H126ZM176 160H177V159H175V162H176ZM193 160H194V161H193ZM201 160H202V161H201ZM201 160H200L201 162L204 161L203 159H201ZM227 160H226L225 163H227ZM239 160H240V161H239ZM6 161H7V160H6ZM28 161H29V159H28ZM50 161H52V160H50ZM55 161H56V159H55ZM81 161H83V160H81ZM92 161H93V160H92ZM92 161H91V162H92ZM118 161H117V163H118ZM170 161H171L172 164H173V161H172V160H170ZM209 161H210V160H209ZM211 161H212V160H211ZM213 161H214V160H213ZM244 161H245V162H243V163H246L247 158H246ZM252 161H253V160H252ZM46 162H47V161H46ZM76 162H77V161H76ZM83 162H84V161H83ZM93 162H94V161H93ZM93 162H92V163H93ZM107 162H108V161H107ZM120 162H121V160H120ZM137 162H138V161H136V163H137ZM139 162H141V160H140ZM171 162H169V163H171ZM175 162H174V163H175ZM191 162H190V164H191ZM195 162H194V163H195ZM201 162L198 161L197 163H201ZM221 162H223V161H221ZM229 162H230V161H229ZM232 162H231V164H232ZM237 162H238V164H237ZM239 162H241V163H239ZM247 162H249V161H247ZM253 162H254V161H253ZM255 162H256V163H253V164H257V162H260V161H256V160H255ZM262 162H263V161H261V163H262ZM89 163H90V162H89ZM89 163H88V164H89ZM102 163H103V162H102ZM121 163H122V162H121ZM128 163H130V162H128ZM136 163H135V165H136ZM167 163H168V162H167ZM167 163H166V164H167ZM214 163H215V161L212 162V164H214ZM223 163H224V162H223ZM249 163H251V162H249ZM31 164H32V163H31ZM52 164H55V163L52 162ZM84 164H85V163H84ZM108 164H109V163L104 164V165L109 166ZM118 164H119V163H118ZM137 164H139V163H137ZM166 164H165V165H166ZM172 164H171V166L174 165V164H173V165H172ZM176 164H178V161H177V163H175V165H176ZM180 164H181V163H180ZM228 164H229V163H228ZM233 164H234V163H233ZM233 164H232V165H233ZM258 164H259V163H258ZM258 164H257L254 168H257ZM262 164L264 165V162H263ZM37 165H38V164H37ZM47 165H48V164H47ZM61 165H62V164H61ZM101 165H102V164H101ZM104 165H103L102 169H105V170H106L107 166L104 167ZM121 165H122V167H123V164H121ZM133 165H134V164H133ZM139 165H143V164H139ZM167 165H168V164H167ZM182 165H184V163H183ZM186 165H187V164H185L184 166H186ZM217 165H218V164H215V167H217V168H214V169H216L215 171H217V170H219V169H220V171H221L222 169H221V168H218V166L220 167V166H222V165H221V164L218 165V166H217ZM223 165H224V164H223ZM237 165H238V166H237ZM246 165H248V163H246ZM30 166H31V165H30ZM30 166H29V167H30ZM77 166H78V165H77ZM91 166H92V165H91ZM91 166H90V164H89V167H90V168H91ZM124 166L129 167V166L127 165V163H126ZM136 166H137V165H136ZM158 166H159V165H158ZM187 166H190V168L192 167V166L189 165V164H188ZM187 166H186L185 168L182 167V168H181L182 170H180V171L182 172L183 169H184V170L189 169V168H187ZM212 166H214V165H212ZM226 166H227V165H225V167H226ZM253 166H254V165H253ZM253 166H252V165H251L250 167L248 166V168L251 169ZM260 166H261V164H260ZM260 166H258L257 169H259ZM9 167H10V166H9ZM32 167H33V166H32ZM35 167H36V165L34 164V168H35ZM41 167L43 168V165H42ZM41 167H40V169H39L40 171H41V169H42ZM78 167H79V166H78ZM92 167H93V166H92ZM96 167H97V166H96ZM96 167H95V168H96ZM120 167H121V166H120ZM127 167L124 168V169L127 170ZM132 167H135V166H132ZM142 167H143V166H142ZM142 167L140 166L141 170H142ZM207 167H209V166H207ZM227 167H228V166H227ZM242 167H245V166H242ZM25 168H26V167H25ZM36 168H37V167H36ZM60 168H61V167H60ZM98 168H99V166H98ZM137 168H138V166H137ZM140 168H139V169H140ZM151 168H154V166H151L150 169H151ZM155 168H156V167H155ZM159 168H161V169L164 168V163H163V167H162V164H161ZM159 168H158V169H159ZM186 168H187V169H186ZM203 168L205 169V167H203ZM223 168H224V167H223ZM29 169H30V168H29ZM102 169H101V170H102ZM130 169H132V168H130ZM139 169H137V170L140 172ZM144 169H148V168H147V167H146V168L144 167ZM156 169H157V168H156ZM170 169H171V168H170ZM170 169L168 168V170H170ZM192 169H193V168H192ZM214 169H212L211 171H209V172H210V173L208 172L209 174H208L207 172H206V173L204 172L206 169H205V170H201V169H200V170H201L200 172H204L205 175H206V174L209 175V177H208L207 175H206L205 177L210 178V174H211V173L213 174ZM227 169H228V168H227ZM227 169H226V170H227ZM229 169H230V167H229ZM250 169H248L249 172L247 173V175H248V174H250V175H251V174H252V175L255 174V170L252 169L254 173H251ZM261 169L263 170V167H262ZM11 170H12V169H11ZM46 170H47V167H46ZM69 170H70V168H69ZM90 170H91V169H90ZM92 170H93V169H92ZM94 170H95V169H94ZM98 170H99V169H98ZM120 170H121V169H120ZM135 170H136V169H135ZM159 170H160V169H159ZM162 170H163V169H162ZM164 170H166V172H167V171H168V170H167V167H166V169H164ZM189 170H190V169H189ZM208 170H210V169L208 168ZM208 170H207V171H208ZM226 170H224V171H226ZM234 170H233V172H232V170L229 171L230 174H231V173H232V174H235V173H234V172H235ZM24 171H26V170H22V172H24ZM127 171H128V170H127ZM138 171H136V174L138 173ZM171 171H172V170H171ZM237 171H238V170H237ZM237 171H236V178H238V179H236V181L238 180L237 182H239V184L242 183L244 180H246L245 182H247V181H248L247 179L252 178V177H250V178H247V177H246V178H247V179H246V178L244 177V180L241 181V180H239V178H240V179H243L242 177H243L244 174H246V172L244 171L245 173L243 174V173H240V171H239V172H237ZM241 171H242V170H241ZM263 171H264V170H263ZM263 171H262V172H263ZM115 172H116V171H115ZM161 172H163V171H161ZM166 172H164L163 174L166 175ZM169 172H170V171H169ZM169 172H168V174H169ZM172 172L174 173L175 170H173ZM227 172H228V171H226V172H224V173L227 174ZM258 172H259V171H258ZM260 172H261V171H260ZM61 173H62V172H61ZM61 173H60V174H61ZM95 173H96V176H95L96 178H97L98 176L100 177V174H101L100 171L98 172L99 175H97V172H95ZM103 173H104V170H103ZM108 173H109V172H108ZM113 173H114V172H113ZM123 173H126V172H124V170H123ZM134 173H135V172H134ZM143 173H144V172H143V170H142V174H143ZM198 173H199V172H197L196 174H198ZM215 173H216V172H215ZM217 173H218V172H217ZM220 173H221V172H220ZM224 173H222V174H220V175L223 176ZM237 173H238V174L240 173V174L238 175ZM73 174H74V171H73ZM88 174H89V173H88ZM132 174H133V173H132ZM132 174H131V177H132ZM136 174H135V176H136ZM138 174H139V173H138ZM170 174H172V173L170 172ZM194 174H195V173H194ZM194 174H192V175H194ZM199 174H200V173H199ZM230 174H229V176L232 175V174H231V175H230ZM241 174H242V175H241ZM257 174H258V173H257ZM263 174H264V172H263ZM66 175H67V174H66ZM69 175H72V174H69ZM76 175H77L78 178H79L80 175H78V173H77ZM76 175H75V176H76ZM92 175H93V174H91V176H92ZM102 175H103V174H102ZM113 175L116 176V174H113ZM117 175H118V174H117ZM124 175H126V174H124ZM124 175H122V178H123ZM165 175H164V176H165ZM201 175H203V173L200 174V175H198V176L200 177ZM216 175H219V174H216ZM227 175H228V174H227ZM227 175H226V176H227ZM237 175H238V177H237ZM240 175H241L242 177H241ZM252 175H251V176H252ZM119 176H120V175H119ZM127 176H128V175H127ZM139 176H140V174H139ZM155 176H156V175H155ZM159 176H160V175H159ZM162 176H163V175H161V177H162ZM183 176H184V175H183ZM203 176H204V175H203ZM213 176H214V175H213ZM213 176H211L212 179H213ZM229 176H227V178H228ZM232 176H233V175H232ZM239 176H240V177H239ZM245 176H246V175H245ZM248 176H249V175H248ZM254 176H255V178L253 177L254 179H256V177H258V175L256 176V174H255ZM61 177H62V176H61ZM80 177H81V176H80ZM110 177H111V176H110ZM113 177H114V176H113ZM125 177H126V176H124V178H125ZM128 177H129V176H128ZM128 177L126 178V180H127V179L129 180V178H131V177H129V178H128ZM186 177H190V178H191V174H190V176L187 175ZM199 177H198L197 179L200 180ZM217 177H218V176H216V178H217ZM69 178H70V177H69ZM116 178H117V177H116ZM156 178H158V177H156ZM165 178H166V176H165V177H162V179H165ZM183 178H184V177H183ZM183 178H181V181H180V182H182V180H184ZM207 178H206V180H207ZM218 178H219V177H218ZM233 178H234V177H233ZM233 178L231 177V179H230L231 182H232V179H233ZM253 178H252V179H253ZM258 178H259V177H258ZM258 178H257V179H258ZM67 179H68V177H67ZM71 179H72V178H71ZM93 179H94V178H93ZM118 179H119V178H118ZM118 179H117V180H118ZM171 179L174 180L173 178H171ZM171 179H170V181H172ZM193 179H195V178H193ZM201 179H204V178L201 176ZM214 179H215V178H214ZM221 179H222V180H221ZM234 179H235V178H234ZM234 179H233V181H234ZM254 179H253L252 181H254ZM111 180H112V178H111ZM121 180L124 181L125 179H124V180L121 179ZM157 180H158V179H157ZM185 180H186V179H185ZM185 180H184V182H185ZM195 180H196V179H195ZM209 180H211V179H209ZM220 180L223 182V177H221ZM230 180H229V182H230ZM258 180H261V179H258ZM94 181H95V180H94ZM98 181H99V180H98ZM143 181H144V180H143ZM170 181H168L169 183L166 182V183L170 184V185H168V186H171V183H172V182L170 183ZM204 181H205V180H204ZM207 181H208V180H207ZM227 181H228V180H227ZM236 181H235V182H236ZM62 182H63V181H62ZM62 182H61V183H62ZM87 182L89 183V182H90V179H89V181L87 180ZM92 182H93V180H92ZM119 182H120V180H119ZM125 182H126V181H125ZM177 182H179V181H177ZM184 182H183V183H184ZM189 182H190V181H189ZM194 182H195V181H194ZM197 182H198V180H197ZM197 182H195V183H197ZM219 182H220V181H219ZM231 182H230V183H231ZM248 182H250V181H248ZM254 182H255V181H254ZM254 182H253V183H254ZM51 183H52V182H51ZM56 183H57V182H56ZM59 183H60V182H59ZM114 183H115V182H114ZM116 183H117V182H116ZM123 183H124V182H123ZM123 183H122V184H123ZM175 183H176V181H175ZM206 183H207V182H206ZM213 183L215 184V185L213 184V185H214V188H216L215 186L218 185V183H217V182H216L217 184H216L215 182H213ZM224 183H225V182H224ZM233 183H234V182H233ZM250 183H251V182H250ZM259 183H260V182H259ZM259 183L257 182V184H259ZM261 183H262V181H261ZM48 184H50V182H49ZM104 184H105V183H104ZM104 184H103V185H102V184L99 185V187H98L97 189H99L101 186H103V187H107V185L105 186ZM122 184H120V185H122ZM156 184H159V183H156ZM186 184H187V183H186ZM186 184H185V185H186ZM197 184H198V183H197ZM201 184H202V182H201ZM201 184H200V187H201ZM226 184H228V186H229V183H225V185H226ZM231 184H232V183H231ZM236 184H237V183H236ZM243 184H244V182H243L242 184L239 185V188H240V189L246 187V185L242 186ZM254 184H255V183H254ZM257 184H255V185L257 186ZM38 185H39V184H38ZM62 185H64V182H63ZM65 185H66V184H65ZM123 185H124V184H123ZM143 185H144V184H143ZM160 185H161V184H159V185H157V186H160ZM191 185H192V183H191ZM207 185H210V184L208 183ZM220 185H221V183H220ZM250 185H252V184H250ZM250 185H249V183L247 184L248 187H250ZM22 186H23V185H22ZM39 186H40V188H42L41 183H40ZM54 186H56V184H55ZM68 186H69V188H70V185H68ZM87 186H89V185H87ZM87 186H85L84 188H86ZM97 186H98V185H97ZM111 186H113V185H110V187H111ZM114 186H115V185H114ZM155 186H156V185H155ZM166 186H167V184H166ZM168 186H167V188H168ZM172 186H174V185H172ZM172 186H171V187H172ZM177 186H178V185H177ZM194 186H195V185H193V187H194ZM203 186H204V185H203ZM223 186H224V184H223ZM228 186H227V187H228ZM231 186L233 187V184L230 185L229 188H232ZM235 186H236V185H235ZM240 186H241V187H240ZM258 186H260V185H258ZM50 187H51V186H50ZM93 187H94V186H93ZM95 187H96V186H95ZM95 187H94V188H95ZM103 187H102V188H103ZM120 187H121V186H120ZM137 187H138V186H137ZM137 187H134V189H136ZM142 187H143V186H142ZM150 187H151V186H150ZM160 187H163V186H160ZM164 187H165V186H164ZM171 187H169L168 190H169ZM193 187H192V188H193ZM195 187H196V186H195ZM211 187H212V186H211ZM217 187H218V186H217ZM219 187H220V186H219ZM224 187H225V186H224ZM237 187H238V186H236V190L239 189V188L237 189ZM251 187H252V186H251ZM262 187H264V186L262 185ZM20 188H21V187H20ZM20 188H19V189H20ZM81 188H82V187H81ZM84 188H83V189H84ZM91 188H92V187H91ZM91 188H90V190H91ZM94 188H92V189H94ZM102 188H101V189H102ZM117 188H118V187H117ZM117 188H116V189H117ZM175 188H178V187H175ZM212 188H213V187H212ZM214 188H213V189H214ZM229 188H227L226 191H228ZM234 188H235V187H234ZM259 188L262 189L261 186H260ZM23 189H24V188H23ZM42 189H43V188H42ZM65 189L67 190L68 188H65ZM70 189H71V188H70ZM77 189H78V188H77ZM86 189L89 190V187L86 188ZM103 189H104V188H103ZM106 189H108V190H112V192H113L114 187H112V189H110L109 186H108ZM116 189H115V190H116ZM139 189H141V188H139ZM150 189H151V188H150ZM197 189H198V185H197ZM201 189H203V187L199 188L198 193H199V192H203V191H200ZM205 189H206V188H205ZM205 189H203V190H205ZM216 189H217V188H216ZM216 189H214V190H216ZM219 189H221V188H219ZM246 189H247V187H246ZM115 190H114V191H115ZM119 190H120V189L118 188V190H116L114 193L116 194V192L119 191ZM143 190H144V189H143ZM172 190H173V189L169 190V192L172 191ZM186 190H187V189H186ZM192 190H193L194 192L196 191L195 188L192 189ZM250 190H251V189H250ZM250 190H249V192H248V190H246V194L248 193V198L251 196V194H250ZM255 190L257 191L258 188L255 189ZM255 190H254V191H255ZM5 191H6V190H5ZM7 191H8V190H7ZM11 191H13V190L11 189ZM43 191H44V189H43ZM68 191H69V190H67V192H68ZM98 191H99V190H97L96 192H98ZM100 191H101V190H100ZM103 191L105 192V190H103ZM126 191H127V190H126ZM176 191H177V190H176ZM188 191L191 192V189L188 188V190H187L186 192H188ZM205 191H206V190H205ZM205 191H204L202 194H200V195H203V196L205 197L206 194L209 193V192L207 193V191H206V192H205ZM222 191H223V189H222ZM224 191H225V190H224ZM226 191H225V192H226ZM229 191H230V190H229ZM229 191L227 192V194L229 193ZM239 191H240V190H239ZM244 191H245V190H244ZM41 192H42V191H41ZM41 192H40V193H41ZM90 192H91V191H90ZM92 192H93V190H92ZM101 192H102V191H101ZM119 192H120V191H119ZM119 192H118V193H119ZM124 192H125V191H124ZM124 192H123V191H122V193L120 192L121 195L119 194V196H122V194H123ZM130 192H131V191H130ZM142 192H143V191H142ZM142 192H141V193H142ZM147 192H148V191H147ZM152 192H153V191H152ZM173 192H175V189H174ZM210 192H211V190H210ZM225 192H224V193H225ZM230 192H231V191H230ZM7 193L11 194V193H10V190H9V192H6L5 195H9V194H7ZM24 193H25V192H24ZM50 193H51V192H49V194H50ZM71 193H73V192L71 191ZM102 193H103V192H102ZM125 193L127 194V192H125ZM125 193H124V194H125ZM148 193L151 194L150 192H148ZM191 193H192V192H191ZM191 193H188L187 196H189V194H191ZM198 193H197V194H198ZM205 193H206V194H205ZM215 193H218L217 195H220V196H221V194H222V192L220 193V192H217V191H216ZM231 193H232V194L234 193L233 190H232ZM231 193H229L228 195H226V196H229V197L224 196L223 198H225V199H226V198H229V200H232V199H230V197L232 198V196H233ZM254 193H256V192H254ZM0 194L2 195L3 193L0 191ZM19 194H20V192H19ZM65 194H66V193H65ZM76 194H77V193H76ZM76 194H75V195H76ZM92 194H93V193H92ZM92 194H91V196H92ZM104 194H105V193H104ZM108 194H109V193L107 192V195H108ZM124 194H123V196H125ZM144 194H145V193H144ZM144 194H141V195H142V196H146V195H144ZM174 194H175V193H174ZM184 194H185V193H184ZM197 194L195 193V195H197ZM204 194H205V195H204ZM209 194L211 195V193H209ZM213 194H214V193H213ZM230 194H231L232 196H230ZM243 194H244V193H243ZM249 194H250V196H249ZM256 194H259V191H258ZM256 194H255V197H257ZM13 195H14V193L11 194V197H13ZM23 195H24V194H23ZM88 195H89V194H88ZM116 195H117V194H116ZM147 195H148V194H147ZM171 195H172V193H171ZM177 195H178V192H177L176 196H177ZM215 195H216V194H214V197H215ZM223 195H224V194H223ZM240 195H241V194H240ZM253 195H254V194H253ZM253 195H252V196H253ZM14 196H15V195H14ZM19 196H20V195H19ZM19 196H18V197H19ZM34 196H35V195H34ZM56 196H57V195H56ZM72 196H73V194H72ZM109 196H112V195H109ZM123 196H122V197H123ZM164 196H166V195H164ZM168 196H170L169 193H168L167 197H168ZM176 196H175V197H176ZM193 196H194V195L189 196V197H190L191 199H192V198L194 199ZM203 196H200V198L202 199ZM208 196H209V195H208ZM208 196H207V197H208ZM235 196L237 197V195H235ZM241 196H242V195H241ZM260 196H261V195L259 194L258 197L260 198ZM263 196H264V194H263ZM21 197H22V194H21ZM70 197H71V194H70ZM78 197H79V196H78ZM93 197H95V194L93 195ZM93 197H92V198H93ZM102 197H103V196H102ZM106 197H107V196H106ZM106 197H105V199H106ZM173 197H174V195H173ZM177 197L179 198V196H177ZM198 197H199V196H198ZM207 197H206V198H203V199L206 200ZM221 197H222V196H221ZM236 197H235V199H236ZM239 197H240V196H238L237 199H239ZM258 197H257V198H258ZM19 198H20V197H19ZM81 198H82L81 201L83 202V200H84L83 198H84V197H81ZM85 198H86V197H85ZM95 198H96V197H95ZM108 198H109V197H108ZM127 198H128V196H127ZM131 198H133V197H131ZM147 198H148V197H147ZM178 198L176 199V201H175V200H172V203H173V204H174L173 201L176 202V204H174L176 207H178V206H177V205H178V204H177V203H178ZM181 198H183V197H181ZM187 198H188V197H187ZM190 198H188V200L185 198L186 201H185V199H184V203H186L187 201H189ZM200 198H198V199H200ZM218 198H220V197H218ZM243 198H244V197H243ZM251 198H252V197H251ZM253 198H254V196H253ZM257 198H255V199L258 200L259 198H258V199H257ZM262 198H263V197H262ZM21 199H22V198H21ZM44 199H46V198H43V202H44ZM48 199H49V198H47V200H45V201H48V202H49V201L51 200V199H50V200H48ZM90 199H91V197H90ZM141 199H142V198H141ZM161 199H163V198L161 197ZM164 199H165V198H164ZM171 199H173V198H171ZM174 199H175V198H174ZM179 199H180V198H179ZM209 199H210V198H209ZM209 199H208V201H207V204H204V205H207V206H205V207H207V209H210V210H212V211L215 210V209L213 210V208H216L217 210H215V211L217 212V214H216V212H214L215 215H218L219 213H220L219 215H221V213H222L223 210H224L223 207H226V206H225V203L228 202V200L226 199L227 201L225 200V203H222V204H221V205H223V204H224V205L219 207V205H220L219 202H220V201H221V202L224 201V199L221 200V199H222V198H221L220 201H219V199H218V200L215 199V201H214V200H213V197H212V200H211V201H210ZM240 199H242V197H241ZM260 199H261V198H260ZM260 199H259V200H260ZM28 200H30V199H28ZM79 200H80V198H79ZM92 200H93V199H92ZM92 200H91V201H92ZM126 200H127V199H126ZM129 200H130V199H129ZM139 200H140V199H139ZM156 200H158V199L156 198ZM156 200H155V201H156ZM165 200H167V199H165ZM169 200H170V198H169ZM194 200H195V199H194ZM204 200H201V202L204 201ZM245 200H246V199L243 200L244 203H245V204H246V203L248 204V202H247L248 199L246 200V202H245ZM31 201H32V200H31ZM36 201H37V200H36ZM51 201H52V200H51ZM55 201H56V200H54V202H55ZM64 201H65V200H64ZM140 201H141V200H140ZM158 201L160 202V200H158ZM162 201H163V200H162ZM182 201H183V200H182ZM182 201H181V202H182ZM198 201H199V200H198ZM216 201H219V202H218L219 205L216 204ZM26 202H27V201H26ZM29 202H30V201H29ZM54 202H52V203L54 204ZM56 202H59V201H56ZM61 202H63V201L61 200L60 203H61ZM82 202H81V203H82ZM131 202H132V201H131ZM135 202H136V201H135ZM149 202H150V201H149ZM169 202H170V201H169ZM191 202H193V201H189L190 205L192 204ZM199 202H200V201H199ZM199 202H198V203H199ZM229 202H230V201H229ZM231 202H232V201H231ZM231 202H230V203H231ZM233 202L235 203L234 199H233ZM237 202H239V201L237 200ZM241 202H242V201H240V203H241ZM251 202H252V201L250 200V203H251ZM254 202H255V201H254ZM21 203H22V202H21ZM30 203H32V202H30ZM34 203H35V202H34ZM34 203H33V204H34ZM166 203H167V202H166ZM166 203H165V204H166ZM184 203L182 202L181 204H184ZM189 203H188V204H189ZM193 203H194V202H193ZM196 203H197V201H196ZM196 203H195V205L192 204V205H194V206L191 208V209H192L191 212L195 210V209L193 210V208H195ZM198 203H197V205H198ZM205 203H206V201H205ZM240 203H239V204H240ZM250 203L248 204V206L251 205ZM0 204H1V203H0ZM7 204H8V203H7ZM33 204H32V205H33ZM44 204H45V202H44ZM58 204H59V203H58ZM64 204H65V203H64ZM64 204H63V205H64ZM122 204L124 205V203H122ZM122 204H121V205H122ZM146 204H147V203H146ZM150 204H152V202H151ZM154 204H155V203H154ZM173 204H172V205H173ZM201 204H202V203H201ZM247 204H246V206H247ZM11 205L13 206V204H10V206H11ZM30 205H31V204H30ZM50 205H52V204H50ZM61 205H62V204H61ZM61 205H60V206H61ZM63 205H62L61 207H66V205H64V206H63ZM78 205H80V204H78ZM172 205L169 206V207H172ZM174 205H173V207H174ZM192 205H191V206H192ZM199 205H200V203H199ZM204 205H203V206H204ZM228 205H229V204H228ZM231 205H232V203H231ZM231 205H229V209L232 208L233 206L238 205V204L235 203V205H232V206H231ZM3 206H4V208H7V206H5V205H3ZM3 206H1V207L3 208ZM23 206H24V203H23ZM56 206H57V205H56ZM56 206H55V204H54L53 208H51L52 206H51V207H48V208H49V209L51 208L52 211H53V209L59 207V208H57V210H58V209L60 210L61 207H60V206H57V207H56ZM105 206H106V205H105ZM141 206H143V205H140V207H141ZM147 206H148V205H147ZM156 206H157V205H156ZM165 206H166V205H165ZM184 206H185V204H184ZM184 206H183V207H184ZM259 206H260V205H259ZM259 206H258V207H259ZM101 207H102V206H101ZM101 207H100V208H101ZM131 207H132V206H131ZM138 207H139V206H138ZM173 207L170 209V211L174 209ZM187 207H188V206H187ZM187 207H186V208H187ZM196 207H197V206H196ZM205 207H203V209H204L203 211H205ZM227 207H228V206H227ZM227 207L225 208V210L228 209ZM251 207H252V206H251ZM254 207H255V206H254ZM254 207H253V209H254ZM258 207H256V208H258ZM263 207H264V206H263ZM9 208H10V207H9ZM11 208H12V207H11ZM75 208H76V207H75ZM91 208H92V207H91ZM91 208H90L89 210H91ZM93 208H94V207H93ZM104 208H105V207H104ZM106 208H107V207H106ZM106 208H105V209H106ZM125 208H126V207H125ZM132 208H133V207H132ZM179 208H181V207H179ZM179 208H178V209H179ZM197 208L199 209V210H197V211L199 212V211H200V208H201V205H200V207L198 206ZM247 208H248V207H247ZM249 208H250V207H249ZM51 209H50V210H51ZM98 209H99V208H98ZM102 209H103V207H102ZM117 209H118V205H117ZM117 209H116V210H117ZM140 209H141V208H140ZM152 209H154V208H152ZM155 209H156V208H155ZM178 209H177V213H179V210H178ZM229 209H228V210H229ZM232 209H233V208H232ZM235 209L238 210L239 207H237V208L234 207V210H235ZM259 209H260V207H259ZM262 209H264V208L261 207V210H262ZM78 210H79V209H78ZM84 210H86V209L84 208ZM103 210H104V209H103ZM113 210H114V209H113ZM113 210L111 209V213H114V214L116 215V213H117L118 210H117V211L114 210L115 212H112ZM161 210H162V209H161ZM163 210H164V208H163ZM168 210H169V208H167V210H166L165 213L168 214V212H169ZM175 210H176V208L174 209V212H176ZM182 210H183V209H182ZM182 210H181V211H182ZM184 210L186 211L187 209H184ZM184 210H183V211H184ZM188 210H190V208H189ZM245 210H246V209H245ZM245 210H244V211H245ZM247 210H248V209H247ZM247 210H246V211H247ZM249 210L251 211V209H249ZM255 210H256V209H255ZM3 211H5V210H3ZM14 211H15V210H14ZM39 211H40V210H39ZM39 211H38V212H39ZM43 211H44V210H43ZM92 211H93V210H92ZM95 211H96V210H95ZM101 211H102V210H99V212H101ZM121 211H122V214H123V210H122V209H121ZM121 211L119 210L120 213H121ZM138 211H140V210H138ZM142 211H143V210H141L140 212H142ZM144 211H145V210H144ZM167 211H168V212H167ZM183 211H182V212H183ZM197 211H196V212L194 211V214L197 213ZM201 211H202V210H201ZM226 211H227V210H226ZM229 211L231 212L232 210L230 209ZM241 211H243V209H242ZM241 211H238V213H240ZM246 211H245V212H246ZM253 211H254V210H253ZM259 211H260V210H259ZM6 212H7V210H6ZM24 212H25L24 214H21L22 216L26 215V211H24ZM41 212H42V210H41ZM50 212H51V211H50ZM54 212H55V211H54ZM80 212H81V209H80V211H79V214H80ZM85 212H86V211H85ZM85 212L83 211V213H85ZM87 212H90V211H87ZM108 212H109V211H108ZM124 212H125V211H124ZM127 212H128V211H127ZM132 212H134V209L132 210ZM132 212H131V213H132ZM227 212H228V211H227ZM227 212H226V213H227ZM232 212H233V211H232ZM234 212H235V211H234ZM234 212H233V213H234ZM245 212H244V213H245ZM257 212H258V211H257ZM12 213H13V212H12ZM16 213H18V212H16ZM22 213H23V210H22ZM31 213H32V212H31ZM52 213H53V212H52ZM129 213H130V211H129ZM150 213H153V212H150ZM154 213H155V212H154ZM184 213H185V212H184ZM186 213L188 214V212H186ZM186 213H185V214H186ZM233 213H231V214L227 213V214H225V215L222 214L221 216H219V215H218V216H219V217H222V218H223V216H224V218H226L227 216H229V217H228V218H229L228 221L232 223L233 220H234V218H235V217H238V215H236V216L234 217V215H235V214H234V215H233V218H231V215H232ZM238 213H237V214H238ZM249 213H250V215L252 214L251 212H249ZM258 213H259V212H258ZM258 213H257V214H258ZM14 214H15V213H14ZM42 214H43V213H42ZM49 214H50V213H49ZM122 214H121V215H122ZM127 214H128V213H127ZM127 214H126V215H127ZM139 214H141V213H139ZM146 214H147V211H146ZM167 214H166V215H167ZM190 214H191L192 216L194 215L193 212H192V213L189 212L188 215L190 216ZM198 214H199V213H198ZM246 214H248V213H246ZM254 214H255L254 216H256V212H254ZM53 215H54V214H53ZM59 215H60V214H59ZM75 215H76V216H75V219H76V218L78 217V215H77V213H76ZM99 215H100V214H99ZM115 215H114V216H115ZM118 215H119V214H118ZM118 215H117V216H118ZM121 215H120V216H121ZM124 215H125V214H124ZM131 215H132V214H131ZM143 215H144V214H143ZM147 215H149V213H148ZM169 215L171 216L172 214L169 213ZM175 215H176V213H174L172 217H174ZM177 215H180V214H177ZM177 215H176L175 217H177ZM209 215H210V214H209ZM29 216L31 217V214H29ZM29 216H28V217H29ZM32 216H33V217H31V218H33V219H35V217L38 218V216H36V215H34V214H32ZM34 216H35V217H34ZM57 216H58V214H57ZM65 216H66V215H65ZM79 216H80V215H79ZM84 216H85V214H84ZM120 216H119V217H120ZM135 216H136V215H135ZM144 216H145V215H144ZM144 216H143V217H144ZM152 216L155 217V216H157V215H155V216L152 215ZM167 216H168V215H167ZM180 216H181V215H180ZM210 216H211V215H210ZM213 216H214V215H213ZM213 216H211V217H213ZM225 216H226V217H225ZM11 217H12V219L15 220L14 222H20V221H23V220H24V217H25V216L22 218V217L19 216V215H15V216L11 215ZM40 217H41V216H40ZM61 217H62V216H61ZM108 217H110V216H108ZM138 217H139V216H138ZM138 217H137L136 219H138ZM140 217H142V216H140ZM153 217H152V218H153ZM184 217H185V216H184ZM184 217H183V219H184ZM211 217H210V219H213V218H211ZM252 217H253V215H252ZM69 218H70V216H69ZM78 218H81V217H78ZM117 218H118V217H117ZM120 218L122 219V217H120ZM123 218H124V217H123ZM144 218H145V217H144ZM149 218H150V217H149ZM186 218H188V217H186ZM214 218H215V216H214ZM247 218H248V217H247ZM103 219H104V218H103ZM112 219H113V221H114V225H115V224L117 225L118 223L120 224L119 221H116V222H115L114 219H116V218L112 217ZM112 219H111V220H112ZM126 219L128 220L127 217H126ZM126 219H124V220H126ZM136 219H135V220H136ZM139 219L143 220L142 218H139ZM145 219H146V218H145ZM176 219H177V218H176ZM176 219H175V218H172V220H176ZM178 219L180 220L181 217L178 216ZM210 219H209V220H210ZM231 219H232V220H231ZM261 219H262V218H261ZM29 220L32 221V219H29ZM60 220H61V221H60L59 224H61V226H62L63 223L65 224L66 218L62 217V218H60ZM76 220H77V219H76ZM76 220H74V221H76ZM83 220H84V219H82V222L80 223V225H83V224H82V223H83ZM111 220H110V222H111ZM129 220H130V219H129ZM152 220H153V219H152ZM181 220H182V219H181ZM204 220H206V219H204ZM204 220H203V221H204ZM214 220H215V219H213V222L215 223ZM223 220H224V219H223ZM226 220H227V219H226ZM226 220H224V222H225ZM237 220H238V219H237ZM255 220H257V219H255ZM255 220H254V221H255ZM259 220H260V219H259ZM71 221H72V220H71ZM87 221H88V220H86V221H84V222L87 223ZM113 221H112V222H113ZM147 221H148V219H147ZM168 221H169V220H168ZM176 221H177V220H176ZM182 221H183V220H182ZM195 221H196V220H195ZM198 221H200V220H198ZM198 221H197V222H198ZM210 221H211V220H210ZM220 221H221V220H220ZM252 221H253V220H252ZM254 221H253V222H254ZM257 221H258V220H257ZM257 221L255 222L254 226H255L257 223H258V224H261V223H259V222H257ZM53 222H54V220H53ZM61 222H63V223H61ZM78 222H79V221H77L76 223L79 224ZM92 222H93V220H92ZM108 222H109V221H108V218H107L106 220H104V222H101V224H100V227H101L100 230H101V229H106V228H108V227H109L108 225H110V224H109L110 222H109V223H108ZM112 222H111V225H112ZM117 222H118V223H117ZM134 222H136V221H134ZM159 222H160V221H159ZM177 222H178V221H177ZM201 222H202V221H200V223H201ZM213 222H212V223L210 222V224H212V225H210V226H213V227H214ZM217 222H218V221H217ZM217 222H216L215 224H218V225H219L220 222H218V223H217ZM222 222H223V221H221V223H222ZM224 222L222 223V225H225ZM235 222H236V220H235ZM237 222H239V220H238ZM260 222H261V221H260ZM4 223H7V222H4ZM72 223L74 224V222H72ZM89 223H90V220H89L88 224H89ZM106 223H108V224H106ZM124 223H126V222L124 221ZM127 223H128V222H127ZM137 223H138V222H137ZM137 223H136L135 225H137ZM141 223L143 224V222H141ZM144 223H145V224H146V223L148 224V222H145V220H144ZM152 223H153V222H152ZM186 223H187V221H186ZM193 223H194V221H192V224H193ZM221 223H220V225H219L220 227L218 226L219 229L222 227V226H221ZM233 223H234V222H233ZM0 224H1V223H0ZM13 224H14V223H13ZM13 224H12V225H13ZM16 224H18V223H16ZM57 224H58V223H57ZM64 224H63V225H64ZM149 224H151V223H149ZM175 224H178V223H175ZM175 224H174V225H175ZM181 224H182V223H181ZM181 224H179V225H180V226L185 225V223H183L182 225H181ZM188 224H189V223H187L186 225H188ZM192 224L190 223L189 225L192 226ZM194 224H195V223H194ZM194 224H193V225H194ZM197 224H198V223H197ZM197 224H196V225H197ZM203 224H205V222H203L201 225L204 226ZM208 224H209V223H208ZM208 224H207V225H208ZM226 224H227V222H226ZM229 224H230V223H229ZM247 224H248V223H247ZM250 224H251V222H250ZM250 224H248V225H250ZM4 225H5V224H4ZM4 225H3V226H4ZM19 225H20V223H19ZM53 225H54V224H53ZM65 225H66V224H65ZM65 225H64V227H65ZM80 225H79V226H80ZM114 225H113V227H114ZM231 225H232V224H231ZM231 225H229V226L231 227ZM236 225H238V223H237ZM244 225L246 226V224L243 223V226H244ZM248 225H247V226H248ZM16 226H18V225H16ZM50 226H52V224H50L48 227H50ZM56 226H58V225H56ZM59 226H60V225H59ZM79 226H78V227H79ZM85 226H86V225H85ZM133 226H134V225H133ZM133 226H132V227H133ZM149 226H150V225H149ZM153 226H154V225H152V227H153ZM199 226H200V225H198V227H199ZM226 226H228V224H227ZM229 226H228V227H229ZM232 226H234V225H232ZM261 226H263V225H261ZM18 227H19V226H18ZM44 227H45V225H44ZM74 227H75V226H74ZM110 227H111V226H110ZM113 227H111V228H113ZM118 227H119V226H118ZM134 227H135V226H134ZM147 227H148V226H147ZM174 227H175V226H174ZM185 227H186V226H185ZM216 227H217V225H216ZM230 227H229V228H230ZM240 227H242V226H240ZM252 227H253V226H252ZM6 228H8V227H6ZM14 228H15V227H14ZM26 228H29V227H26ZM26 228H25L24 230H26ZM53 228H54V227H53ZM53 228H52V229H53ZM84 228H85V227H83V229H84ZM135 228H136V227H135ZM138 228H139V227H137V229H138ZM142 228H143V227H142ZM144 228H145V227H144ZM153 228H154V229H157V228H155V227H153ZM163 228H164V227H163ZM202 228H203V227H202ZM223 228H224V227H223ZM232 228H233V227H232ZM237 228H239V227L237 226ZM237 228L234 229V230H238ZM242 228H243V227H242ZM254 228H255V227H254ZM259 228H260V227H259ZM8 229H9V228H8ZM78 229H79V228H78ZM120 229H122V227H121ZM132 229H133V228H132ZM215 229H218V228H215ZM262 229H263V228H261V230H262ZM29 230H30V229H29ZM60 230H61V229H60ZM113 230H117V229L114 228ZM135 230H136V229H135ZM144 230H145V229H144ZM144 230H143V231H144ZM146 230H147V229H146ZM158 230H159V228H158ZM172 230H173V229H172ZM256 230H257V229H256ZM258 230H260V229H258ZM261 230H260V231H261ZM4 231H6V229H5ZM4 231H3V232H4ZM45 231H46V230H45ZM55 231H56V230H55ZM55 231H53V232H55ZM103 231H104V230H103ZM109 231L111 232L112 230L110 229ZM139 231H140V229H139ZM148 231H149V230H148ZM164 231H165V230H164ZM164 231H163V232H164ZM175 231H176V230H175ZM200 231H201V230H200ZM200 231H199V232H200ZM205 231H206V230L204 229L203 232L205 233ZM253 231H255V230H253ZM253 231H252V232H253ZM0 232L2 233L1 230H0ZM16 232H17V231H15V233H16ZM25 232H26V231H25ZM43 232H44V231H43ZM67 232H68V231H67ZM67 232H66V233H67ZM85 232H86V231H85ZM87 232H88V231H87ZM87 232H86V233H87ZM100 232H101V231H100ZM100 232H99V233H100ZM110 232H109V233H110ZM121 232H122V231H121ZM127 232H129V228H128V231H127ZM151 232H152V229H151ZM159 232H160V231H159ZM169 232H171V231H169ZM203 232H202V233H203ZM210 232H213V231H210ZM210 232H207V233H210ZM233 232H234V231H233ZM29 233H30V232H29ZM29 233H27V234H29ZM37 233H38V232H37ZM37 233L35 232L36 235H37ZM39 233H40V231H39ZM63 233H64V232H63ZM78 233H79V232H78ZM118 233H119V232H118ZM118 233H117V235H118ZM143 233H144V232H143ZM149 233H150V232H149ZM165 233H166V232H165ZM165 233H164V234H165ZM189 233H190V232H189ZM197 233H198V232H197ZM197 233H196V234H197ZM202 233H201V234H202ZM213 233L215 234V232H213ZM222 233H223V235H224V231H222ZM255 233H256V231H255ZM261 233H262V234H261ZM263 233H264V230H263L262 232H260V233H257V234H260V236H261V235H263ZM2 234L4 235L5 233H2ZM10 234H12V233L10 232ZM43 234H44V233H43ZM64 234H65V233H64ZM79 234H80V233H79ZM145 234H146V233H145ZM210 234H211V233H210ZM229 234H232V230H231V233H229ZM247 234H248V233H247ZM251 234L253 235V233H251ZM257 234H256V235H257ZM29 235H30V234H29ZM36 235H33V236H36ZM39 235H41V233H40ZM49 235H50V233H49ZM75 235H76V234H75ZM102 235H103V234H102ZM105 235H106V234H104V236H105ZM117 235H116V236H117ZM146 235H147V234H146ZM151 235H152L153 237H155L154 233L150 234L149 237H151ZM202 235H206V234H202ZM207 235H208V234H207ZM221 235H222V234H221ZM221 235H220V236H221ZM227 235H228V234H227ZM232 235H233V234H232ZM234 235H237V234L234 233ZM23 236L25 237V234L23 235V232H19V233L15 234V235L13 236V238H14L13 240H14L15 242H14V241H11V242H13L12 244L14 245L15 248H17V249H22L21 245H23V244H24V247H25V244H26L25 242H26V241L23 240ZM65 236H66V235H65ZM81 236H82V235H81ZM137 236H138V235H137ZM200 236H201V235H200ZM216 236H218V234H217ZM224 236H225V235H224ZM224 236H223V237H224ZM260 236H259V238H260ZM1 237H3V236H1ZM4 237H5L4 240H6V236H4ZM7 237H8V236H7ZM10 237H11V235L9 236V238H10ZM39 237H40V236H39ZM47 237H50V236H47ZM55 237H56V236H55ZM94 237H96V236H94ZM98 237H101V238H100L101 240L104 239V237H102V236H98ZM106 237H107V236H105V238H106ZM108 237H110V235H108ZM108 237H107V238H108ZM131 237H132V236H131ZM133 237H135V235H134ZM141 237L144 238V236H141ZM153 237H151V238H153ZM201 237H202V236H201ZM201 237H200V238H201ZM203 237H205V236H203ZM203 237H202V238H203ZM214 237H215V236H214ZM36 238H37V236H36ZM45 238H46V237H44V239H45ZM66 238H67V237H66ZM71 238H72V237L70 236V238L68 237L67 239L69 240V239H71ZM113 238H114V237H113ZM129 238H130V237H129ZM168 238L170 239V237H168ZM219 238L221 239L222 237H219ZM255 238H257V237H254V239H255ZM259 238H258V239H259ZM0 239H1V238H0ZM7 239H8V238H7ZM53 239H54V238H53ZM55 239H56V238H55ZM67 239H66V241H67ZM100 239H99V240H100ZM109 239H110V238H109ZM109 239H107V240H109ZM119 239H120V238H119ZM125 239H127V238H124V240H125ZM137 239H139V238H137ZM145 239H146V237H145ZM223 239H224V238H223ZM230 239L232 240V238H230ZM254 239H253V241H254ZM2 240H3V239H1V241H0L1 243H2ZM4 240H3V241H4ZM29 240H30V239H29ZM107 240H106V241H107ZM111 240H112V239H111ZM133 240H134V238H133ZM147 240H149V239H147ZM166 240H167V239H166ZM174 240H175V239H174ZM209 240H210V239H209ZM224 240H225V239H224ZM239 240H240V239H239ZM37 241H39V240H37ZM93 241H94V240H93ZM93 241H92V243H91V242H88V246H90V245H89L90 243H91V244H94ZM125 241H127V240H125ZM129 241H130V240H129ZM131 241H132V238H131ZM138 241H139V240H138ZM185 241H186V240H185ZM194 241H195V240H194ZM210 241H213V240L211 239ZM226 241H229V239L226 240ZM233 241H234V239H233ZM236 241H237V240H236ZM236 241H235V242H236ZM247 241H248V239H247ZM259 241H261V240H258V242H259ZM6 242H7V241H5L4 243H6ZM11 242H10V243H11ZM39 242H40V241H39ZM39 242H38V245H39ZM67 242H71V241L69 240V241H67ZM103 242H104V240L102 241V244H103ZM116 242H117V241H116ZM140 242H142V240H140ZM156 242H157V240H156ZM181 242H182V241H181ZM219 242H220V241H219ZM240 242H241V241H239V243H240ZM4 243L0 244V248H1V245H3ZM8 243H9V242H7V245H8ZM29 243H31V242L29 241ZM32 243H33V242H32ZM32 243H31V244H32ZM112 243H114V242H112ZM126 243H127V242H126ZM129 243H131V242H128L127 245H128ZM132 243H133V242H132ZM135 243H136V245H137L136 247L138 248V244H139V243H137V241L134 242V244H135ZM151 243H153V241H151ZM154 243H155V242H154ZM184 243H185V242H184ZM186 243H187V242H186ZM186 243H185V244H186ZM197 243H198V242H197ZM212 243H213V242H212ZM225 243H226V242H225ZM227 243H228V242H227ZM227 243H226V244H227ZM236 243H237V242H236ZM263 243H264V242H263ZM31 244H30V246H31ZM67 244H68V243H67ZM67 244H66V246H67ZM118 244H119V243H118ZM173 244H174V243H173ZM210 244H211V243H210ZM219 244H220V243H219ZM228 244H229V243H228ZM232 244H233V242H232ZM247 244H249V243L247 242ZM247 244H246V245H247ZM257 244H258V243H257ZM261 244H262V243H261ZM261 244H259V245H261ZM28 245H29V244H28ZM33 245H34V243L32 244V246H31L28 250H25V252L21 255V259H22V260H18L19 264H21V262H24L25 260H29V259H31V261L33 260V261L36 262V260H37V255H38L37 252H38V251L34 252L35 250H34V251L32 250V248L34 247ZM96 245H99V244H96ZM130 245H132V244H130ZM174 245H175V244H174ZM190 245H191V244H190ZM204 245H205V244H204ZM211 245H213V244H211ZM211 245H210V246H211ZM230 245H231V244H230ZM244 245H245V244H244ZM55 246H56V245H55ZM71 246H73V245L71 244ZM78 246H79V245H78ZM88 246H86V247H88ZM94 246H95V245H94ZM133 246H134V245H133ZM133 246H132V247H133ZM152 246H153V245H152ZM187 246H188V245H187ZM192 246L194 247L195 245L192 244ZM223 246H224V245H223ZM247 246H248V245H247ZM263 246H264V244H263ZM9 247H10V250H11V246H9ZM9 247H8V248H5V247H4L3 249H4V250H7V249H9ZM157 247H158V246H157ZM163 247H164V246H163ZM183 247H184V246H183ZM183 247H182V248H183ZM185 247H186V246H185ZM202 247H203V246H202ZM204 247H205V246H204ZM213 247H214V246H213ZM239 247H240V245H239ZM260 247H262V246H260ZM52 248H53V247H52ZM52 248H51V250H52ZM90 248H91V246L89 247V249H90ZM97 248H98V247H97ZM97 248H96L95 250H97ZM153 248H154V246H153ZM161 248H162V247H161ZM186 248H187V247H186ZM188 248L190 249V247H188ZM200 248H201V247H200ZM206 248H207V247H206ZM217 248H218V247H217ZM217 248H216V249H217ZM243 248H244V247H243ZM256 248H258V247L256 246ZM44 249H45V248H44ZM93 249H94V248H93ZM149 249H151V248H149ZM158 249H160V247L157 248L156 250H158ZM174 249H176V248L174 247ZM179 249H180V248H179ZM203 249H204V248H203ZM203 249H201V250H203ZM207 249H208V251H212V250H213V249L211 250V248H210V250H209V248H207ZM216 249H215V250H216ZM218 249H219V248H218ZM222 249H224V248H222ZM227 249H228V248H227ZM227 249H226V250H227ZM232 249H233V247H232ZM239 249H241V248H239ZM245 249H248V250H249L250 247L245 248ZM259 249H260V248H259ZM263 249H264V248H263ZM10 250H9V252H10ZM95 250H94V251H95ZM108 250H109V249H107V251H108ZM161 250H162V249H161ZM164 250H166V249H164ZM168 250H169V249H168ZM168 250H166V251H161V252H160V251H157V252L162 253V252H167ZM191 250H192V249H191ZM194 250H195V249H194ZM194 250H193V253H194ZM224 250H225V249H224ZM235 250H236V249H235ZM235 250H234V251H235ZM41 251H43V252H39V255H38V256H40V253H42V254L47 253V251L44 252L43 249H42ZM55 251H56V250H55ZM66 251H68V249H67ZM85 251H87V250H85ZM89 251H92V250H89ZM94 251H93V252H94ZM146 251H147V250H146ZM148 251H149V250H148ZM169 251H170V250H169ZM171 251H172V250H171ZM179 251H180V250H179ZM179 251H177V252H179ZM246 251H247V250H245V252H246ZM251 251H253V253H254L255 250H251ZM251 251H250V252H251ZM11 252H12V251H11ZM97 252H99V251L97 250ZM185 252H186V251H185ZM185 252H184V253H185ZM188 252H189V251H188ZM195 252H197V251L195 250ZM206 252H207V251H206ZM216 252H217V251H216ZM255 252L258 254V252H260V250H259V251H255ZM261 252H262V251H261ZM55 253H56V252H54V254H55ZM77 253H78V252H77ZM94 253H96V251H95ZM123 253H124V252H123ZM123 253H120V254L117 253L119 256H118L116 253H115V254H116L118 257H121ZM125 253H128V252H125ZM132 253H133V252H131V254H132ZM184 253H183V254H184ZM186 253H187V252H186ZM193 253H191L192 255H190V256H194ZM197 253H198V252H197ZM197 253H196V254H197ZM202 253L205 254L203 251H202ZM210 253H211V252H210ZM210 253L208 252V254H210ZM214 253H215V252H214ZM246 253H247V252H246ZM246 253H245V254H246ZM253 253H252V254H253ZM262 253H264V252H262ZM6 254H7V252L5 253L4 256H6ZM42 254H41V256L44 257L45 255H42ZM60 254H62L61 251H60ZM97 254H99V253H97ZM100 254H101V253H100ZM106 254H108V253H105L104 255H106ZM110 254H111V252H110ZM112 254H113V252H112ZM115 254H114V255H115ZM146 254H147V253H146ZM163 254H165V253H163ZM166 254H167V256H168V254H169V255H171V257H173L172 254H170V252H169V253H166ZM166 254H165V255H166ZM183 254H181V256H183ZM208 254H207L206 258L209 257ZM238 254H239V253H238ZM238 254L235 256L236 258L238 257ZM10 255H11V253H10ZM101 255H103V254H101ZM104 255H103V257H104ZM124 255H125V254H124ZM124 255H123L122 257L128 258V257H126L127 255H125V256H124ZM134 255H135V254H134ZM137 255H138V253H137ZM144 255H145V254H144ZM161 255H162V254H161ZM165 255H164V257H166ZM176 255H178V254H176ZM199 255H200V254H199ZM224 255H225V254H224ZM227 255H228V254H227ZM0 256H1L2 258L5 259V258H7L9 255H8L7 257H4L3 254H2V255L0 254ZM14 256H15V258H16V256H18V255L15 254ZM108 256L110 257L111 255H107V257H108ZM128 256L131 257V255H129V253H128ZM138 256H140V255H138ZM138 256L136 257V255H135L136 258H139ZM146 256H148V255H146ZM157 256H158V254H157ZM157 256H156V257H157ZM162 256H163V255H162ZM190 256H189V257H190ZM243 256H244V255H243ZM250 256H252V255H250ZM258 256H260V255H258ZM258 256H254V257H253L254 260L256 259L255 257H258ZM261 256H264V255L261 254ZM9 257L11 258V256H9ZM49 257H50V256H47V257H45V258H49ZM118 257H117V258H118ZM140 257H141V256H140ZM156 257H153V258H156ZM164 257H163V258H164ZM169 257H170V256H169ZM169 257H168V259H169ZM171 257H170V260H172V259L175 260V257H173L172 259H171ZM186 257H187V256H186ZM200 257H201V256H200ZM204 257H205V255H204ZM211 257H212V256H211ZM211 257H210V259H211ZM235 257H233V258H235ZM240 257H242V256H240V254H239L238 259H240V261H241V258H240ZM247 257H248V256H246V258H247ZM2 258H0V259L2 260ZM10 258H8V260H9ZM54 258H55V256H54ZM141 258H142V257H141ZM149 258H152V255H151L150 257H148L147 259H149ZM159 258H161V257H159ZM206 258H203V259H206ZM215 258H216V257H215ZM221 258H223V257L221 256ZM19 259H20V258H19ZM118 259H120V258H118ZM168 259H165L164 261L167 262ZM184 259H186V258H183V260H184ZM187 259H188V258H187ZM189 259H190V258H189ZM189 259H188V261H189ZM195 259H196V257L194 258V260H195ZM251 259H252V257L250 258V260H251ZM6 260H7V259H5V261H6ZM8 260H7V261H8ZM11 260H12V258L10 259V261H11ZM23 260H24V261H23ZM121 260H123V259L121 258ZM129 260H130V259H129ZM151 260H152V259H151ZM151 260L149 259V261H151ZM212 260H213V259H212ZM247 260H248V259H247ZM256 260L258 261V259H256ZM256 260H255V261H256ZM260 260H261V259H260ZM2 261H3V260H2ZM10 261H9V262H10ZM12 261H13V260H12ZM16 261H17V260H16ZM16 261H15V262H16ZM20 261H21V262H20ZM39 261H40V260H39ZM114 261H115V260H114ZM124 261H125V260H124ZM141 261H143V259H142ZM147 261H148V260H147ZM155 261H158V259H156ZM164 261H163V262H164ZM177 261H178V260H177ZM188 261H187V262H188ZM195 261H196V260H195ZM204 261H205V260H204ZM214 261H215V260H214ZM248 261H249V260H248ZM255 261H254V262H255ZM257 261H256L255 263L258 264ZM15 262H10V263L12 264V263H15ZM18 262H17V263H18ZM27 262H29V261H27ZM144 262H146V261L144 260ZM160 262H161V261H160ZM181 262H182V261H181ZM187 262H186V263H187ZM193 262H194V261H193ZM218 262H219V261H218ZM218 262H216V263H218ZM238 262H239V260L237 261V259H236V261H234V263H238ZM2 263H3V262H2ZM17 263H16V264H17ZM29 263H30V262H29ZM29 263H28V264H29ZM32 263H33V262H32ZM123 263H126V261L123 262ZM123 263H122V264H123ZM155 263H156V262H155ZM157 263H158V262H157ZM191 263H192V262H191ZM194 263H195V262H194ZM205 263H206V262H205ZM212 263H213V262H211V264H212ZM214 263H215V262H214ZM220 263H221V262H220ZM248 263H249V264H252V263H250V261H249ZM259 263H260V261H259ZM0 264H1V263H0ZM23 264H27V263H23ZM40 264H41V263H40ZM43 264H44V263H43ZM81 264H85V263H84V262H83V263L81 262ZM117 264H118V263H117ZM119 264H120V263H119ZM149 264H150V263H149ZM164 264H169V262H168V263H165V262H164ZM176 264H178V263H176ZM183 264H185V263L183 262ZM187 264H188V263H187ZM192 264H193V263H192ZM198 264H199V263H198ZM200 264H202V263H200ZM206 264H207V263H206ZM208 264H210V263H208ZM239 264H240V262H239ZM245 264H246V263H245Z\"/></svg>",
	"mask_w": 264,
	"mask_h": 264
}]
</instances>
